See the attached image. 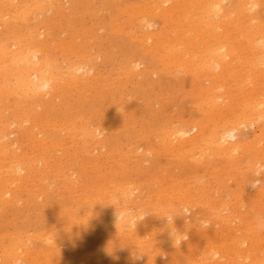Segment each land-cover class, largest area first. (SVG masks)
<instances>
[{
    "label": "rangeland",
    "instance_id": "rangeland-1",
    "mask_svg": "<svg viewBox=\"0 0 264 264\" xmlns=\"http://www.w3.org/2000/svg\"><path fill=\"white\" fill-rule=\"evenodd\" d=\"M65 1V3H66V9H65V14L64 15H62V14H57V16H53L52 14L53 13H51L52 11H48V13H51V15L55 18H53L50 14H46L44 17H46L47 19H48V21H49V23H51V21H52V23H51V25H50V27L52 28V31H55V32H53L54 34L53 35H55V39L57 40H55V42H56V44H57V42H64V40H65V42H66V40H67V42L66 43H69L68 42V40L69 39H71V40H74V41H77V39H78V42H83V40H81V39H86V49H82L83 50V53H85V54H88V58H90L87 62H86V64H88V66L89 67H91V69H92V77L94 78H92L91 80H90V86H89V88H86L87 90H85V92L84 93H79V91L78 92H75V90H71V91H69L68 93L69 94H67V98L66 99H63L61 102H59L58 100L59 99H55L54 101H55V105H54V108L51 110V112H49V114L51 115V117L53 118L54 117V119H57V120H59V118L61 119L62 117L63 118H70V120H80V119H84V116L87 118V119H89V120H87L86 118H85V120H87L88 122H91V121H93L92 123L94 124V125H98L99 123H100V127L99 128H101V131H100V135L98 134V139L99 140H101L99 143H96V145L93 143L92 144V142L91 141H89V140H87V150L89 151V152H91V154L89 153V152H87V150H85L83 147H80L79 145H78V142L76 141V140H78L77 138H79L80 136L79 135H76V136H74L75 138H68L67 136H69L68 135V132L66 131V133H65V130L64 131H62L63 129L61 128L62 126H60V128H61V130H60V128H59V130H57L55 133L53 132V131H51V133L53 134V136H54V139H55V141L58 143V141H59V143L58 144H62V146L61 145H59L58 147H56L55 149H50V151H49V154H48V157H47V162H48V164H47V168L49 169H46V168H43L42 166H40L41 165V163L39 164V162H38V164H37V161H38V157L35 155V154H38V156L40 155V152H41V149H39V147L37 148L36 146V143H35V138L33 139V138H23L22 136H20V144H21V149L20 150H18V151H16L18 154H26V155H28V156H32V155H34V156H36V158L37 159H35V164H37V167H39L38 169H42V172H44V174L42 173L41 175H39V177L38 178H36L38 175L36 174V173H33V174H35V175H31V177H30V180L27 182V184L28 183H31V184H28V186L29 187H32L33 185H36L38 188H39V190H38V188L37 187H35V189L33 188L32 190L33 191H31L33 194H31V196H30V194L29 195H27V193L25 192V191H21V192H18L17 193V196H19L20 195V193H21V195H20V197H18V200H19V198H20V200H19V202L17 201V203L16 204H20L19 206H17V205H15V203L14 204H12L13 202H11V204L9 203H7V204H0V208H2V209H0V250L2 249V251H3V249L4 250H6V248H7V246H9L7 249L9 250V249H11V248H13V246L15 245V243L17 244V242L19 241H21L20 243L18 242V244H19V246H21L20 248H19V250L20 251H23L24 249H27L29 252H30V250H34V252H30L31 254L32 253H37L38 252V254L39 255H42L41 254V252H44V251H46V253H48V251L49 252H54L53 254L56 256V254H58V246L59 247H61L60 248V251L61 252H63V256H65V255H67V256H65V258H66V262L65 261H62L64 264H70V263H72V264H111V262H113L112 264H115L116 262V264H122V263H124V264H140L141 262H143L142 264H152L153 262H155L154 264H156V263H158V264H164V263H166V264H188V263H190V264H193L194 263V261H195V263L194 264H211L212 263V261H213V264H219V263H221V264H229L230 263V259H231V262L233 261V263L234 264H243V262H244V264H248L249 263V260L251 261V259L249 258V254L250 253H252V254H250V256H252L253 255V253L255 252H257V251H254V250H260V252L261 251H263L264 250V247H262V246H264V219H260V218H264V216H263V214H264V212H261L262 210H263V208H264V174H263V171H264V149L263 148H261V147H264L263 145H264V142H262L264 139H262V137H264V134H263V136L262 137H260L261 135H262V133L264 132L263 130V128L264 127H262V126H264V120H263V118L264 117H262L261 119L263 120L262 122L260 121H258V120H261V119H259L260 117H259V115H257L256 117L258 118H256L255 117V114H254V112H253V109L252 108H250V107H245L244 106V102L246 101H248V100H246L247 98H249V106H252L253 105V102L255 103V104H257L258 102H261V105H259L260 103H258L257 104V109L260 111L261 110V108L264 110V108L262 107V105H264V98H262L264 95H262V94H264V75L262 74V75H260L259 77H254L253 75H252V73L250 72V68H249V62H250V60H251V58H252V54H253V52H255V50H256V48H253L252 46V48L254 49V51L253 50H250V45H248L246 42H242V41H234L235 43H237V44H233L232 42H231V40L233 39V38H231L232 36L234 37V34L233 33H235V29L233 28V27H231V31H232V35H231V31H230V35L227 37L228 39H229V41L228 42H230V44H226L227 45V47H228V49L227 50H231L230 49V45H234V47L232 48L233 50H231L232 51V53L235 55V57H234V55L232 54L231 55V57H229V58H226V59H228V60H225L226 62H227V65H228V67H229V69H228V67H227V69L225 68V70H224V73L227 75V76H230L231 78H229V77H227L226 75V77L224 76V78H219V79H217V78H214V82L212 81L213 79L208 75L209 73V71H207L206 69H204L203 70V68H200V66H201V62H199V61H201V60H204V59H207V57L209 56L208 54H210L211 52H207L206 51V49H210V45H211V49L212 50H214V51H223V52H226L227 50H225V48H222V50H221V48H219V49H217V42H215L214 40H212V41H214V42H211V38L209 37L210 35H209V33H204L205 34V36L206 35H208V36H206V38H205V36H204V34H201V35H197L196 36V34L193 32V29L192 30H190L191 29V25H192V27L193 28H199L202 24H204L203 22L201 23L199 20H201V21H203L204 19H202L203 17H200L201 15H203V12L201 13V7H202V5H204V3H200L201 5H193V4H195V2L193 3L192 1L193 0H188V1H186V0H178V1H174V0H172V1H170V2H168V3H165V5H162L163 3H162V0H158V1H156V0H124V3H123V0H103V1H105L104 2V4H106V5H104V4H102L103 2H102V0H98V2H96L97 0H95L94 2H95V4H92V2H90L91 4H89V1L88 0H86L85 1V3L83 2L84 0H81V2H80V0L78 1V0H76V2L75 1H67V0H64ZM63 1V2H64ZM91 1V0H90ZM199 2H201V0H198ZM248 0H246V2H245V0L243 1H240V0H229L228 2H227V0L225 1V0H221L220 2H219V4H221L220 6H221V9H222V11H223V13H225V12H227L228 10H231V7H232V9L235 11V16L236 15H238V16H241L242 17V15H244V18L246 19H251L252 18V20H248L247 22L248 23H246V25L247 26H249V24H250V26H252V25H256V24H260L261 22V24H264V13H262L261 14V11L262 10H264V0H260L259 1V7L260 8H257L258 6H256L255 8H248L247 6H249V3L247 2ZM250 1V0H249ZM254 1V0H253ZM256 1V0H255ZM120 4H119V3ZM125 2H126V4H125ZM131 2V3H130ZM149 2V3H148ZM157 2H159L160 3V5H159V3H157ZM178 2V3H177ZM181 2V3H180ZM183 2H184V5H183ZM214 2H215V0H214ZM221 2H223L224 4L222 5V3ZM240 2H242V3H240ZM245 2V3H244ZM257 2H258V0H257ZM64 3V4H65ZM71 3V4H70ZM79 3L80 4H82L84 7H82L81 8V6H78L79 5ZM86 3H88V5L86 4ZM114 3V4H113ZM122 3V4H121ZM140 3V4H139ZM147 3V4H146ZM154 3V4H153ZM172 3V4H171ZM189 3H190V6H189ZM192 3V4H191ZM218 3V2H217ZM227 3V5H225ZM239 3V4H238ZM261 3V4H260ZM85 4V5H84ZM97 4V5H96ZM119 4V5H118ZM151 4H153V6L151 5ZM170 4V5H169ZM70 7H69V6ZM72 5V6H71ZM75 5V6H74ZM90 5H91V7H90ZM92 5H94L93 7H92ZM103 5L104 6H106V8L105 7H103ZM146 5H149V8H151L150 10H146V9H144V8H146ZM150 5H151V7H150ZM156 7H155V6ZM157 5H158V8H160V7H164V8H161V9H158L157 8ZM172 5V6H171ZM175 5V7H176V9H174L175 7H173ZM177 5V6H176ZM179 5L180 6H182L183 5V7H180V8H177V7H179ZM74 6V7H73ZM86 6H88V7H86ZM129 7V8H127V7ZM132 6H134V8H132ZM140 6V7H139ZM141 6H142V8H143V11H142V8H141ZM144 6V7H143ZM160 6V7H159ZM172 7L173 9H169L168 7ZM185 6H186V8H185ZM192 6V7H191ZM193 6H196V7H193ZM89 7H90V9H89ZM103 7V8H102ZM131 7V8H130ZM136 7V8H135ZM241 7H243L244 8V10H243V8H241ZM245 7H247V9H245ZM71 8V9H70ZM79 8L81 9V10H83V11H79L78 12V10H79ZM83 8H87V9H83ZM92 8H94L93 10L95 11H93V10H91ZM101 8V9H100ZM125 8H127L128 9V11H127V9L125 10ZM137 8H141L140 10H141V12H140V10L138 11L137 10ZM148 8V9H149ZM154 8V9H153ZM156 8L158 9L157 11H156ZM168 8V9H167ZM193 8H195L196 10H194ZM199 8V9H198ZM239 8V9H238ZM241 8V9H240ZM259 10H257V9ZM89 9V10H88ZM112 9V10H111ZM114 9H116V11H114ZM132 9H135V11L133 12L132 11ZM165 9H167V10H165ZM184 9V10H183ZM193 9V10H192ZM237 9V10H236ZM255 9V12L253 13V10ZM75 10V11H74ZM130 10V11H129ZM137 10V11H136ZM146 10V11H145ZM167 11V12H169V14H170V12H172V13H175L176 15H177V13L179 12L180 14H178V16L180 15V18L178 17H176V15L175 14H172L171 13V15H165L164 13H166L165 11ZM172 10V11H171ZM176 10H178V11H176ZM183 11V13H184V11H185V13L183 14L181 11ZM198 10L200 11L199 13H197L198 12ZM242 10V11H241ZM248 10V11H247ZM251 12H250V11ZM67 11H68V13H67ZM73 11V12H72ZM85 11V12H84ZM98 11H100V12H98ZM120 11V12H119ZM133 13H132V12ZM152 13H151V12ZM154 11V12H153ZM155 11H156V15H155ZM160 11V12H159ZM162 11V12H161ZM175 11V12H174ZM190 11H192L191 13H190ZM194 11V12H193ZM259 13H258V12ZM72 12V13H71ZM82 12H84V13H82ZM103 12H106V13H103ZM119 12V13H118ZM122 12V13H121ZM126 14H125V13ZM127 12H129V14L127 13ZM143 12V13H142ZM147 14H153V15H147L146 16V13ZM240 12H242V13H246L247 14V12H249L248 14H250V17L249 16H247L246 17V15L245 14H239ZM264 12V11H263ZM69 13H70V15H69ZM74 13V14H73ZM88 15H87V14ZM97 15H96V14ZM100 14V16H99V14ZM126 15H124V14ZM130 13H132V14H130ZM135 13H137V14H139V17L141 16V18H137V14H135ZM157 13H159L158 15H157ZM189 13V14H188ZM195 13H197V15H195ZM238 13V14H237ZM259 14L258 16H257V14ZM78 16H77V15ZM80 14V15H79ZM82 14H84V16H82ZM91 14H95V16L93 17V15H92V17H91ZM103 14V15H102ZM105 14V15H104ZM121 14H122V17H121ZM141 14V15H140ZM142 14H144V15H142ZM181 14H183L184 16H185V19L183 20V19H181ZM199 19V20H196V19H194V18H196L194 15ZM251 14H252V16H251ZM50 15V16H49ZM54 15H56V13H54ZM67 15V16H66ZM76 15V16H75ZM85 15H87V16H85ZM102 15V16H101ZM113 15V16H112ZM120 15V17H118ZM132 15H133V17H132ZM134 15H136L135 17H134ZM190 15H192V16H194V18L192 17V16H190ZM200 15V16H199ZM253 15H255V16H257L258 18V22L256 21L257 19L256 18H254V20L257 22L256 24H255V22L253 23ZM49 16V17H48ZM60 16H63V17H61L62 18V20H60L59 19V17ZM70 16H72V17H76V18H74V19H72V17H70ZM91 17V19L89 18V17ZM97 16L98 17H100V18H97ZM156 16V17H155ZM169 16H170V18H169ZM175 16V17H174ZM188 18H187V17ZM254 16V17H255ZM68 17H69V19H68ZM79 17V18H78ZM83 17H85L84 19H83ZM88 19H87V18ZM102 17H104L103 19H102ZM128 17V18H127ZM143 17V18H142ZM147 17V18H146ZM164 17V18H163ZM200 17V18H199ZM234 17V16H233ZM65 18H67V22L64 20ZM70 18L72 19V20H70ZM78 18V19H77ZM97 20H96V19ZM108 18V19H107ZM119 19V20H121V22H122V24H121V22H120V24H118L119 23V20H116V19ZM134 18V19H133ZM165 18H167L168 20L169 19H171L172 20V18H173V20H176L175 22H173V24L171 23V20H167V19H165ZM175 18H177V19H175ZM186 18H187V22H186ZM189 18H191V19H189ZM216 19H217V16L215 17ZM260 18H263V19H260ZM80 19H81V21H80ZM93 19V20H92ZM128 19V20H127ZM135 19H138V21L137 22H135ZM139 19H141L140 21H139ZM142 19H144L143 21H142ZM180 19H181V21H180ZM69 20V21H68ZM73 20H75V21H73ZM79 22H82V25L84 24V21L85 20H87V23H86V21H85V23L89 26H87L86 24H84L83 26L80 24L79 25V23H78V21ZM96 20V21H95ZM105 20V22H103ZM108 20V21H107ZM131 22H130V21ZM153 20V21H152ZM196 21V22H198V23H196V22H194L193 23V21ZM261 22H260V21ZM53 21H54V23H53ZM61 21H62V23H61ZM92 21V22H91ZM93 21H95V22H93ZM117 21H118V23H117ZM148 21V22H147ZM150 21V22H149ZM152 21V22H151ZM167 21V22H166ZM180 23H179V22ZM191 21V22H190ZM55 22H57L56 23V25H55ZM64 22V23H63ZM73 22H75L74 24V26H73ZM99 22V24H97L96 25V23H98ZM100 22H101V24H100ZM103 22V23H102ZM108 24H107V23ZM134 22V23H133ZM141 22V23H140ZM151 23L152 25H154V26H152V25H148L147 23ZM168 22L169 23H171L172 25H173V27H172V25H169L168 24ZM186 22V23H185ZM66 23H68V24H70V25H72V26H70V25H68V24H66ZM90 23H92V24H90ZM127 23V24H126ZM131 23V24H130ZM140 23V24H139ZM175 23H177V26L175 25ZM200 23V24H199ZM58 24V25H57ZM60 24V25H59ZM61 24L63 25L62 26V28L63 29H61ZM93 24H94V26H93ZM103 24V25H102ZM110 24L112 25V24H115V26H110ZM118 24V25H117ZM125 24V26H122V25H124ZM147 24V26L145 27V25ZM164 25V27H163V25ZM167 24V25H166ZM181 25V26H179V25ZM184 24V25H183ZM196 24V25H195ZM91 25V26H90ZM128 25V26H127ZM132 25V26H131ZM139 25V26H138ZM161 25V26H160ZM190 25V26H189ZM194 25V26H193ZM198 25H200V26H198ZM70 26V27H69ZM84 26H85V28L87 29V30H84L85 28H84ZM93 26V27H92ZM97 26V29L95 28ZM102 26V27H101ZM105 26H107V28L105 27ZM141 26V27H140ZM150 26L151 27H153V28H150ZM176 28H175V27ZM179 26V27H178ZM183 26V27H182ZM185 26H187V27H185ZM204 26V25H203ZM202 26V27H203ZM57 27V28H56ZM128 27V28H127ZM145 27V28H144ZM149 27V28H148ZM159 27H161V28H159ZM167 27V28H166ZM185 27V28H184ZM56 28V30H53V29H55ZM66 28V29H65ZM67 28H68V31H67ZM71 28V29H70ZM79 28L80 30H77V29ZM133 29L132 31H131V29ZM175 28V29H174ZM177 28H178V30H177ZM190 28V29H189ZM197 28V29H198ZM64 29L66 30V31H64ZM83 29V30H82ZM103 29V30H102ZM110 30V32H109V30ZM114 29H118V30H114ZM126 29H129L130 30V32H132V33H128V31L129 30H126ZM144 29H146L145 31H146V33L149 35V36H153V33H154V35H155V33H156V35L155 36H153L152 38H154V40L152 39V40H147V39H149V38H147V36L145 37V31H144ZM166 29V30H165ZM182 29H187L188 31H186V32H188L192 37L191 38H193V39H191V38H189V39H191V40H189L191 43H193V47L191 48V47H189V49L187 50L188 52H192V53H185V55H184V59H187L186 60V62L184 61V60H182V61H184L183 63H182V61H181V59L180 58H182V57H180V58H175V57H173V54H171V55H167V56H169L168 57V59L169 60H171V61H168V60H165V59H161L162 57H164V52L165 51H168V50H166V48H169V49H171L172 47L171 46H169V47H166V46H168L169 45V43L167 44V45H164V43L166 44V42H170V41H172L171 43H170V45H172V46H176L175 44L177 43L176 41L173 43V41L174 40H176V37H177V39L179 40V37L180 36H182L183 35V33L181 32V30ZM196 29V30H197ZM234 29V30H233ZM83 32H82V31ZM90 30H91V32H90ZM104 31V32H102V31ZM163 32H162V31ZM171 30H173L172 31V33H169V32H171ZM176 30H177V32H176ZM218 30V33L220 32V30L221 29H217ZM57 31H59V32H57ZM73 31H75V32H73ZM81 33H80V32ZM86 31H87V33H86ZM100 31V32H99ZM137 33H136V32ZM140 31V32H139ZM154 31H156V32H154ZM165 31H167V32H165ZM169 31V32H168ZM179 31V32H178ZM192 31V32H191ZM195 31V30H194ZM206 31V30H205ZM234 31V32H233ZM63 32H65V33H63ZM67 32V33H66ZM90 32V33H89ZM96 32H97V34H98V36H97V34H96ZM99 32V33H98ZM126 32L128 33V34H126ZM161 32V33H160ZM176 32V33H175ZM59 35H58V34ZM72 33V35L71 36H69L70 34ZM77 33V34H76ZM78 33H80V34H78ZM103 33V34H102ZM135 35H134V34ZM143 33V34H142ZM167 33V34H166ZM174 33V36H176V37H174L172 34ZM179 33H180V35H179ZM57 34V35H56ZM65 36H63V35ZM66 34H68V35H66ZM76 34V35H75ZM93 34H95L96 35V39L93 37L94 35ZM133 34V35H132ZM140 34L141 35H143V36H140ZM159 34H161V35H159ZM171 34V35H170ZM178 34V35H177ZM193 34V35H192ZM80 35V36H79ZM82 35H85V36H82ZM86 35H88V36H86ZM89 35H90V37H89ZM102 35V36H101ZM115 35V36H114ZM139 35V36H138ZM158 35H159V37H158ZM164 35H166V37L165 38H162ZM219 35H220V33H219ZM60 36V37H59ZM69 36V37H68ZM75 36V37H74ZM82 36V37H81ZM114 36V37H113ZM139 38H138V37ZM161 36V37H160ZM167 36H169V37H167ZM170 36H171V40H170ZM198 36H200V38L201 39H199V37ZM202 36H203V38H205V39H203L202 38ZM71 37V38H70ZM98 37V38H97ZM102 37V38H101ZM132 37V38H131ZM155 37H156V39H155ZM173 37V38H172ZM195 37V38H194ZM197 37V38H196ZM58 38H61V40L60 39H58ZM75 38H77L76 40H75ZM88 38H90V39H92V40H88ZM117 38V39H116ZM141 39L140 41H138V39ZM231 38V39H230ZM143 39H144V41H143ZM166 39V40H165ZM169 39V40H168ZM207 39H208V41H207ZM60 40V41H59ZM71 40H69V41H71ZM81 40V41H80ZM100 40V41H99ZM156 40V41H155ZM162 40H164V41H162ZM197 40H199V41H197ZM202 41V44H201V41ZM236 40V39H235ZM92 41H97L95 44H96V46H94L93 47V45H95V44H93V45H91L92 44ZM146 41V42H145ZM147 41H149V44H147L148 42ZM150 41H152V44H151V42ZM198 42V44H197V42ZM207 43H206V42ZM90 42V43H89ZM99 42H101V43H99ZM135 42V43H134ZM141 42V43H140ZM143 42V43H142ZM154 42V43H153ZM200 42V43H199ZM204 42L206 43V44H204ZM210 42H211V44H210ZM94 43V42H93ZM103 43V44H102ZM111 43V44H110ZM232 43V44H231ZM89 44V45H88ZM163 44V45H162ZM209 44V45H208ZM216 44V45H215ZM241 45V47L243 48V50L245 49H247L248 48V50H247V52H249V50H250V52H249V62H247V59H248V53L246 52V51H243L242 50V48H239V46ZM246 44V47L244 46ZM98 45V46H97ZM151 47H150V46ZM154 45H158V47L159 48H157V47H155ZM205 45V46H204ZM206 45H208V46H206ZM216 46V48H214L215 46ZM164 46V48H162ZM196 46V47H195ZM237 48H236V47ZM85 47H83V48H85ZM148 47V48H147ZM150 47V48H149ZM154 47V48H153ZM176 47H178V48H180V47H182V46H180V45H178V46H176ZM199 48V49H196V48ZM203 47H205V48H203ZM213 47V48H212ZM151 48H153V50L154 51H152V49ZM163 49V56H162V54L160 53L161 51H157V50H160V49ZM251 48V49H252ZM181 49H183V47L182 48H180V50ZM196 49V50H195ZM205 49V50H204ZM217 49V50H216ZM236 49H237V51H239V52H237V54L238 53H246L245 54V56H246V59H245V56H244V54H243V57H242V54L240 55V54H238V55H236ZM239 49V50H238ZM88 50V51H87ZM96 50H98V51H96ZM109 50V52H107ZM116 50V51H115ZM192 50H194V51H192ZM240 50L242 51V52H240ZM87 51V52H86ZM146 51H150V52H146ZM157 51V52H156ZM200 51V52H199ZM94 52V53H93ZM102 52V53H101ZM146 52V53H145ZM152 52V53H151ZM194 52H196V53H198L197 54V56L195 57H190V55L191 54H193ZM66 55H69L70 53H68L67 51H65L64 52ZM63 53V54H64ZM68 53V54H67ZM100 53V54H99ZM123 54V56H122V54ZM151 53V54H150ZM207 53V54H206ZM140 54H142V56L140 55ZM149 56H148V55ZM154 54V55H153ZM160 54H161V56H160ZM205 54H206V56H205ZM94 55H96V56H94ZM117 55V56H116ZM159 56V58H158V56ZM198 55H199V59H198ZM92 56H94L93 58H92ZM100 56V57H99ZM110 56H112V57H110ZM141 56V57H140ZM187 56H189L188 58H187ZM204 58H203V57ZM99 57V58H98ZM101 57L103 58V59H101ZM149 57V58H148ZM202 57V58H201ZM233 57V58H232ZM241 57V58H240ZM119 58L121 59V60H119ZM137 59V60H135V59ZM148 59L149 61H147L146 59ZM172 58V59H171ZM201 58V59H200ZM208 58H210V57H208ZM239 59V60H236V59ZM101 59V60H100ZM105 59V60H104ZM157 59H160V60H157ZM175 59H176V61L178 62H176L175 61ZM180 59V60H179ZM183 59V58H182ZM189 59V60H188ZM190 59H191V62H188V61H190ZM194 59H196L198 62H196L197 63V66H196V64L194 63V62H192ZM104 60V61H103ZM139 60V61H138ZM141 60V61H140ZM234 60V61H233ZM241 60H243V61H241ZM95 61V62H94ZM110 61V62H109ZM165 61V62H164ZM168 61V62H167ZM181 61V62H180ZM228 61H231V62H228ZM246 61V62H245ZM92 64H91V63ZM113 62H114V64H113ZM175 62L177 63V64H175ZM237 62V63H236ZM132 63V64H131ZM136 63V64H135ZM167 63V64H166ZM171 63V64H170ZM185 63V64H184ZM188 63H190V66H189V64ZM194 63V64H193ZM242 63V64H241ZM246 63V64H245ZM248 63V64H247ZM107 64V66H106V68H105V65ZM111 64H113L114 65V67H113V70L111 69V67H112V65ZM143 64V65H142ZM157 64V65H156ZM170 64V65H169ZM173 64V65H172ZM183 65V68H180L182 65ZM97 65H98V67H97ZM111 65V66H110ZM136 65H138V67H136ZM156 65V66H155ZM159 65H160V67H159ZM164 66L163 68L161 67V66ZM166 65V66H165ZM176 65H177V67L178 68H180L181 70L182 69H188L187 71L185 70H183V72L181 73V70L179 69V71H178V75H177V72L175 71V68H176ZM184 65H188L189 67H186V66H184ZM232 65V66H231ZM239 65V66H238ZM133 66H135V67H133ZM149 66H150V68H149ZM158 66V67H157ZM167 66H168V68L170 67V68H172L171 70H168V68H167ZM180 66V67H179ZM191 66H193V67H191ZM233 66H235V67H233ZM94 67V68H93ZM97 67V68H96ZM120 67H121V70H120ZM124 67V68H123ZM126 67V68H125ZM133 67V68H132ZM152 67V68H151ZM156 67L158 68V69H156ZM174 67V68H173ZM191 67V68H190ZM200 69H199V68ZM238 67V68H237ZM100 68V69H99ZM130 68V69H129ZM131 68L133 69V70H131ZM165 68H167V69H165ZM169 68V69H170ZM178 68H176V70L178 69ZM195 68V69H194ZM231 68H232V70H231ZM233 68H235L236 70H233ZM247 68V69H246ZM125 71H124V70ZM145 69H147V70H145ZM152 70V75L151 74H149L148 73V71H151ZM160 69H161V71H160ZM164 71H163V70ZM191 69V70H190ZM112 70V71H111ZM119 70V71H118ZM127 70V71H126ZM135 70H136V72H135ZM145 70V71H144ZM244 70V71H243ZM114 71V72H113ZM118 71V72H117ZM130 73H129V72ZM131 71H133V72H131ZM158 71V72H157ZM171 71V72H170ZM226 71V72H225ZM235 71V72H234ZM237 71H239L237 74H236V72ZM240 71H242V72H240ZM96 72H98L100 75H101V77H102V74H103V77L102 78H100V75L97 73L96 74ZM115 73V74H113V73ZM129 74H127V73ZM144 72H146L147 74H145ZM164 72H167L166 74H164ZM169 72V73H168ZM176 72V73H175ZM187 72V73H186ZM192 72V73H191ZM198 72V73H197ZM207 72V73H206ZM233 72V73H232ZM102 73V74H101ZM120 73L122 74V76H123V79H124V77H125V79L123 80L122 79V76L120 75ZM127 74V77L129 78V80H130V82H127L128 81V78H126V74ZM133 73V74H132ZM135 73V74H134ZM139 75H138V74ZM156 73V74H155ZM157 73H159V74H157ZM184 74V75H180V74ZM186 73V74H185ZM188 73H190V74H193L194 76H192L191 77V75L189 76V75H187ZM205 73V74H204ZM241 73H242V75H241ZM249 73H250V75H249ZM105 74H106V77H104L105 76ZM108 74H109V76H108ZM118 74V75H117ZM137 74V75H136ZM154 74V75H153ZM161 74H163L164 75V77H163V75H161ZM169 74H170V76H169ZM171 74H174V75H171ZM202 74H204L203 76H202ZM244 74H246L247 76H245ZM141 75H144V79H142L143 78V76H142V78H139ZM157 75H158V77H157ZM180 75V76H179ZM196 75V76H195ZM200 77H199V76ZM207 75V76H206ZM241 75V76H240ZM244 75V76H243ZM96 76L98 77L99 76V78L102 80H100V79H98V78H96ZM117 76V77H116ZM136 76V77H135ZM137 76H139L138 78H137ZM150 76H153V78L152 77H150ZM155 76V77H154ZM198 76V77H197ZM208 76H209V78H208ZM250 76V77H249ZM110 79H109V78ZM116 77V78H115ZM132 77V78H131ZM147 77H148V79H147ZM161 77V78H160ZM173 77H175V78H173ZM204 77V78H203ZM234 77H236V78H234ZM246 78V80H245V78ZM253 77V78H252ZM120 78H121V80H120ZM155 78V79H154ZM158 80H157V79ZM165 80H164V79ZM168 78V79H167ZM172 78V79H171ZM181 78L182 79V81L180 80V81H178L179 79ZM193 80V79H197V80H193V82L191 81V79ZM243 78V79H242ZM142 79V80H141ZM162 79V80H161ZM167 79V80H166ZM174 79V80H173ZM176 79V80H175ZM189 79V80H188ZM201 81H200V80ZM204 79H209V80H204ZM215 79H217V80H215ZM235 79V80H234ZM238 79V80H237ZM249 79V80H248ZM250 79H252V81L254 82V84H253V82L252 81H250ZM253 79H257V80H253ZM261 79H262V81H261ZM96 80H100V81H96ZM105 80H107V81H105ZM110 80V81H109ZM113 80H116V81H113ZM123 80V81H122ZM141 80V81H140ZM148 80H150L151 82H149ZM153 80L155 81V84H157L158 85V87H157V85H155L154 83H153ZM170 80H171V82H170ZM187 82H186V81ZM199 80V81H198ZM203 80V81H202ZM211 80V81H210ZM224 80H226V81H224ZM232 80H233V82H232ZM237 80V81H236ZM92 81H94V82H92ZM132 81V82H131ZM145 81V82H144ZM176 81V82H175ZM178 81V82H177ZM183 81H185V83L183 82ZM189 81H191V82H189ZM198 81V83H196ZM248 81H250V82H248ZM98 82H100V84L98 83ZM114 82H115V84H114ZM135 84H134V83ZM138 82H140V83H142L143 84V82H144V84L143 85H141V84H139ZM148 82V83H147ZM159 82H162V83H159ZM163 82H166L165 84L163 83ZM169 82V83H168ZM174 82V83H173ZM180 82V83H179ZM194 82H195V84H194ZM200 82V83H199ZM202 82V83H201ZM205 84H204V83ZM206 82H209L208 84L209 85H207V83ZM221 84V86H220V84ZM227 82V83H226ZM263 82V83H262ZM94 83V84H93ZM96 83H98L99 84V86H98V84H96ZM102 83H104V84H102ZM108 83H110V84H108ZM120 83H121V85H120ZM146 83V84H145ZM216 83H218V84H216ZM224 83V84H223ZM228 83H229V85L230 86H228ZM237 83H238V85H237ZM243 83V84H242ZM250 85H249V84ZM260 83V84H259ZM103 85V87H101L102 85ZM107 84V85H106ZM112 84H114V85H112ZM123 84V85H122ZM137 84V85H136ZM138 84H139V86H138ZM177 84H179V85H177ZM184 84V85H183ZM186 84H187V86H186ZM200 84H202V85H200ZM213 84V85H212ZM246 84V85H245ZM253 84V85H252ZM256 84V85H255ZM259 84V85H258ZM262 84V85H261ZM93 85H94V87L97 89L98 87H100V88H103V89H101L100 90V88H98L99 90H96V89H94V87H93ZM101 85V86H100ZM126 85V86H125ZM132 85H133V87H132ZM192 85H194V86H192ZM206 86L207 88L208 87H211L210 85H212V86H216V87H218V88H216L217 90H219L218 92H217V90L216 89H214V90H212V91H210L209 89L208 90H205L206 88L205 87H203V86ZM234 86L233 88H232V86ZM92 86V87H91ZM97 86V87H96ZM110 86V89H112L111 91H110V89H106L105 87H109ZM115 86V87H114ZM120 86V87H119ZM121 86H123V88L121 87ZM146 88H145V87ZM151 86H152V88H151ZM169 89V90H167V88ZM200 86V87H199ZM240 86H241V88H240ZM247 86V88H243V87H246ZM252 86V87H251ZM255 86V87H254ZM257 86H259V87H257ZM136 87V88H135ZM142 87V88H141ZM164 87V88H163ZM199 87V88H198ZM201 87H203V90H201L202 88ZM222 87V88H221ZM225 87V88H224ZM239 87V88H238ZM250 87V88H249ZM104 88H105V90L108 92H105V90H104ZM161 88V89H160ZM162 88H163V90H162ZM172 90H171V89ZM180 88V89H179ZM184 88H186V89H184ZM188 88H190V89H188ZM205 88V89H204ZM228 88V89H227ZM235 88V89H234ZM91 89H92V91H91ZM113 89H114V91H113ZM158 89V90H157ZM159 89L162 91H159ZM166 89V90H165ZM182 89H184V91L182 90ZM188 89V90H187ZM198 89V90H197ZM201 91H200V90ZM221 89V90H220ZM224 89H227V90H224ZM234 89V90H233ZM248 89H250V90H248ZM256 89H259L258 91L256 90ZM95 90V91H94ZM173 90H175V91H173ZM193 90H195V91H193ZM223 90V91H222ZM228 90H230V92L232 93H235V94H231V93H229L228 92ZM239 90V91H238ZM241 90V91H240ZM261 90V91H260ZM87 91V92H86ZM89 91V92H88ZM96 91H99V92H97L98 93V95L99 94H101V101H102V104H101V101H100V95L98 96L96 93H94V92H96ZM104 91V92H103ZM119 91V92H118ZM125 91V92H124ZM127 91V92H126ZM163 91H165L166 92V94L164 93L163 94ZM189 92V95H188V93L186 94V92ZM198 93H197V92ZM205 93H203V92ZM210 91V92H209ZM243 91V93H241ZM249 91H251V92H249ZM71 92V93H70ZM102 92V93H101ZM111 92V93H110ZM120 92H124V95H122V93L120 94ZM132 92V93H131ZM158 92V93H157ZM200 92H201V94H200ZM220 92V93H219ZM227 92V93H226ZM239 92L243 95L242 97H241V95H239ZM255 92H257V93H255ZM87 93V94H86ZM91 93V94H90ZM125 93H126V95H125ZM128 93V94H127ZM145 94V95H143V99H142V94ZM149 95H148V94ZM162 93V94H161ZM176 93H178V95L176 94ZM192 95H191V94ZM223 95H222V94ZM249 93H250V95H249ZM252 93H254V95H252ZM261 93V94H260ZM71 94H72V96H71ZM73 94H74V97H73ZM86 94V96L84 97V95ZM94 94H96L97 96H95V98H94ZM103 94H104V96H103ZM105 94H108V96L107 95H105ZM115 94H117V96L115 95ZM118 94H120V95H118ZM138 94V95H137ZM150 94H152V95H150ZM170 94H172V95H170ZM176 94V95H175ZM184 94H186V96H187V99L185 98L186 96L184 95ZM200 95V97L198 96V95ZM225 94V95H224ZM240 96H238V95ZM255 94H258V95H260V96H257V95H255ZM72 97H70V96ZM81 95V96H80ZM93 97L92 98V100H90V97L91 96ZM113 95V96H112ZM123 96V98H122V96ZM141 95V96H140ZM148 95V96H147ZM154 95H156L155 97H154ZM157 95H160V96H157ZM167 95V96H166ZM169 95V96H168ZM174 95V96H173ZM209 95V96H208ZM248 95V96H247ZM78 98H77V97ZM81 98H80V97ZM107 96V97H106ZM130 96H132V99H131V97ZM136 96V97H135ZM163 96V97H162ZM164 96H165V98H164ZM178 96V97H177ZM183 96V104H180L179 103V105H178V103L177 102H180L182 99H180L181 97ZM202 96V97H201ZM203 96H204V98H203ZM205 96H207V97H205ZM218 97L217 98V103H219V106L216 108L217 110L218 109H220V112L218 111V112H216V110L214 109V112H215V114H214V112H212V115H210L211 117L213 116V115H215V116H213V118H210L208 115V112L210 111L209 109L211 108V106L209 105V104H211V99H212V97ZM223 96L226 98V97H228V98H230V100H228V98L227 99H222L223 98ZM230 96H232V97H230ZM247 96V97H246ZM253 96H255V97H253ZM99 98L98 100H99V103H95L96 101H98L96 98ZM117 97V100L115 101V98ZM119 97V98H118ZM127 97H129V99H130V104L131 103H133L134 104V106H133V104H129L125 99L127 98ZM138 97H139V100H138ZM148 97H150V98H148ZM154 97V98H153ZM159 97H161V99L162 98H164V101L162 102V101H159L160 99H159ZM189 97V98H188ZM214 97V99L216 100V98ZM238 99H237V98ZM245 97V98H244ZM86 98V99H85ZM89 98V99H88ZM104 98V99H103ZM107 98V99H106ZM133 98H135V99H133ZM154 100H152V99ZM156 98V99H155ZM159 100H158V99ZM176 98V99H175ZM191 98V99H190ZM196 98V99H195ZM202 98V99H201ZM211 98V99H210ZM221 98V99H220ZM253 98H254V100H253ZM68 99H70V100H68ZM74 99H76V101L74 100ZM93 99H95V100H93ZM105 100V102L103 101V100ZM128 98H127V100H129ZM144 99H146V100H144ZM149 99H150V101H149ZM180 99V100H179ZM184 99L186 100L185 102H184ZM233 99V100H232ZM237 99V100H236ZM242 101H241V100ZM244 99H245V101H244ZM262 99V100H261ZM83 100H85L86 102H83ZM88 100V101H87ZM134 100V101H133ZM137 100H138V102H137ZM141 100V101H140ZM167 100H170V101H167ZM171 100L172 101H174V103L173 102H171ZM187 100H189V101H187ZM190 100H195V102H190ZM200 100V101H199ZM205 100V101H204ZM227 100V101H226ZM238 101V103H237V105H236V101ZM240 100V101H239ZM74 101H75V103H74ZM93 101H95V102H93ZM121 101V102H120ZM124 101H126L127 103L126 104H128V105H126V104H124ZM137 103H136V102ZM146 101V102H145ZM148 101V102H147ZM152 101V102H151ZM199 101V102H198ZM209 101H210V103H209ZM224 101H225V103H224ZM229 101V102H228ZM233 102V104L231 103V102ZM63 102L65 103V104H63ZM73 102V103H72ZM109 103L110 104V106H109V104H107V103ZM116 102H119L120 104H116ZM123 102V103H122ZM135 102V103H134ZM160 102H162V103H160ZM166 102V103H165ZM206 102V103H205ZM221 102V103H220ZM224 103V105H223V103ZM251 102V103H250ZM85 103H86V106H85ZM89 103V104H88ZM95 106V107H93V105ZM113 103H115L116 105H114ZM159 103H160V105H161V107H159ZM163 103H165V104H163ZM171 103H173V104H177V106H174L173 104H171ZM197 103V105H195ZM204 103H205V105H204ZM208 103V104H207ZM227 103V104H226ZM235 103V104H234ZM240 103H243V105L242 104H240ZM61 104V105H60ZM75 104V105H74ZM113 104V105H112ZM146 104V105H145ZM154 104V105H153ZM158 104V105H157ZM162 104L163 105H165V106H162ZM168 106H170V107H168ZM231 106H229V105ZM232 104V105H231ZM240 106H239V105ZM92 105V106H91ZM97 105L99 106V107H97ZM104 105H106L107 106V108H105V107H103ZM140 105H142L141 107H140ZM146 107H145V106ZM153 105V106H152ZM186 105H188V107L186 106ZM191 105V106H190ZM223 105V106H222ZM59 106V107H58ZM62 106V107H61ZM70 106V107H69ZM75 106V107H74ZM101 106V107H100ZM111 106L113 107V112H111L110 111V108H111ZM122 106V107H121ZM128 106V107H127ZM195 106V107H194ZM207 106H209L208 108H207ZM220 106H222L223 108H221ZM55 107H57V108H55ZM69 109V110H66L67 108ZM82 107H84L83 109H82ZM109 107V108H108ZM117 107H118V109H120V110H122V111H120L119 112V110L117 109ZM127 107V108H126ZM131 107H133L132 109H131ZM134 107H135V109H134ZM140 107V108H139ZM143 107H144V109H143ZM147 107H150V108H148L147 109ZM152 107V108H151ZM157 107H159L158 109H157ZM192 107V108H191ZM199 108V110H196L197 108ZM200 107H202V108H200ZM205 107H206V110H205ZM227 107V108H226ZM237 107L239 108L238 110L240 111V109H241V111L239 112L238 110H237ZM62 110H60V109ZM72 108H74V109H72ZM94 108V111L92 110ZM101 108V109H100ZM145 108H146V110H145ZM162 108V109H161ZM173 108H177V109H173ZM193 108H196L195 110H193ZM243 108H244V110H243ZM78 109H79V111H78ZM95 109H97V110H95ZM104 109H108V110H104V113H102V111ZM116 109H117V111H116ZM125 109V110H124ZM126 109H128V110H126ZM132 110V111H130V110ZM137 109V110H136ZM139 109H141V110H139ZM156 109V110H155ZM172 109V110H171ZM200 109L203 111V113H202V111H200ZM224 109H225V111H224ZM227 109V110H226ZM231 109V110H230ZM256 109V110H257ZM64 110H66V112L65 113H69L68 115H65V113H64ZM72 110V111H71ZM90 110V111H89ZM98 110H101L100 111V113H99V111ZM142 110H144V111H147V112H144V111H142ZM153 110V112H154V114H153V116H151V117H149L148 115L149 114H147V113H153V112H151ZM178 110V111H177ZM208 110V111H207ZM234 110V113H237V111L239 112V113H237L236 115L232 112ZM246 110H248V112L246 111ZM251 110V111H250ZM257 110V111H258ZM61 111V112H60ZM91 113H94V114H90L89 112ZM107 111V112H106ZM128 111V112H127ZM137 111H139V112H137ZM141 111L143 112V113H145V114H143V113H141ZM163 111V113H162V115H160L161 114V112ZM166 111H168V115H166L167 114V112ZM187 111V112H186ZM189 111V112H188ZM192 111H195V112H197L196 114H195V112H194V114L193 115H191L193 112ZM198 111H200V112H198ZM224 111V112H223ZM231 111V113H229ZM236 111V112H235ZM246 112V113H244V112ZM258 111V112H259ZM75 112H77V113H75ZM82 113V115H80L79 113ZM88 113V117H90V118H88L87 117V115L85 114V113ZM97 112V113H96ZM106 112V113H105ZM115 112H116V115L118 114V113H120L119 115H118V117L115 115ZM122 112V113H121ZM124 112V113H123ZM129 112H131V113H133V114H130ZM136 112V113H135ZM155 112H157V113H155ZM175 112H176V115H175ZM185 112H186V114H185ZM206 112V113H205ZM221 112H223L224 114L223 115H225V116H223V115H221L222 113ZM228 112V113H227ZM250 112V113H249ZM64 113V114H63ZM72 115H71V114ZM112 113V114H111ZM113 113H114V116H116L117 118H114L113 117ZM126 113H128V114H126ZM166 113V114H165ZM217 113H219L218 115L220 116L219 118H216V114ZM233 113V114H232ZM243 113V115L245 116V114H246V116L243 118V116L241 115ZM59 114V115H58ZM63 114V115H62ZM78 114V115H77ZM98 114V115H97ZM126 114V115H125ZM129 114H130V116H129ZM137 114H139V115H137ZM141 114H143V115H146V117L145 116H142ZM158 115L159 114V116L161 117L159 120H158V118H159V116H156V115ZM199 114H202V116L201 115H199ZM208 114V115H207ZM249 114H250V116H249ZM80 115V116H79ZM123 115V116H122ZM125 115V116H124ZM134 115V116H133ZM183 115V116H182ZM189 115V116H188ZM194 115H196L197 117H195ZM208 116V118L210 119V121H209V119H206L207 118V116ZM58 116H60L59 118H57ZM62 116V117H61ZM94 116V117H93ZM121 116V117H120ZM133 116V117H132ZM137 117V120H136V117ZM164 116V117H163ZM172 116H176L175 118L174 117H172ZM185 116V117H184ZM199 116H200V118H199ZM204 116V117H203ZM237 116V117H236ZM249 116V117H248ZM253 116V117H252ZM77 117H80V119H78ZM91 117H93V119L91 118ZM101 117V118H100ZM108 117V118H107ZM112 117H113V119H112ZM149 117V118H148ZM170 117H172V118H170ZM195 117V118H194ZM201 117H202V119H201ZM234 117V118H233ZM66 118V119H67ZM74 118V119H73ZM95 118V119H94ZM107 118V119H106ZM120 118H121V120H120ZM148 118V119H147ZM223 118H225V119H223ZM227 118V119H226ZM239 118V119H238ZM242 118V119H241ZM250 118V120H248L249 121V124H247L246 122H248L247 121V119H249ZM254 118V120H251V119H253ZM100 119V120H99ZM101 119H103V120H101ZM109 119V120H108ZM115 119H116V121H115ZM119 119V120H118ZM139 119V120H138ZM150 119H151V123L153 124V120L155 121L154 122V124L153 125H150L151 123H150ZM162 119H163V121H162ZM177 119V120H176ZM181 121H180V120ZM198 119H200V120H198ZM204 119V120H203ZM213 119V120H212ZM232 119V120H231ZM237 119V120H236ZM241 119V120H240ZM171 120V121H170ZM179 120V121H178ZM193 120V121H192ZM203 120V121H202ZM222 120H225V123H228V125H227V127H230L231 125H237V126H235V127H241V128H239V129H237L236 128V134L238 133V135H237V138L238 139H236V141H237V144H240L241 146H242V144H243V148H246V149H241V150H239L238 152H241L242 154H244V155H242V154H240V153H238L237 151H235V152H226V153H223L224 154V156L223 155H221L222 153H218L217 154V149H215L214 148V146H213V144H212V142H211V139H208V137L210 138V136L209 135H211V133L213 132V129H215L216 128V125L214 126V124L213 125H211L212 123H221L222 122ZM141 121V123H139V122ZM146 123H145V122ZM173 121V122H172ZM198 122V121H200V123H202L203 124V126H204V132L205 133H207V134H205L204 135V138H202L201 136V138L199 137V139L201 140V139H205L206 138V140H201V141H199V142H197L195 145H192V148H191V145L190 144H188V145H190V146H186L187 148H184V151L182 150V146H175L176 148H178V149H180V151L179 150H177V149H175L174 147H171L170 146V144H167L168 143V139H167V137H168V135L170 134V133H172L175 129H178V128H180V129H183L184 127V130H189V128L191 129V130H189V134H188V137L191 135H194L193 133H195V130H194V128H192L191 127V125H193L192 123H195V122ZM233 121L234 123L232 124L231 122ZM237 121V122H236ZM242 121H243V123H242ZM252 121V122H251ZM257 121V122H256ZM94 122H96V123H98V124H96V123H94ZM103 122V123H102ZM114 122V123H113ZM130 122V123H129ZM136 122H137V124H136ZM168 122V123H167ZM175 122V123H174ZM180 122V123H179ZM182 122H186L185 124L183 123L182 124ZM188 122V123H187ZM191 122V123H190ZM210 122V123H209ZM224 122V121H223ZM231 124H230V123ZM246 123V126H245V123ZM254 122H256V123H254ZM260 124H259V123ZM118 123H119V125H118ZM123 123V124H122ZM125 123V124H124ZM143 123H145L144 124V126H143ZM156 123V124H155ZM169 123H171V125L173 126L174 125V127H172V126H170L169 125ZM173 123V124H172ZM180 125H179V124ZM208 125V126H205L206 124ZM238 123V124H237ZM239 123L240 124H244L243 126H241V125H239ZM262 123V124H261ZM103 124V125H102ZM117 124V125H116ZM121 124H122V126H121ZM134 124H136V125H134ZM140 124V125H139ZM159 124H161V125H159ZM177 124V125H176ZM250 124H251V126H250ZM255 124V125H254ZM109 125V126H108ZM132 125V126H131ZM164 125V126H163ZM166 125V126H165ZM190 125V126H189ZM260 125V126H259ZM103 126V127H102ZM128 126H129V128H128ZM133 126H135L134 128H133ZM158 126V127H157ZM171 127L172 128V130H170L171 128H169V127ZM180 126V127H179ZM183 126V127H182ZM187 126H188V128H187ZM209 126H213L212 128H210ZM105 127H108V128H105ZM127 127V128H126ZM146 129H145V128ZM166 127H168V128H166ZM207 127H208V130H207ZM215 127V128H214ZM232 127V126H231ZM247 129H246V128ZM255 127V128H254ZM260 127V128H259ZM262 127V128H261ZM114 128H116V129H114ZM119 128V129H118ZM123 128V129H122ZM147 128H149V132H147ZM155 129L154 131H153V129ZM158 128H160V129H158ZM168 129V130H166V129ZM210 128V129H209ZM114 129V130H113ZM141 129V130H140ZM163 129H165V130H163ZM262 130V132H261V130ZM116 130V131H115ZM139 130V131H138ZM144 130V131H143ZM146 130V131H145ZM158 130H163L164 132H162L161 131V134H159L160 132H158ZM212 130V131H211ZM244 130H246L245 131V134H244V132H242V131H244ZM249 132H248V131ZM257 130V131H256ZM260 130V131H259ZM103 131V132H102ZM112 133V135L110 134V132ZM121 131H122V133H121ZM124 131V132H123ZM126 131V132H125ZM166 131V132H165ZM167 131H169V132H167ZM194 131V132H193ZM208 131V132H207ZM210 131H211V133H210ZM254 131V132H253ZM63 132V133H62ZM102 132V133H101ZM156 132V133H155ZM158 132V133H157ZM57 133V134H56ZM151 133H153L152 134V136H155L154 137V139L155 138H159V140L157 139H152L153 137L150 135ZM164 133H165V135H166V137H165V135H164ZM192 133V134H191ZM240 133V134H239ZM248 133V134H247ZM254 133V134H253ZM256 133H258V136H255V137H253ZM13 136H12V135ZM10 135H9V138L11 139V138H13L14 136H18L17 135V132L15 133H11ZM114 134V135H113ZM163 134V135H162ZM247 134V135H246ZM261 134V135H260ZM56 135V136H55ZM124 135V136H123ZM249 135V136H248ZM60 136H61V138L62 139H60ZM107 136H109V137H107ZM112 136V137H111ZM122 136V137H121ZM126 136V137H125ZM150 138H149V137ZM172 136V135H171ZM190 136V137H191ZM239 136V137H238ZM241 136H243L242 138H241ZM39 137V136H38ZM102 137L105 139H103L102 140ZM140 137V138H139ZM162 137V138H161ZM163 137H165V138H163ZM251 137H252V139H251ZM258 137H260V138H258ZM65 140H64V139ZM142 138H144L143 140H147V142H148V144L149 145H151V142H152V145H151V147L150 146H148L147 145V143H144L143 142V140H142ZM246 138V139H245ZM256 138V139H255ZM57 139H59L58 141H57ZM66 139H70L71 141H69V140H66ZM110 139V140H109ZM121 139H123V140H121ZM136 139V140H135ZM152 139V140H151ZM162 139H164V140H162ZM241 139V140H240ZM247 139H248V141H247ZM261 139V140H260ZM33 140V141H32ZM76 141V142H73V141ZM141 140V141H140ZM155 142H157V143H155ZM238 140H240L239 141V143H238ZM250 145L251 144V147L249 148V146H245V145H248V144H246V142ZM250 140L253 142H251L250 143ZM256 141V142H254V141ZM258 140H260V141H258ZM27 141H29V142H27ZM31 141V142H30ZM102 141H103V143H102ZM113 141V142H112ZM124 141V142H123ZM162 141H164V142H161ZM258 141V142H257ZM22 142V143H21ZM25 142H27V143H25ZM33 142L35 143V144H33ZM66 142H67V144H66ZM110 142V143H109ZM118 142V143H117ZM120 142H121V144H120ZM133 142V143H132ZM139 142V143H138ZM146 142V141H145ZM167 142V143H166ZM209 142H211V143H209ZM241 142H243L242 144H241ZM24 143V144H23ZM29 143V144H28ZM91 143V145H89ZM113 143H114V146H113ZM115 143H117V144H115ZM128 143H130V144H128ZM135 143H136V145H135ZM138 143V144H137ZM142 143V144H141ZM161 143V144H160ZM165 143V144H164ZM257 143V145H255ZM74 144V145H73ZM75 144H77V147H79V150L75 147L76 145ZM98 144H100V145H98ZM105 145V146H103V145ZM107 144L109 145V149H108V147H107ZM120 144V145H119ZM128 144V145H127ZM154 144V145H153ZM156 144H159V145H156ZM209 144V145H208ZM212 144V145H211ZM262 144V145H261ZM32 145V146H31ZM34 145V146H33ZM67 145V146H66ZM72 145V146H71ZM98 145V146H97ZM146 145V146H145ZM156 145V146H155ZM162 145V146H161ZM163 145H165L167 148L165 149V146H163ZM202 145V146H201ZM253 145V146H252ZM118 146V147H117ZM124 146V147H123ZM127 146V147H126ZM129 146H130V149H129ZM133 148H132V147ZM141 148H140V147ZM148 146V147H147ZM161 146V148H158V147H160ZM168 146H170V147H168ZM211 146V147H210ZM255 146H256V148H260L259 150L258 149H256L255 148ZM25 149H24V148ZM27 147H28V150H27ZM34 147V148H33ZM60 147V148H59ZM64 147H66V148H64ZM75 147V148H74ZM93 148V150H91L90 148ZM135 147V148H134ZM143 147H145V148H143ZM152 147H156V148H152ZM164 147V148H163ZM207 147H209L210 148V153H208L209 152V148H207L208 149V151H206V148ZM35 148H37V149H35ZM61 148H63L64 149V151L61 149ZM83 148V149H82ZM101 148L103 149V150H101ZM104 148H106V149H104ZM121 148L123 149V150H121ZM127 148V149H126ZM139 148V149H138ZM147 148H149V149H147ZM152 148V149H151ZM171 148H174V149H172V150H174V151H172L171 150ZM195 148V149H194ZM197 148V149H196ZM204 148H205V150H204ZM59 149H61V150H59ZM75 149H77V150H75ZM108 149V150H107ZM123 152L122 153V155L124 154V156H122V155H120L121 153H119L120 152V150ZM134 149V150H133ZM137 149V150H136ZM145 149V150H144ZM150 150L151 149V151H148L147 152V150ZM157 149V150H156ZM160 150V152H157V151H159ZM163 149H165V150H167L166 151V154L164 153V150ZM187 151H186V150ZM193 149V150H192ZM199 149V150H198ZM255 149V150H254ZM37 150V151H36ZM73 150V151H72ZM75 150V151H74ZM83 150V151H82ZM86 151V153H88V155L86 156V155H83V154H85L84 152ZM111 150V151H110ZM126 150H129L127 153H129V154H127L125 151ZM142 150H144V151H142ZM152 150H155V151H152ZM162 150V151H161ZM177 150V151H176ZM182 150V151H181ZM215 150H216V152H215ZM245 150V151H244ZM250 152V155H252V157L251 158H253L252 160L250 159L249 160V154H248V152ZM21 151H23V152H21ZM35 151V152H34ZM55 151H57V152H55ZM59 151H61V153L59 152ZM66 151V152H65ZM70 151V152H69ZM72 151V152H71ZM103 151V152H102ZM105 151V152H104ZM135 151H137V153H139L138 155H135L136 153H135ZM139 151V152H138ZM169 151H171V152H169ZM191 151V152H190ZM193 151V152H192ZM199 151V152H198ZM261 151H263V152H261ZM29 152V153H28ZM36 152H38V153H36ZM75 152V153H74ZM107 152H109V153H107ZM114 152V153H113ZM134 152V153H133ZM143 152V153H142ZM155 154H154V153ZM162 152V153H161ZM178 152H179V154H178ZM181 152V153H180ZM188 152H190V153H188ZM204 153V154H200V153ZM214 152H215V154L217 155V156H214ZM258 152V153H257ZM260 152H261V154H260ZM31 153V154H30ZM35 153V154H34ZM58 155H57V154ZM60 153V154H59ZM69 153V154H68ZM77 153V155H75L74 156V154H76ZM93 153V154H92ZM107 153V154H106ZM111 153V154H110ZM132 155H131V154ZM147 153H149V154H147ZM151 153H152V155H151ZM156 153H157V155H156ZM171 153H176V154H178V156L175 154V155H173V154H170ZM185 153V154H184ZM194 153V154H193ZM196 153V154H195ZM199 153V154H198ZM238 153V154H237ZM253 153H255V154H253ZM51 154V155H50ZM64 154V155H63ZM67 154V155H66ZM71 154V155H70ZM80 154V155H79ZM100 154H102V155H100ZM104 154V155H103ZM110 154V155H109ZM114 154V155H113ZM142 154H143V156H142ZM147 154V155H146ZM183 154V155H182ZM192 156H191V155ZM207 154H208V157H207ZM263 154V158L261 157V155ZM55 157H54V156ZM60 155V156H59ZM107 156V158H105L106 156ZM116 155H117V157H116ZM135 157H134V156ZM139 155H141L142 156V158H141V156H140V158H139ZM151 155V156H150ZM187 155H189L188 157H190V158H188L187 157ZM199 155V156H198ZM246 155V156H245ZM256 156V158H255V156ZM63 158H62V157ZM71 158H70V157ZM81 156H84V157H81ZM99 156H100V158H99ZM104 156V157H103ZM114 156V157H113ZM128 158H127V157ZM146 156V157H145ZM155 156H157V157H155ZM174 156H175V158H174ZM183 157V159H182V157ZM193 156L195 157V160L193 161L192 159H194L193 158ZM204 156H206V157H203ZM209 156H211V158L209 157ZM220 156H221V158H220ZM223 156V157H222ZM228 156V157H227ZM230 156V157H229ZM236 156H240L239 158L238 157H236ZM244 158H243V157ZM51 157V158H50ZM54 157V158H53ZM66 157H67V160H66ZM73 157H75V158H73ZM109 157V158H108ZM150 157H151V159H150ZM160 157L162 158V159H160ZM172 159H171V158ZM187 157V158H186ZM196 157H197V159L199 160V159H201V162H200V160H199V162H198V160L196 159ZM219 157V158H218ZM229 158L228 159V161L226 160L227 158ZM247 157H248V159H247ZM40 158V157H39ZM53 158V159H52ZM60 158H62V159H60ZM80 158H81V160H80ZM83 158H84V160L85 161H83ZM85 158H87V159H85ZM88 158H91V159H88ZM93 158V159H92ZM134 158H136V160L134 159ZM144 158V159H143ZM170 158V159H169ZM184 158H186V160L184 159ZM207 158H210V159H207ZM218 158V159H217ZM226 158V159H225ZM231 158V159H230ZM238 158V159H237ZM242 158L245 160H243V162H242ZM51 159V160H50ZM57 159V160H56ZM68 159H69V161H70V163H69V161H68ZM104 159H106V160H104ZM128 159V160H127ZM143 159V160H142ZM154 159V160H153ZM188 159H190V160H188ZM223 159L224 160H226L227 161V163L225 162V161H223ZM236 160V161H233V160ZM255 159H256V162H255ZM257 159H259V160H257ZM261 159V160H260ZM54 160V161H53ZM66 160V161H65ZM77 160V161H76ZM87 160H88V162H87ZM90 160V161H89ZM95 160V161H94ZM98 160V161H97ZM102 160H104V161H107V162H105L104 163V161H102ZM123 160V161H122ZM148 160V161H147ZM150 160V161H149ZM178 162H177V161ZM205 160H207V162L205 161ZM209 160H211V161H209ZM212 160H214V162L212 161ZM218 160V161H217ZM219 160H221L222 162H220V163H218L219 162ZM230 160H232V164H235V165H231V161ZM239 160V161H238ZM241 160V161H240ZM247 160V161H246ZM263 160V162H261ZM53 161V162H52ZM59 161H60V166L58 165V163H59ZM85 162V163H83V162ZM96 161H97V163H96ZM132 161V162H131ZM143 161V162H142ZM174 161H176L177 162V165H176V163H173ZM188 162V163H186V162ZM190 161V162H189ZM192 161H193V163H192ZM197 161V163H195ZM215 161H216V164H214L215 163ZM252 161H253V163H252ZM57 162V163H56ZM66 162V163H65ZM74 162V163H73ZM76 162V163H75ZM77 162L79 163V165L77 164ZM82 162V163H81ZM102 162H103V164H102ZM111 162V163H110ZM117 162V163H116ZM128 164H127V163ZM148 162V163H147ZM171 162V163H170ZM210 162H213V164L214 165H218L219 164V166H217V169L218 170H216V166H213V164L212 163H210ZM235 162V163H234ZM246 162V163H245ZM259 162H260V164H259ZM72 163L78 168L77 169V171H76V168H75V166L74 165H72ZM90 163H91V165H90ZM95 163V164H94ZM98 163H99V165L101 164V166H98ZM113 163V164H112ZM118 163H120V166L118 165ZM135 163V164H134ZM143 163H145V164H143ZM147 163V164H146ZM183 163V164H182ZM190 163V164H189ZM200 163V164H199ZM204 163H210V164H208V166L206 167V164H204ZM227 165V166H225V164ZM229 163V164H228ZM239 163V164H238ZM250 163V164H249ZM256 163V164H255ZM258 163V164H257ZM50 164L52 165V167L50 166ZM57 164V165H56ZM61 164H63V165H61ZM66 164V165H65ZM85 166V169H87V167H90V170L89 169H87V170H84L83 168H84V166ZM94 164V165H93ZM107 164V165H106ZM130 164H132L131 166H129ZM175 164V165H174ZM194 164V165H193ZM198 166H197V165ZM224 166H223V165ZM246 164V165H245ZM252 164V165H251ZM254 164V165H253ZM72 165V166H71ZM78 165V166H77ZM88 165H90V166H88ZM93 165V166H92ZM104 165H106L107 166V168L108 169H106L105 167L106 166H104ZM110 165H112V166H110ZM116 165V166H115ZM124 165V166H123ZM141 165V169H139L140 167H138V166H140ZM143 165H144V170H142L143 169ZM160 165H162L163 166V169L164 168H167V169H169V170H162V167L160 166ZM181 165V166H180ZM193 165V166H192ZM201 165H204V166H201ZM222 165V166H221ZM256 165V166H255ZM257 165H258V167H257ZM56 168H55V167ZM71 166V167H70ZM81 166V167H80ZM92 166V167H91ZM116 168H115V167ZM126 167L125 168V170H123V168L122 167ZM136 166V167H135ZM155 166V167H154ZM161 168H160V167ZM169 166H170V168H169ZM174 168H173V167ZM214 167V169H213V173L212 174H210L211 173V171L210 170H212V169H210V167ZM221 166V167H220ZM230 166H232V167H230ZM238 166V167H237ZM240 166H241V169H240ZM249 167V169L247 168V167ZM261 166V167H260ZM50 167H51V169H50ZM60 167V168H59ZM95 167V168H94ZM103 167V168H102ZM128 167V168H127ZM134 167V168H133ZM186 167V168H185ZM209 167V168H208ZM212 167V168H213ZM225 167V168H224ZM236 167V168H235ZM243 167V168H242ZM57 168H58V170H57ZM62 168L64 169H66V170H68V171H71L69 174H71V176L70 177H68V171H66L65 169H64V171L62 170ZM101 168V169H100ZM109 168L111 169V171H115V173L114 172H112V175L110 176V170H109ZM119 168V169H118ZM121 168V169H120ZM133 168V169H132ZM150 168V169H149ZM157 168H159L160 170H162L163 171V173H162V171H159V169H157ZM173 168V169H172ZM196 168V169H195ZM205 168H206V170H205ZM221 168V169H220ZM226 168H228V169H226ZM237 168H238V170H237ZM256 168V169H255ZM263 168V169H262ZM55 169V170H54ZM60 169V170H59ZM71 169V170H70ZM83 169V170H82ZM93 169V170H92ZM96 169V170H95ZM113 169V170H112ZM115 169V170H114ZM135 169V170H134ZM155 169H157L156 171H154ZM175 169V170H174ZM200 171H198V170ZM240 169V170H239ZM243 169L245 170L244 171V177L242 178V176H243ZM251 169V170H250ZM45 170H46V173H45ZM51 170V171H50ZM53 170V171H52ZM58 171V173H57V171ZM89 170V171H88ZM93 172H92V171ZM103 170V171H102ZM109 170V171H108ZM129 170H130V172H129ZM140 170V171H139ZM142 170V171H141ZM187 170V171H186ZM189 170H194L193 172H191V171H189ZM222 172V173H225V174H222L220 171ZM246 170H248V171H246ZM256 170H260V171H262V172H258L257 173V171ZM55 171V172H54ZM59 171H60V173H59ZM64 173H63V172ZM75 171V172H74ZM88 171V172H87ZM98 171V172H97ZM118 171V172H117ZM164 171H166L165 173H168L167 174V176H166V174L164 173ZM168 171V172H167ZM201 171L202 172H204L205 171V173H203L204 174V178L202 177L203 175H201ZM208 171L210 172L209 174H210V176H209V174H207V176H206V173H208ZM217 171V172H216ZM235 171H237L238 173H236ZM253 171V172H252ZM254 171H255V173H254ZM62 172V173H61ZM90 172V173H89ZM108 172V173H107ZM129 172V173H128ZM133 172V173H132ZM134 172H136V174L134 173ZM139 173V175H138V173ZM143 172V173H142ZM148 172V173H147ZM155 172L157 173V172H159V173H157V174H155ZM172 172H173V174L174 175H176V176H174L173 174H172ZM220 172V174L222 175H220V174H218ZM228 172V173H227ZM230 172L231 173H233L234 172V174L232 175V174H230ZM242 172V173H241ZM249 172H250V174H249ZM251 172L253 173V174H251ZM57 173V174H56ZM77 174V176L75 175V174ZM99 173V174H98ZM105 173V175H103ZM106 173L108 174V175H106ZM117 173V174H116ZM131 173V174H130ZM142 173V174H141ZM172 174V176H171V174ZM190 175H193V176H188V174ZM217 173V174H216ZM247 173V174H246ZM51 174V175H50ZM63 174V175H62ZM123 174H125L126 175V177H125V175H123ZM142 176H141V175ZM144 174V175H143ZM186 174V175H185ZM198 174V175H197ZM214 174H216L217 175V177H215L216 175H214ZM226 174H227V176H229L228 178H230V180L232 179V181H230L227 177H226ZM235 174H236V176H235ZM44 175H46V177H45V179L43 178V176ZM60 175V176H59ZM72 175H73V177H72ZM79 175H81V177L79 176ZM98 177H97V176ZM113 175H115L114 177H113ZM157 175V176H156ZM160 175V176H159ZM181 175H182V177H181ZM196 175V176H195ZM211 175H213V176H211ZM231 175H232V178H231ZM239 175V176H238ZM242 175V176H241ZM250 175V177H248ZM261 175V176H260ZM35 176V177H34ZM48 176H51V178H49ZM61 176L63 177V178H61ZM65 176H66V178H65ZM103 176V179L101 178ZM107 176H109V178L107 177ZM117 176V177H116ZM119 176H121L120 178H119ZM124 176V178L126 179H128L129 178V182H128V180H124L122 177ZM137 176V177H136ZM148 176H150V177H148ZM164 176H166V177H164ZM185 176H188V177H185ZM197 176H200V177H202V178H200V177H197ZM208 176H209V178H210V180L208 179ZM219 176V177H218ZM224 176H225V180L223 179L224 178ZM252 176V177H251ZM257 176H259V177H257ZM55 178L54 179V181H53V178ZM74 179V180H72L71 181V179L72 178ZM75 177H77L76 179H75ZM79 177V178H78ZM132 177V178H131ZM142 177V178H141ZM144 177V178H143ZM156 177V178H155ZM160 177V181H162V180H164V181H162L161 182V185H163V186H159L160 184V182H159V180L157 181H155V180H153V179H157V178H159ZM161 177H163V179L161 178ZM169 177H171V178H169ZM191 177H193V178H191ZM196 177V178H195ZM243 179V180H241V178ZM254 177V178H253ZM32 178V179H31ZM57 178H58V180H57ZM68 178V179H67ZM69 178H71V179H69ZM99 178V179H98ZM101 178V179H100ZM105 178H108V180H110L109 181V183L111 182V186L110 185H108V181L105 179ZM111 178H113V182H115L116 183V181L118 180V181H120V179H121V181L120 182H118L117 181V186H121V188L120 187H117L116 186V184H114V183H112V179ZM114 178H116V179H114ZM134 178V179H133ZM136 178V179H135ZM138 178V179H137ZM140 178V179H139ZM145 178H147V180H145ZM170 179V181H167L166 179ZM178 178H185L184 179V181L181 179V181H180V179H178ZM187 178L188 179H190L189 181H187ZM195 178V179H194ZM206 178V179H205ZM217 179V181H219V183L221 182L222 183V181L224 180V182H226V183H222L223 185H225L226 187V189L223 187V185L222 184H219L218 182H215V179ZM223 180H222V179ZM233 178L236 180V181H239L240 180V182H241V184H240V182H236L235 180H233ZM237 178H239V180L237 179ZM132 179V180H131ZM174 179V180H173ZM178 181H176V180ZM196 181H194V180ZM197 179V180H196ZM200 179H202L201 181H200ZM222 181H221V180ZM248 179H250L251 180V182H253V183H251V184H249V182L250 181H248ZM42 180V181H41ZM47 180V182H45ZM64 180H67V181H65L64 182ZM82 180V181H81ZM96 180V181H95ZM101 180V181H100ZM104 180H106V181H104ZM116 180V181H115ZM135 182H134V181ZM172 180V181H171ZM191 180H192V182H191ZM203 184V183H205L204 184V186L201 184V186H198L199 184H197L199 181ZM245 180V181H244ZM254 180V181H253ZM257 180H259V182L257 181ZM263 180V181H262ZM40 181H41V183H43L42 185H41V183H40ZM71 182L72 183V185H70L71 183H67V182ZM93 181V182H92ZM100 181V182H99ZM123 181V182H122ZM128 183H127V182ZM138 181V183H136ZM149 181V182H148ZM155 181V182H154ZM174 181H176V183L174 182ZM185 181H187V182H185ZM203 181V182H202ZM208 181H210V183H208ZM248 181V182H247ZM262 181V182H261ZM52 182V183H51ZM77 182V183H76ZM100 184H99V183ZM105 182V183H104ZM126 182V183H125ZM130 182H132V183H130ZM143 182V183H142ZM145 182V183H144ZM158 182V184L156 185V184H154V183H157ZM166 182H167V185H169V183L168 182H170V185L169 186H164L165 184H166ZM175 183V184H172V183ZM181 182H183L182 184H181ZM190 182V183H189ZM195 182V183H194ZM212 182V183H211ZM234 182V183H233ZM236 182V183H235ZM243 182H245L244 184H243ZM248 184H247V183ZM255 182V183H254ZM34 183H36V184H34ZM37 183H40V184H37ZM49 183H50V185H49ZM79 183V184H78ZM120 183H123V185H124V183H125V185H126V187H125V185L123 186L122 184H120ZM135 183V184H134ZM142 183V184H141ZM150 185L151 183V186H149L148 184ZM191 183H192V186H191ZM215 185H214V184ZM256 183H258V184H256ZM261 183H263V184H261ZM52 184L56 187L57 186V188H55L54 186H53V188H54V190H53V188H51L50 186H52ZM60 184V185H59ZM66 184H69L70 185V187H68V185H66ZM82 184V185H81ZM91 184H92V186H91ZM131 184H134V188H133V185H131ZM136 184H138V185H136ZM146 184V186H144ZM181 184V185H180ZM197 185L198 186V188H197V186L195 187V185ZM208 184H212L210 187H211V189L209 190V185ZM218 186H217V185ZM231 184V185H230ZM232 184H234V185H232ZM236 184H237V186H236ZM252 184H256L255 186L254 185H252ZM40 187H39V186ZM101 185L104 187L103 188V190H102V187H101ZM110 186V188L108 189V186ZM129 185V186H128ZM136 185V186H135ZM143 185V186H142ZM153 185V186H152ZM175 185H178L179 187L180 186H182V185H187V186H185V187H183L182 189H181V187H180V192H179V187L177 186H175ZM189 185V186H188ZM205 185H207V186H205ZM222 185V186H221ZM244 185H246V186H244ZM251 185L253 186V187H251ZM42 186V187H41ZM58 186H61V187H58ZM63 186V187H62ZM73 186V187H72ZM78 186V187H77ZM81 186V187H80ZM89 188H88V187ZM97 188H96V187ZM114 186V187H113ZM116 186V187H115ZM122 186H123V188H122ZM148 186H149V188H148ZM154 186H155V188H154ZM163 187L164 188V190L165 189H167V190H165V191H167L168 193L167 194H169L170 193V195L172 194V196H170V195H168V196H166L167 194H166V192L165 191H163L162 189H158L159 187ZM192 188H191V187ZM194 186V187H193ZM213 186V187H212ZM214 186H215V188H214ZM217 186V187H216ZM233 186V187H232ZM236 186V188L235 189H233L234 187ZM244 186V187H243ZM248 186H250V187H248ZM44 187L46 188V190L44 189ZM50 187V188H49ZM65 187V188H64ZM99 187L101 188V190L99 189ZM129 187H131L130 188V190H132V193H133V191H135L134 193H133V195H132V193H130L128 190V188ZM137 187H138V189H137ZM141 187V188H140ZM171 187V188H170ZM200 187V188H199ZM219 187H220V189H219ZM223 187V188H222ZM230 187H231V189H230ZM245 187H246V189H245ZM37 188V189H36ZM43 188V189H42ZM60 188H62V189H60ZM73 188V189H72ZM85 188H87V190H85ZM94 188H96V189H94ZM113 188H117V189H115V190H113ZM145 188H147V189H145ZM150 188H151V190H150ZM174 188H176V189H174ZM184 188L187 190V192H188V195H187V192L185 193L186 194V196L187 197H189L188 199L186 198L185 200H186V202H184L183 201V197H185V195H183V191H185L184 190ZM196 189V191H194V190H189V189ZM202 188V190H198V189H201ZM205 188H207V189H205ZM238 188V189H237ZM240 188H241V190L244 192V191H246V192H244L245 193V195H244V193L243 192H241V191H239L240 190ZM64 189V190H63ZM75 190V191H73V193L71 192L72 190ZM78 189H80V190H78V192H77V190ZM90 189H92L93 190V192H92V190L90 191ZM104 189H108V190H110L111 191V193L108 191V190H104ZM119 189V190H118ZM128 189V190H127ZM137 191H136V190ZM214 189V190H213ZM222 189H224L225 190V192H224V190H222ZM254 189H256L257 190V192H255V191H253ZM35 190H37V192L35 191ZM42 190V191H41ZM47 190H49L48 192H47ZM69 190H71V191H69ZM99 190V191H98ZM138 190L141 192V195L139 194L138 196L136 195V193L138 194ZM163 191L164 193H162V192H156V191ZM169 190L171 191V190H173V191H171V192H169ZM176 190V191H175ZM204 190V191H203ZM207 191V193H206V191ZM213 191V193H215L216 194V192H217V197H213V195H215V194H211L212 193V191ZM217 190H219V191H217ZM234 190H235V193H234ZM261 190V191H260ZM34 191H35V193H34ZM39 191V192H38ZM67 191H69V192H67ZM95 191H96V193L98 194H96L95 193ZM104 192V193H102L103 195H101V194H99L98 192ZM107 191V192H106ZM119 191V192H118ZM125 191H127V193L125 192ZM142 191L143 192H145V193H143V196H142ZM201 191H202V193L203 194H205V195H203V194H200L201 193ZM230 191V192H229ZM233 191V193H231ZM255 194H253L252 192ZM25 194H24V193ZM64 192H66V193H64ZM123 194V192H125V194H121V193ZM151 192H152V194H151ZM156 192V193H155ZM175 192H178L179 194H177V193H175ZM205 192V193H204ZM219 192H221V194H219ZM224 192V194H222ZM229 192V193H228ZM248 192V193H247ZM39 193V194H38ZM75 193H76V195H75ZM80 193H81V196H80ZM82 193H86V194H82ZM92 193L94 194L93 196L95 197L96 195V199L94 198L93 199V196H92ZM110 193V194H109ZM114 193V194H113ZM120 194L119 196H118V194ZM129 193H130V195H129ZM157 194V197H156V195L155 194ZM174 193L175 194H177V195H174ZM182 193V194H181ZM193 193H195V195L193 194ZM227 193H228V195H227ZM261 193H263V196H261L262 194ZM42 194V195H41ZM65 194V195H64ZM107 194V195H106ZM126 194H128L127 196H126ZM148 194H150L151 195V198H152V200H154V201H152L151 202V200H150V198H148V197H150V195H148ZM193 194V195H192ZM197 194H199V195H197ZM207 194V195H206ZM231 194H233V195H231ZM244 196H243V195ZM249 194V195H248ZM257 194V195H256ZM39 195H41V197L39 196ZM59 195H61V196H59ZM83 195V196H82ZM101 195V196H100ZM112 195H113V197H112ZM117 195V198H121L122 199V201H120V203H119V199L117 200V198L115 197ZM159 195H160V197H159ZM162 195V196H161ZM173 195H174V197H173ZM181 195H183V197H181ZM190 195V196H189ZM202 195H203V197H202ZM215 195V196H216ZM223 195H224V197H223ZM235 195V196H234ZM247 195H248V197H249V199L251 200L252 199V203H250V201H249V199H248V197H247ZM252 195H254V196H258V197H252ZM33 196V197H32ZM38 196L40 197L39 199H38ZM49 196V197H48ZM59 196V197H58ZM85 196V197H84ZM87 196V197H86ZM111 196V197H110ZM124 196H126V197H124ZM140 196H142L141 197V200H143L142 202V204L140 203L141 202V200H139L140 199ZM145 196V197H144ZM153 196V197H152ZM195 196H197V198H206L207 199V201H206V199H204V200H202V203H199V201H200V199H197V198H195L194 200H192V199H190V198H194ZM199 196V197H198ZM205 196V197H204ZM207 196V197H206ZM238 196H240V198H238ZM250 196H251V198H250ZM262 197V199H256V198H259V197ZM27 197V198H26ZM37 199H36V198ZM48 197V198H47ZM71 198V201H70V199H68V198ZM105 197V198H104ZM107 197V198H106ZM122 197H124V199H128L129 197H130V200H134V201H132L133 202V205L136 207H133L132 206V204H131V201L128 199V201H129V203H128V205H131V206H129V209L130 210H128V213H130V214H132L131 212L134 210V214H135V212H137V211H139L140 213H141V210H143L142 211V213H144V217L142 216V218L143 219H147V222H146V225H145V228L143 229V230H141L140 232H139V235H141V237H143L147 242H145V240L142 238V239H140V236L138 235V232H137V230L135 231V230H133V228L135 229V226L134 225H130L131 224V222H130V224L127 226V227H125V228H123V229H121V231H117V229H113V228H111L112 230H111V232L109 233L108 231V228L107 227H105V222H103L104 220H101V222L99 221H97V222H95L94 221V219H104L105 217L103 216V217H101L99 214H101L102 212L101 211H107V208H109V210H111V208L113 209L114 207H117V208H119V206H117V203H119V205L123 202V198ZM131 197H132V199H131ZM134 197V198H133ZM156 197V199L158 200V203H157V200L156 199H154ZM159 197V198H158ZM162 197V198H161ZM165 197V198H164ZM177 199H176V198ZM180 199H179V198ZM230 197H233V198H230ZM237 197V198H236ZM243 199H242V198ZM244 197L246 198V200H244ZM29 198H31V199H29ZM44 198V199H43ZM62 198V199H61ZM79 198H81V199H79ZM101 198H104V199H102V201L100 200ZM111 198V199H110ZM138 198V199H137ZM170 198H171V200H172V202L170 201ZM208 198H209V200H208ZM213 198H215V200L217 199L219 202H220V204H218V206L216 205L218 202H217V200H216V204H213L214 202L213 201H215V200H212ZM220 200H219V199ZM223 198H224V200H223ZM226 198V199H225ZM229 198V199H228ZM22 199V200H21ZM34 199V200H33ZM36 199V200H35ZM42 199H43V201H42ZM46 199V200H45ZM88 199V200H87ZM92 199L95 201V203H93L94 201H92ZM106 199V200H105ZM108 199V200H107ZM114 199V200H113ZM120 199V200H121ZM237 200V203H238V201L240 202V203H238V204H236V203H234L233 204V201H235V200ZM239 199V200H238ZM242 199V200H241ZM248 199V200H247ZM28 200V201H27ZM63 200H66V201H63ZM73 200V201H72ZM78 200V201H77ZM83 200V201H82ZM84 200H85V203H84ZM110 200L112 201V202H110ZM136 200V201H135ZM147 200H150V205H151V207H150V205H148V206H146L147 204H149L148 203V201ZM166 200H168L169 202H171V203H169L170 205V207H168V208H171L172 210H176L177 212H178V214H180L181 215V218L183 219V223H189L188 224V226H184V225H187V224H178V226H176V228L175 227H173V224L174 223H172L173 221H172V219L174 218V213H176V212H173L171 209H168L167 208V211H164L162 208H164V209H166V207L165 206H168V201H166ZM179 200L180 201H183V202H181V203H183V204H180L179 203ZM191 200V201H190ZM199 200V201H198ZM210 200H212V201H210ZM223 200V201H222ZM228 200V201H227ZM247 201V202H245L244 203V201ZM254 200H256L257 202H255ZM41 201V202H40ZM58 203H57V202ZM86 201H87V203H86ZM97 201V202H96ZM99 201H100V203H102L103 205H99V207H98V205L97 204H99ZM108 201L111 203L110 205H108L109 203H108ZM116 203H115V202ZM161 201V202H160ZM164 201V202H163ZM180 204V205H178L177 206V202ZM189 201V202H188ZM204 201V202H203ZM206 201V202H205ZM210 201V202H209ZM225 202V201H227V202H225V204L224 203H222V202ZM260 201H263V202H261L260 203ZM15 202V201H14ZM27 202V203H26ZM61 202V203H60ZM71 202H74V203H71ZM93 204H92V203ZM103 202H105V203H103ZM134 202H135V204H134ZM161 203V205H160V203ZM166 202V203H165ZM175 202V203H174ZM189 203V204H185V203ZM191 202V203H190ZM192 202H194L195 204H198V205H195V204H193ZM201 202V201H200ZM212 202V203H211ZM236 202V201H235ZM260 204H259V203ZM31 203H33V205H30ZM97 203V204H96ZM140 203V204H139ZM145 203H146V205H145ZM205 203H207V205H208V208L207 207H205V206H207V205H205ZM209 203V204H208ZM210 203H211V205L213 206V207H211V208H209V206H211L210 205ZM226 203L230 206V208H229V206L228 205H226ZM232 203V204H231ZM242 203H244L246 206H247V204H248V206H250V204H251V206L250 207H252V209H249L248 211H247V207H244V208H242L240 205H242ZM254 203H257V204H254ZM58 204H60V205H58ZM70 204H71V206H70ZM84 204H85V207H84ZM97 206H96V205ZM156 204V205H155ZM163 204H164V207H161V206H163ZM185 204V205H184ZM193 204V206L191 207V205ZM253 204V205H252ZM6 205V206H5ZM82 205V206H81ZM88 205H91V206H89L88 207ZM106 205V206H105ZM113 205H116V206H113ZM140 205H141V207H140ZM155 205V206H154ZM158 205V206H157ZM172 205H174V206H172ZM177 207H176V206ZM182 205V206H181ZM205 205V206H204ZM215 205H216V207H215ZM221 207H220V206ZM223 205H225V206H223ZM244 205V206H245ZM11 206H12V208H11ZM14 206H17V207H14ZM68 206V207H67ZM96 208H95V207ZM144 206H146L145 208H144ZM160 206V207H159ZM187 206V208H185ZM199 207V209H197L196 208V210L198 211V212H201V214L199 213H197L196 212V210L193 208V207ZM202 206V207H201ZM204 206V207H203ZM232 206V207H231ZM235 206V207H234ZM237 206H238V208H237ZM259 206H262V207H260V208H258ZM58 207H60V209L58 208ZM73 209H72V208ZM87 207V208H86ZM103 207V210L101 209ZM134 209H133V208ZM151 209H150V208ZM153 207V208H152ZM220 207V208H219ZM229 209H228V208ZM28 208V209H27ZM31 208V209H30ZM67 208H68V210H67ZM72 210V213H71V210ZM74 208H76L77 210H78V213H76L77 212V210L76 209H74ZM86 208V209H85ZM90 208H92V209H90ZM94 208V209H93ZM100 208V209H99ZM104 208H105V210H104ZM139 208H143V209H139ZM161 210H160V209ZM174 208H177V209H174ZM182 209L181 211H179L178 209ZM183 208H184V211H185V209H186V212H184L183 211ZM200 208H202L201 210H200ZM204 208V209H203ZM206 208L208 209V211H206ZM214 208V209H213ZM215 208H217V209H215ZM225 208L227 209V210H225ZM243 209V211H240V209ZM249 208V207H248ZM257 208H258V210H257ZM79 209H81V210H83V213L79 210ZM88 209V210H87ZM96 209V210H95ZM97 209H98V211H100L101 213H99L98 211H97ZM146 209H147V211L150 213L149 214V216H148V212L146 211ZM156 209V210H155ZM158 209H159V211H158ZM188 209V210H187ZM211 209H213L214 211H216L215 213H214V211L213 210H211ZM232 209H234V210H232ZM237 209V210H236ZM244 209H246V211H247V213H246V211H244ZM23 210H25V212L23 211ZM74 210V211H73ZM88 211V214H86V211ZM90 210H92L91 212H89ZM114 210H117V209H114ZM132 210V211H131ZM163 210V211H162ZM191 210L192 211H194V212H191ZM225 210V211H224ZM251 210V211H250ZM11 211V212H10ZM55 211V212H54ZM68 211V212H67ZM93 211L95 212V214L93 213ZM97 211V212H96ZM130 211V212H129ZM151 211L152 212H154V213H156V215L159 217H161L160 219H161V221H159L160 219H158V217L154 214V213H151ZM162 211V212H161ZM170 211V212H169ZM205 211V212H204ZM217 211H218V214L220 215V216H218V214H217V216L216 215H214V214H216L217 213ZM221 211V212H220ZM226 211H229V212H227L228 214H226ZM237 211V212H236ZM241 213H240V212ZM257 211H259L260 213H258ZM264 211V210H263ZM7 212V213H6ZM70 212V213H69ZM80 212H81V214H83L82 216H85V217H83L84 219H86L87 221L86 222H88V224H90L91 222H94L95 224H96V228L94 227V230H92V231H87L85 228H82V226L80 225V223H79V220L80 219H83L82 218V216L80 215ZM160 212H161V214H160ZM168 212V213H167ZM184 212V213H183ZM205 214H203V213ZM223 212H225V213H223ZM234 214H233V213ZM244 212H245V214L246 215H249V217L248 216H246L245 214H244ZM253 212V214L251 215V213ZM3 213H5V214H3ZM10 215H9V214ZM26 215H25V214ZM54 213V214H53ZM58 213V214H57ZM59 213H61V214H59ZM77 215H76V214ZM96 213H99L98 215L96 214ZM164 213H166L165 215H164ZM169 213H171V214H169ZM173 213V214H172ZM182 213V214H181ZM188 213H190L192 216H190V214H188ZM222 213H223V215H222ZM235 213H236V215H235ZM242 215V214H244V215H242V217L240 216V214ZM249 213V214H248ZM255 213V214H254ZM256 213H257V215H259V216H257L256 215ZM261 213H263V214H261ZM20 214V215H19ZM52 214V215H51ZM72 214V215H71ZM75 214V215H74ZM78 214H79V216H78ZM93 216H92V215ZM103 214V213H102ZM198 214V215H197ZM225 214V215H224ZM239 214V216L241 217H237V215ZM18 215V216H17ZM46 215H47V217H46ZM70 215V216H69ZM87 215L89 216V215H91L90 217H87ZM145 215H147V216H145ZM152 215H153V217H152ZM169 215H173L172 217V219H170L171 217L169 216ZM186 215V216H185ZM189 215V216H188ZM194 215V216H193ZM200 215V218H198V216ZM211 215H214L213 217H210ZM230 216V219H229V217L228 216ZM232 215H234L233 216V218L235 219V221H234V219H232L231 218V216ZM262 215V216H261ZM5 216V217H4ZM17 216V217H16ZM55 216V217H54ZM73 216V217H72ZM95 216V217H94ZM96 216H100V217H96ZM151 216V217H150ZM157 217V218H155V217ZM166 216H168V217H170L169 219V221H166V220H168V217H166ZM201 216H203V217H201ZM204 216H206V217H204ZM216 216V217H215ZM223 216V217H222ZM226 217V219H224L225 217ZM245 216L247 217V218H245ZM250 216H252V217H250ZM253 216H254V219H257L258 221L257 222H255L254 221V223H252L253 222V220H252V218H253ZM20 217V218H19ZM72 217V218H71ZM74 217H76L75 219H73ZM147 217H150V219L152 220V222H151V220L149 219V218H147ZM164 217V218H163ZM217 217H220L219 219H216ZM25 218V219H24ZM93 218V219H92ZM155 218V219H154ZM166 218V219H165ZM191 219V221L192 222H190V220H188V219ZM194 218V219H193ZM204 218V219H203ZM211 218H215V219H211ZM238 218L240 219V220H238ZM245 220H243V219ZM251 218V219H250ZM29 219V220H28ZM60 219V220H59ZM88 219H89V221H88ZM90 219H92V221L90 222ZM106 219V218H105ZM154 219V220H153ZM196 219H198L199 221H201L200 222V224L198 223L199 221H197ZM207 219V220H206ZM231 219H232V221H231ZM259 219H260V221L262 220V222H259ZM18 222H17V221ZM78 220V221H77ZM150 220V221H149ZM165 220V221H164ZM185 220H188V221H185ZM203 220H205V222L203 221ZM212 220V221H211ZM218 220V221H217ZM222 220V221H221ZM224 220H226V221H224ZM227 220H228V222H227ZM243 220V222L241 223V224H239L241 221ZM249 220V221H248ZM54 221V222H53ZM65 221V222H64ZM67 221V222H66ZM74 221H76V222H74ZM137 221V220H136ZM135 221V222H136ZM166 223V224H168L167 226H166V224H164V222ZM185 221V222H184ZM194 221H196V222H194ZM216 221V222H215ZM250 221H251V223H250ZM18 224H17V223ZM46 222L48 223L47 225H46ZM90 222V223H89ZM159 224H161V225H157L158 223ZM161 222V223H160ZM202 222H204V223H202ZM218 222H220V224L218 223ZM232 224H231V223ZM238 223V225L239 226H237L236 224ZM245 222H247V223H249V224H246ZM258 222H259V224H258ZM58 223V224H57ZM61 223V224H60ZM103 223V224H102ZM149 225H148V224ZM191 223H193V224H195V225H193V224H191ZM209 223V224H208ZM218 223V229H217V224ZM222 223H224L225 225H227V226H225L224 224L221 226V224ZM231 225V227H230V225ZM236 223V224H235ZM245 223V224H244ZM257 225H256V224ZM24 224V225H23ZM38 224V226H35V225H37ZM41 224V225H40ZM99 224H102V226H100ZM152 224H154V226H156L157 225V227L158 228H156L155 227V229L157 230L158 229V231H156L155 229H154V226L152 225ZM156 224V225H155ZM165 225V227H166V229L167 230H165V227H164V225ZM171 224V225H170ZM202 224H204V225H202ZM234 224V225H233ZM252 224V225H251ZM261 224V225H260ZM9 227V230H8V227ZM46 225V226H45ZM65 225V226H64ZM72 225L73 226V228H72V226L70 227V226ZM76 225H78V226H76ZM79 225L81 226V227H79ZM98 225V226H97ZM163 225V226H162ZM179 225H181L180 227H182V229L179 227ZM198 225V227L200 228L199 230H200V232H201V234H200V232L198 231V227H196ZM200 225H201V227L202 228H204L205 229V231H204V229H201V227H200ZM241 225V226H240ZM245 225H247L249 228H247V226H245ZM251 227H250V226ZM100 226V227H99ZM107 226V225H106ZM131 226H134V227H131ZM161 226V227H160ZM169 226H171V228L169 227ZM192 226H194V227H192ZM208 226V227H207ZM243 226V227H242ZM253 226V227H252ZM255 226H258V227H255ZM103 227H105V228H103ZM150 227V228H149ZM159 227L162 229H160L159 230ZM180 228L181 230V232L179 231V229L178 228ZM189 227V228H188ZM192 229H194L195 230V232H194V230H192ZM196 227V228H195ZM209 228H211V231L209 230V232H211V233H209V232H207L208 231V229ZM225 228L224 230L223 229H221V228ZM236 227V228H235ZM263 227V228H262ZM53 228V229H52ZM85 229V230H80V229ZM100 228V229H99ZM104 230H103V229ZM130 228V229H129ZM152 228V229H151ZM173 228H174V230H173ZM229 228H230V230H229ZM232 228V229H231ZM234 228V229H233ZM255 228H257V229H255ZM28 231H27V230ZM59 229V230H58ZM68 229V230H67ZM125 229V230H124ZM128 229V230H127ZM170 229H172V230H170ZM175 229H178V233L176 234V232H177V230H175ZM219 229H220V231L221 230H223V232L224 233H222L221 234V232H219ZM246 229H247V231H246ZM252 229V230H251ZM253 229L257 232L259 229H261V230H259L257 233L255 232V231H253ZM32 230V231H31ZM80 230V231H79ZM105 230H107V232L105 231ZM124 230V231H123ZM153 230V231H152ZM155 230V231H154ZM163 230H165V231H163ZM207 230V231H206ZM231 232V233H229V231ZM234 232H233V231ZM243 230V234L241 233V231ZM19 231H21V233L19 232ZM26 231V232H25ZM42 231H44V232H42ZM53 231V232H52ZM57 231V232H56ZM115 231V232H114ZM117 231V232H116ZM129 231H131V232H133V233H131V232H129ZM135 231V232H134ZM151 231V232H150ZM192 231V232H191ZM218 231V232H217ZM236 231V232H235ZM238 231V232H237ZM246 232V234L248 235V233H249V237H247V235H246V238L244 237L245 236V232ZM263 231V232H262ZM8 232V233H7ZM33 234V236H32V234ZM48 232V235L46 234V233ZM51 232V233H50ZM92 232V233H91ZM107 234H106V233ZM114 232V233H113ZM152 232H153V234H152ZM156 232V233H155ZM160 232H167V233H160ZM179 232H180V234H179ZM185 232V233H184ZM190 234H189V233ZM195 233V235L197 236H195V235H192V234H194ZM197 232V233H196ZM207 232V233H206ZM215 232V233H214ZM232 232L233 233H238V234H240V235H237V236H234V234L232 235ZM3 233V234H2ZM8 235H7V234ZM20 233V234H19ZM25 233H27V234H25ZM29 233V234H28ZM35 233V234H34ZM40 233H42L41 234V236L43 237L44 236V238H42L41 236H40ZM44 233H45V235H44ZM109 233V234H108ZM115 233H117V235L115 234ZM119 233V234H118ZM126 233H128V235L126 234ZM137 233V234H136ZM151 233V234H150ZM158 233V234H157ZM160 233V234H159ZM171 233H173L174 235H172ZM199 233V234H198ZM204 233H206L205 235H207V234H209L208 236L209 237H206L205 235H204ZM228 233H229V235H228ZM258 233H260V234H258ZM19 234V235H18ZM21 234H23V235H21ZM25 234V235H24ZM39 235V237L40 238H42V239H40L39 237H37V235ZM60 234H61V236H60ZM127 235V237H126V235ZM149 234V235H148ZM165 234V235H164ZM169 234H171V235H169ZM182 234H183V236H182ZM187 234V235H186ZM211 234V235H210ZM215 234L217 235V236H215ZM227 234V235H226ZM231 234V235H230ZM262 234V235H261ZM5 235V236H4ZM15 235V236H14ZM17 235V236H16ZM28 236V238H26L25 236ZM35 235H36V237H35ZM70 235H72V237L73 238H71V236ZM79 235V236H78ZM121 235V236H120ZM130 235V236H129ZM133 235V236H132ZM138 235V236H137ZM147 235V236H146ZM158 235L160 236V237H158ZM164 237H163V236ZM184 235H186V236H184ZM189 235H191V236H189ZM199 235V236H198ZM203 235V236H202ZM218 235L220 236V238L218 237ZM236 235V234H235ZM244 235V236H243ZM258 235H259V238H260V240L258 241V247L257 246H253V248L251 247L252 245H250V243H249V238L251 239V240H254V239H259L258 238ZM9 236V237H8ZM20 236V237H19ZM21 236H23L22 238H21ZM30 236H32V237H30ZM45 236H46V238H45ZM48 236H50V237H52L53 239L51 240V239H49L48 238ZM116 236V237H115ZM118 236V237H117ZM120 236V237H119ZM125 238H124V237ZM136 236L137 237H139V239L137 238L136 239ZM150 236V237H149ZM152 236H154V237H156L155 238V240H156V242H155V240H153V238H152ZM165 236H167V237H165ZM192 236L194 237V239L192 238ZM200 236H202V237H204V238H200ZM223 236V237H222ZM228 238H227V237ZM234 236V237H233ZM240 236V237H239ZM242 236L244 237V239L242 238ZM251 236V237H250ZM261 236V237H260ZM11 237V238H10ZM14 237V238H13ZM17 237H18V239L19 240H17ZM26 239H25V238ZM77 237V238H76ZM91 237H93V238H91ZM123 237V238H122ZM147 237V238H146ZM149 237V238H148ZM162 237V238H161ZM170 239H169V238ZM171 237H172V239H171ZM174 237V238H173ZM179 237H180V239H179ZM183 237V238H182ZM196 237V238H195ZM203 241V239H205V237H206V239L202 242L201 241V247H208V249L207 248H205V249H199L198 250V248H199V244L197 245V243H199L200 242V240H198L199 238ZM214 239H212V238ZM226 237V238H225ZM236 237H238V239L239 238H241L242 240H246L247 242L243 245L242 244V247L241 248H239L240 246H241V244H240V242L239 241H237V238ZM15 238H16V242L14 243V241H15ZM30 238H32V239H30ZM36 240H35V239ZM39 238V239H38ZM120 238V239H119ZM134 238V239H133ZM165 238V239H164ZM181 238L183 239V241H185V239H189V238H192L191 240L189 239V242L191 243H188V240H186V243H187V245H185L183 242H180L179 240H181ZM217 238H219V239H217ZM247 238H248V240H247ZM261 238H262V240H261ZM2 239H4V240H2ZM28 239V240H27ZM44 239V240H43ZM48 239V240H47ZM63 239V240H62ZM72 239L74 240L73 242H72ZM116 239H118V240H116ZM126 241H125V240ZM149 239V240H148ZM159 239V240H158ZM164 239V241L165 242H167L166 243V245H165V243H164V241H162ZM167 239H169V240H167ZM179 239V240H178ZM210 239V240H209ZM216 239H217V241H216ZM223 239H225V240H223ZM232 239H234V240H232ZM240 239V240H241ZM12 240H14L13 242H12ZM24 240V241H23ZM27 240V241H26ZM52 242H51V241ZM91 240V241H90ZM101 240V241H100ZM113 240V241H112ZM136 240H138V241H136ZM141 240V241H140ZM162 242H161V241ZM171 240V241H170ZM195 240H197V241H195ZM211 241V242H209V241ZM221 240V241H220ZM231 240V241H230ZM251 240H250V242H251ZM8 241V242H7ZM44 241V242H43ZM48 241V242H47ZM99 241V242H98ZM132 241H133V244H132ZM151 241V242H150ZM160 241V242H159ZM192 241H194V242H192ZM199 241V242H198ZM205 241L207 242H209V243H211L212 245L214 244V245H216V247H214V245L212 246V245H209L208 244V242H207V245H206V243H205ZM212 241H213V243H212ZM228 241V242H227ZM234 241H236L235 243L236 244H230L231 242L233 243ZM260 241H262V242H260ZM7 242V243H6ZM11 242V243H10ZM27 242V243H26ZM28 242H30V243H28ZM48 244H47V243ZM60 242L62 243V245H59L60 244ZM65 242V243H64ZM136 242H137V244H140V245H145L146 244V247H143L142 248V246H140V245H136ZM143 242H145V243H143ZM162 243V244H160V246H158L159 245V243L156 245V246H158V247H156L155 246V244L154 243ZM197 242V243H196ZM237 242H239V244H237ZM6 243V244H5ZM12 243H13V245H12ZM89 243L91 244V245H89ZM96 243H98V245H96ZM123 243V244H122ZM147 243H148V245H147ZM150 243H152V244H150ZM164 243V244H163ZM172 243H176V244H172ZM179 243H181V244H179ZM183 243V244H182ZM194 243H196V244H194ZM204 243V245H202ZM216 243V244H215ZM221 243V244H220ZM227 243V244H226ZM230 245H232V246H230ZM248 243V244H247ZM263 245H262V244ZM26 246H25V245ZM31 244V245H30ZM73 244V245H72ZM170 244H172L173 245V248L171 247L172 245H170ZM178 244H179V246H178ZM193 244V245H192ZM226 244V245H225ZM252 244V243H251ZM48 245V246H47ZM56 245V246H55ZM68 245V246H67ZM76 247H75V246ZM85 245H87V246H89V248H87V246H85ZM121 245V246H120ZM133 245H135L136 246V248H137V246L139 247L140 246V249L138 250L137 249V251H138V253H136L137 251H135L136 250V248L133 246ZM150 245L151 246H153V247H150ZM176 245V246H175ZM192 246L191 248L192 249H190V247H188V246ZM198 246V247H196V246ZM219 245H223V248H225L224 246H226V248L227 249H229L227 252H228V254L225 252L226 250L225 249H221L220 247L221 246H219ZM230 246L229 248H228V246ZM240 245V246H239ZM246 245V246H245ZM12 246V247H11ZM26 248H25V247ZM27 246H28V248H27ZM97 248H96V247ZM167 246H170V247H167ZM195 246V249L193 248ZM234 246H238V248L240 249H238L237 247H234ZM6 247V248H5ZM24 247V248H23ZM63 247H66V248H63ZM67 247H68V249H67ZM107 247V248H106ZM119 247H120V249H122V250H120L119 249ZM121 247H124V249L123 248H121ZM189 248V250H192V251H189L188 250V248ZM210 247H211V249L213 250H211V253L210 252H205L206 250H208V251H210L209 249H210ZM243 247H245V248H243ZM42 248H44V250L42 249ZM51 248H53L52 249V251H50L51 250ZM57 248V249H56ZM73 248H75V250H77V251H75ZM96 248V250L97 251H99L98 253H96L97 251H95L94 249ZM103 248V253H102V251H101V249ZM117 248V249H116ZM135 248V249H134ZM148 248H149V250H148ZM157 249V251H155L156 249ZM161 248H162V250H161ZM175 248V249H174ZM186 248H187V250H186ZM214 248V249H213ZM215 248H216V253H215ZM219 248V249H218ZM230 248H233L232 249V251H231V249ZM248 248V249H247ZM255 248H257V249H255ZM259 248V249H258ZM262 248V249H261ZM47 249V250H46ZM56 249V250H55ZM65 249V250H64ZM81 249H82V251H81ZM151 249H152V251H151ZM164 249H167V250H164ZM194 249V250H193ZM219 251H221V252H219ZM221 249V250H220ZM238 249V250H237ZM245 249H246V251H245ZM8 250H6V251H8ZM19 250H16L17 252L19 251ZM39 250V251H38ZM67 250V251H66ZM68 250H70L69 252H68ZM113 250V251H112ZM116 250V251H115ZM125 252H124V251ZM127 250H129V251H127ZM142 250H143V252H142ZM145 250V251H144ZM165 252H169V254H171V252L173 253V254H177V255H174V257H173V255L171 254V256L168 254V253H166L167 255H162V252H163V254L165 253ZM173 250V251H172ZM182 250V251H181ZM186 251V252H184V254L183 253H181V252H183V251ZM201 250V251H200ZM225 250V251H224ZM244 250V251H243ZM2 251L0 252V253H2ZM5 251V252H6ZM41 251V252H40ZM66 251V252H65ZM100 251H101V253H100ZM107 251H108V257H109V259L108 258H106V254H107ZM109 251H111V253L109 252ZM122 251H123V253H122ZM131 251L133 252V253H131ZM139 251H141V252H139ZM150 253H149V252ZM159 251V252H158ZM161 251V252H160ZM179 251H180V253H179ZM197 251V252H196ZM199 251V252H198ZM224 251V252H223ZM240 253H239V252ZM243 251V252H242ZM251 251V252H250ZM254 251V252H253ZM5 252H3V254L5 253ZM71 252V253H70ZM128 252V253H127ZM129 252H130V254H129ZM135 252V253H134ZM153 252V253H152ZM202 252V253H201ZM212 252H213V255H212ZM221 253L222 254V252L225 254L223 257H225V258H222V255H220L219 253ZM264 252V251H263ZM45 253V252H44ZM75 253V254H74ZM106 253V254H105ZM114 253V254H113ZM121 253V254H120ZM124 253H127L129 256L130 255H132L131 257H129L131 260H129L128 259V256L126 255V254H124ZM152 253V254H151ZM194 253H196V254H194ZM199 253V254H198ZM203 253H206V254H204L203 255ZM232 253V254H231ZM237 253H238V255H239V258H238V255H237ZM243 253H244V255H246V256H248V258H246V259H244L243 257H245L244 255H243ZM3 254H0V262H2V260L4 259V258H2V257H5V255L7 254H5V255H3ZM74 254V255H73ZM83 254V255H82ZM90 254V255H89ZM96 254V255H95ZM98 254V255H97ZM104 255V256H99V255ZM115 254H117V255H119L118 257L115 255ZM124 254V255H123ZM135 254V255H134ZM162 256H164V259H165V261H163L164 259H163V257H161V255ZM180 254V255H179ZM202 254V255H201ZM209 254H211L210 255V257L211 256H213L212 258L214 259H217L219 256L222 258V260H220L221 258L219 257V259H217L216 261H217V263H216V261L215 260H213L212 258H210L209 256H207V255H209ZM215 254L217 255V254H219L218 255V257L216 258L215 257ZM235 254V255H234ZM68 255H71V258L68 256ZM111 255H112V257H113V259H115L116 257L118 258H116L115 260H113L112 261V258H111ZM122 255L125 257L126 256V258H123L122 257ZM142 255H144V256H142ZM152 255V256H151ZM158 255V256H157ZM185 255H187V256H185ZM195 257H194V256ZM234 257H232V256ZM241 255H243L242 257H241ZM2 256V257H1ZM93 256V257H92ZM99 256V257H98ZM124 259V260H122V258ZM136 256H139V257H136ZM142 256V257H141ZM200 256V257H199ZM201 256H203V257H207L205 260V263H204V261H202V262H200L201 261ZM228 258H227V257ZM231 256V257H230ZM236 256V257H235ZM73 257H74V259H73ZM96 257H98V258H100V259H98V258H96ZM119 257L121 258V259H119ZM133 257H135V259L133 258ZM155 257H157V259H154ZM175 257H176V259H175ZM193 257V258H192ZM196 257H198V258H196ZM230 257V258H229ZM31 258V257H30ZM30 258H28L27 259V261H29L30 260ZM67 258H69V259H73L72 261L71 260H68L67 261ZM79 258V259H78ZM93 258V261L91 260ZM94 258H96L97 259V261H96V259L94 260ZM103 258H106L107 260H102ZM151 258V260L152 259H154V260H149L148 261V259H150ZM181 258V259H180ZM188 258H190V259H188ZM233 258V259H232ZM241 258V259H240ZM136 260V261H134V260ZM171 259V260H170ZM184 259V260H183ZM228 259V260H227ZM238 259V260H237ZM253 259V258H252ZM102 260V261H101ZM118 260H121V261H118ZM130 262H129V261ZM133 260V261H132ZM141 260V261H140ZM183 260V261H182ZM203 260V259H202ZM224 260V261H223ZM226 260V261H225ZM240 260V261H239ZM242 260V261H241ZM43 261H44V259H43ZM95 261V262H94ZM168 261H170L169 263H168ZM174 261V262H173ZM236 263H235V262ZM30 262V261H29ZM62 262H59L60 264L62 263ZM131 262H133V263H131ZM146 262V263H145ZM150 262V263H149ZM162 262V263H161ZM172 262V263H171ZM219 262V263H218ZM223 262H225V263H223ZM45 262H43V264H44ZM58 263V262H57ZM58 263V264H59ZM233 263H231V264H233ZM1 264V263H0ZM23 264H27V263H24L23 262ZM39 264H41V262H39ZM53 264V263H52ZM54 264H55V262H54Z\"/></svg>",
    "mask_w": 264,
    "mask_h": 264
},
{
    "label": "bare ground",
    "instance_id": "bare-ground-1",
    "mask_svg": "<svg viewBox=\"0 0 264 264\" xmlns=\"http://www.w3.org/2000/svg\"><path fill=\"white\" fill-rule=\"evenodd\" d=\"M64 0H0V204H11V202H13L12 204H14L15 203V205H17V206H19L20 204H16L17 203V201L19 202V200H20V198H19V200H18V197H20V195H21V193H20V195L19 196H17V193L18 192H21V191H25L26 193H27V195H29L30 194V196H31V194H33L31 191H33L32 189L34 188L35 189V187H37L36 185H33L32 187H29L28 186V184H31V183H28L27 184V182L30 180V177H31V175H35V174H33V173H36L38 176L36 177V178H38L39 177V175H41L42 173L44 174V172H42V169L40 168V169H38L39 167H37V164H38V162H39V164L41 163V165L40 166H42L43 168H46V169H48L46 166H47V164H48V162H47V157H48V154H49V151H50V149L52 150V149H55L56 147H58L59 145H61L62 146V144H58L59 143V139H57V141H58V143L55 141V139H54V136H53V132L55 133L57 130H59V128H60V126H62L61 128L63 129L62 131H64L65 130V133H66V131L68 132V135L69 136H67L68 138L70 137V138H75L74 136H76V135H79L80 137L79 138H77L78 140H76L77 142H78V145L80 146V147H83L85 150H87V140H89V141H91L92 142V144L94 143L95 145H96V143H99L101 140H99L98 139V134L100 135V131H101V128H99L100 127V123L98 124V123H96V122H94V123H96V124H98V125H94L92 122L93 121H91V122H88L87 120H89V119H87L85 116H84V119L82 118V119H80V117H77L78 119H80V120H70V118H63L62 116V118L60 119L59 117L60 116H58L57 118H59V120H57V119H54V117L52 118L51 117V115L49 114V112H51V110L54 108V105H55V99L57 100V99H59L58 101L59 102H61L63 99H66L67 98V94H69L68 92L69 91H71V90H75V92H78L79 91V93H84L85 92V90H87L86 88H89V84H90V80L93 78L92 77V69H91V67H89L88 66V64H86V62L90 59V58H88L89 56H88V54H85V53H83V50L84 49H86V39H81V40H83V42L81 41V42H78V39L77 38H75V40L77 39V41H74V40H71V39H69V40H71V41H69L68 40V42L69 43H66L67 42V40H66V42H65V40H64V42H57V44H56V42H55V35H53L54 33L53 32H55V31H52V28L50 27V25H51V23H52V21H51V23H49V21H48V19L46 18V17H44L47 13H48V11H52L51 13H53L52 15L53 16H57V14H62V15H64L66 12H65V9H66V3H65V1L63 2ZM67 1H75L76 2V0H67ZM79 1V0H78ZM85 1L86 0H84L83 2L85 3ZM89 1V4H91L90 2H92V4H95V0H88ZM153 1V0H152ZM156 1H158V0H156ZM170 1H172V0H162V5H165V3H168V2H170ZM175 1V0H174ZM176 1H178V0H176ZM182 1V0H181ZM184 1V0H183ZM186 1H188V0H186ZM221 0H215V2H214V0H201V2H199L198 0H193L192 2L194 3L195 2V4H193V5H201L202 3H204V5H202V7L200 8L201 9V13L203 12V15H199L200 17H203L202 19H204L203 21H201V20H199L195 15H197V13H199L200 11L198 10V12L197 13H195V17L196 18H194V16H192V15H190V16H192L194 19H196V20H199L201 23L203 22L204 24H202L201 26L200 25H198V26H200L197 30L195 29V28H193L192 27V25H191V29L190 30H192L193 29V32L196 34V36L197 35H201V34H204V33H209V37L211 38V42H217L218 44H217V49H219V48H221V50H222V48H227L228 49V47H227V43L228 44H230V42H228L229 41V39L227 38L230 34V31L232 30L231 29V27H233L234 29H235V33H233L234 34V37L232 36L231 38H233L232 40H231V42L233 43L234 41H242V42H246L248 45H250V50H253L254 51V49L253 48H256V50H255V52H253V54H252V58H251V60H250V62L248 61L249 60V52H250V50H249V52H247V50H248V48L246 47V44L244 45L247 49L245 50H243V48L241 47V45L239 46V48H242V50L243 51H246L247 53H248V59H247V62H249V68L251 69L250 70V72L252 73V75L256 78V77H259L260 75H264V24H256L257 22H258V15L259 14H257V16H255V15H253V23L255 22V24L256 25H252V26H250V24H249V26H247L246 25V23H248L247 21L250 19H245L244 18V15H242V17L241 16H238V15H236L235 16V11L232 9V7H231V10H228L227 12H225V13H223V11H222V9H221V4H219V2H220ZM226 1V0H225ZM229 0H227V2H228ZM240 1H242V0H240ZM244 1V0H243ZM259 1L260 0H258V2H257V0L255 1H253V0H248L247 2L249 3V6H247L248 8H255L256 6H258L259 4ZM80 2H81V0H80ZM87 2V1H86ZM96 2H98V0L96 1ZM102 4H104V2L105 1H103L102 0ZM218 2V3H217ZM245 2H246V0H245ZM244 2V3H245ZM261 2V1H260ZM65 3V4H64ZM77 3V2H76ZM119 3V2H118ZM123 3H124V0H123ZM131 3V2H130ZM149 3V2H148ZM157 3H159V2H157ZM178 3V2H177ZM181 3V2H180ZM201 3V4H200ZM222 3V5L224 4L223 2H221ZM229 3V2H228ZM240 3H242V2H240ZM71 4V3H70ZM87 5H88V3H86ZM114 4V3H113ZM120 4V3H119ZM118 4V5H119ZM122 4V3H121ZM125 4H126V2H125ZM140 4V3H139ZM147 4V3H146ZM154 4V3H153ZM153 4H151L152 6H153ZM172 4V3H171ZM192 4V3H191ZM239 4V3H238ZM243 4V3H242ZM261 4V3H260ZM85 5V4H84ZM97 5V4H96ZM104 5H106V4H104ZM103 5V7H105L106 8V6H104ZM127 5V4H126ZM151 5H150V7H151ZM159 5H160V3H159ZM170 5V4H169ZM183 5H184V2H183ZM183 5L182 6H180L179 5V7H177V8H180V7H183ZM225 5H227V3L225 4ZM69 6V5H68ZM72 6V5H71ZM75 6V5H74ZM73 6V7H74ZM78 6H81V8L82 7H84L82 4H80L79 3V5ZM94 5H92V7H93ZM155 6V5H154ZM172 6V5H171ZM177 6V5H176ZM189 6H190V3H189ZM70 7V6H69ZM86 7H88V6H86ZM90 7H91V5H90ZM90 7H89V9H90ZM102 7V8H103ZM127 7V6H126ZM140 7V6H139ZM144 7V6H143ZM156 7V6H155ZM160 7V6H159ZM168 7V6H167ZM173 7H175V5L173 6ZM192 7V6H191ZM193 7H196V6H193ZM247 7H245V9H247ZM127 8H129V7H127ZM127 8H125V10L127 9ZM131 8V7H130ZM132 8H134V6H132ZM136 8V7H135ZM141 8H142V6H141ZM141 8H137V10L139 9H141ZM149 5H146V8H144V9H146V10H150L151 8H149ZM157 8H158V5H157ZM156 8V11L158 10V9H161V8H164V7H160V8H158L157 9ZM169 9L171 8V9H173L172 7H168ZM167 8V9H168ZM185 8H186V6H185ZM241 8H243V7H241ZM240 8V9H241ZM257 8H260L259 6L257 7ZM256 8V9H257ZM264 8V7H263ZM71 9V8H70ZM84 10L85 9H87V8H83ZM88 9V10H89ZM94 8H92L91 10H93ZM101 9V8H100ZM154 9V8H153ZM167 9H165V10H167ZM174 9H176V7L174 8ZM194 10H196L195 8H193ZM192 9V10H193ZM199 9V8H198ZM239 9V8H238ZM67 10V9H66ZM81 9L79 8V10H78V12L80 11ZM112 10V9H111ZM135 11V9H132V11ZM136 10V11H137ZM138 10V11H139ZM145 10V11H146ZM164 10V11H165ZM184 10V9H183ZM237 10V9H236ZM243 10H244V8H243ZM258 10V9H257ZM260 10V9H259ZM258 10V11H259ZM75 11V10H74ZM81 11H83V10H81ZM94 11V10H93ZM114 11H116V9H114ZM127 11H128V9H127ZM130 11V10H129ZM131 11V12H132ZM133 11V12H134ZM142 11H143V8H142ZM156 11H155V15H156ZM172 11V10H171ZM176 11H178V10H176ZM181 11V10H180ZM242 11V10H241ZM248 11V10H247ZM250 11V10H249ZM257 11V12H258ZM264 10H262L261 11V14L262 13H264L263 12ZM73 12V11H72ZM71 12V13H72ZM85 12V11H84ZM84 12H82V13H84ZM95 12V11H94ZM98 12H100V11H98ZM120 12V11H119ZM118 12V13H119ZM132 12V13H133ZM140 12H141V10H140ZM151 12V11H150ZM154 12V11H153ZM160 12V11H159ZM162 12V11H161ZM166 13H164L166 16L167 15H171V13L173 12H170V14H169V12H167V11H165ZM175 12V11H174ZM182 13H183V11H181ZM192 11H190V13H191ZM194 12V11H193ZM251 12V11H250ZM255 12V9L253 10V13ZM46 13V14H45ZM51 13H48V14H50L51 15ZM54 13H56V15H54ZM67 13H68V11H67ZM103 13H106V12H103ZM122 13V12H121ZM125 13V12H124ZM123 13V14H124ZM128 14H129V12H127ZM132 13H130V14H132ZM143 13V12H142ZM146 13V12H145ZM152 13V12H151ZM176 13V12H175ZM175 13H172V14H175ZM184 13H185V11H184ZM183 13V14H184ZM249 12H247V14L246 13H242V12H240L239 14H245L246 15V17L247 16H249L250 17V14H248ZM259 13V12H258ZM74 14V13H73ZM85 14V13H84ZM84 14H82V16H84ZM87 14V13H86ZM96 14V13H95ZM95 14H91V17H92V15H93V17L95 16ZM99 14V13H98ZM126 14V13H125ZM124 14V15H125ZM135 14H137V13H135ZM159 13H157V15H158ZM178 14H180L179 12L177 13V15H176V17L178 18H180V15L178 16ZM183 14H181V19H185V16L183 15ZM189 14V13H188ZM238 14V13H237ZM49 15V16H50ZM51 15V16H52ZM69 15H70V13H69ZM77 15V14H76ZM75 15V16H76ZM80 15V14H79ZM88 15V14H87ZM87 15H85V16H87ZM97 15V14H96ZM103 15V14H102ZM101 15V16H102ZM105 15V14H104ZM141 15V14H140ZM142 15H144V14H142ZM147 15H153V14H147L146 13V16ZM263 15V14H262ZM48 16V17H49ZM52 16V17H53ZM67 16V15H66ZM78 16V15H77ZM99 16H100V14H99ZM113 16V15H112ZM126 16V15H125ZM136 15H134V17H135ZM159 16V15H158ZM217 16V19L215 18ZM234 16V17H233ZM251 16H252V14H251ZM255 16V17H254ZM61 17H63V16H60L59 17V19L60 20H62V18ZM70 17H72V16H70ZM89 17V16H88ZM91 17H89L90 19H91ZM92 17V18H93ZM118 17H120V15L118 16ZM121 17H122V14H121ZM132 17H133V15H132ZM139 17V14H137V18ZM156 17V16H155ZM175 17V16H174ZM187 17V16H186ZM199 17V18H200ZM54 18V17H53ZM74 18H76V17H72V19H74ZM79 18V17H78ZM77 18V19H78ZM85 17H83V19H84ZM87 18V17H86ZM97 18H100V17H98L97 16ZM104 17H102V19H103ZM128 18V17H127ZM139 18H141V16L139 17ZM143 18V17H142ZM147 18V17H146ZM164 18V17H163ZM169 18H170V16H169ZM177 18H175V19H177ZM188 18V17H187ZM187 18H186V22H187ZM254 18H256L257 20V22L254 20ZM55 19V18H54ZM64 19V18H63ZM66 19V20H65ZM64 20L67 22V18H65ZM68 19H69V17H68ZM71 18H70V20H72ZM88 19V18H87ZM96 19V18H95ZM101 19V18H100ZM108 19V18H107ZM116 19V18H115ZM134 19V18H133ZM165 19H167V18H165ZM181 19H180V21H181ZM189 19H191V18H189ZM260 19H263V18H260ZM93 20V19H92ZM97 20V19H96ZM95 20V21H96ZM116 20H119V19H116ZM128 20V19H127ZM138 21V19H135V22H137ZM141 19H139V21H140ZM144 19H142V21H143ZM168 20V19H167ZM169 20H171V19H169ZM168 20V21H169ZM178 20V19H177ZM250 20H252V18L250 19ZM69 21V20H68ZM73 21H75V20H73ZM78 21V20H77ZM80 21H81V19H80ZM86 21V23H87V20H85ZM85 21H84V24H86L85 23ZM95 21H93V22H95ZM108 21V20H107ZM130 21V20H129ZM153 21V20H152ZM151 21V22H152ZM175 22L176 20H173V18H172V20H171V23L173 24V22ZM92 22V21H91ZM103 22H105V20L103 21ZM102 22V23H103ZM120 22H121V20H119V23H118V21H117V23L118 24H120ZM131 22V21H130ZM148 22V21H147ZM146 22V23H147ZM150 22V21H149ZM167 22V21H166ZM179 22V21H178ZM185 22V23H186ZM191 22V21H190ZM194 22H196L195 20L193 21V23ZM53 23H54V21H53ZM56 23L57 22H55V25H56ZM61 23H62V21H61ZM64 23V22H63ZM75 22H73V26L75 25L74 24ZM78 23H79V25L81 24L82 25V22H79L78 21ZM107 23V22H106ZM134 23V22H133ZM141 23V22H140ZM139 23V24H140ZM171 23H169L168 22V24L169 25H172ZM180 23V22H179ZM196 23H198V22H196ZM66 24H68V23H66ZM71 24V23H70ZM70 24H68V25H70ZM83 24V25H84ZM90 24H92V23H90ZM97 24H99V22L98 23H96V25ZM100 24H101V22H100ZM108 24V23H107ZM117 24V25H118ZM121 24H122V22H121ZM127 24V23H126ZM131 24V23H130ZM148 25L150 24V25H152L151 23H147ZM147 24L145 25V27L147 26ZM200 24V23H199ZM58 25V24H57ZM60 25V24H59ZM82 25V26H83ZM87 25V24H86ZM103 25V24H102ZM155 25V24H154ZM154 25H152V26H154ZM163 25V24H162ZM165 25V24H164ZM164 25H163V27H164ZM167 25V24H166ZM175 25L177 26V23H175ZM179 25V24H178ZM184 25V24H183ZM196 25V24H195ZM204 25V26H203ZM62 24H61V29H63L62 28ZM70 26H72V25H70ZM69 26V27H70ZM72 26V27H73ZM88 26V25H87ZM91 26V25H90ZM93 26H94V24H93ZM92 26V27H93ZM98 26V25H97ZM97 26L95 27L96 29H97ZM110 26H115V24H110ZM122 26H125V24L124 25H122ZM128 26V25H127ZM132 26V25H131ZM139 26V25H138ZM161 26V25H160ZM179 26H181V25H179ZM178 26V27H179ZM190 26V25H189ZM194 26V25H193ZM203 26V27H202ZM75 27V26H74ZM89 27V26H88ZM102 27V26H101ZM106 28H107V26H105ZM126 27V26H125ZM141 27V26H140ZM144 27V28H145ZM155 27V26H154ZM172 27H173V25H172ZM175 27V26H174ZM183 27V26H182ZM185 27H187V26H185ZM184 27V28H185ZM57 28V27H56ZM56 28L55 29H53V30H56ZM84 28H85V26H84ZM87 28V27H86ZM84 29V30H87V29ZM128 28V27H127ZM149 28V27H148ZM150 28H153V27H151L150 26ZM156 28V27H155ZM159 28H161V27H159ZM167 28V27H166ZM176 28V27H175ZM174 28V29H175ZM221 29L220 30V35H219V33H218V30L217 29ZM66 29V28H65ZM64 29V31H66ZM71 29V28H70ZM77 29V28H76ZM131 29V28H130ZM134 29V28H133ZM133 29H131V31L133 30ZM154 29V28H153ZM231 29V30H230ZM233 29V30H234ZM77 30H80L79 28L77 29ZM83 30V29H82ZM81 30V31H82ZM103 30V29H102ZM101 30V31H102ZM109 30V29H108ZM115 31L116 30H118V29H114ZM126 30H129V29H126ZM146 29H144V31H145ZM166 30V29H165ZM177 30H178V28H177ZM177 30H176V32H177ZM189 30V31H190ZM195 30V31H194ZM206 30V31H205ZM67 31H68V28H67ZM134 31V30H133ZM162 31V30H161ZM164 31V30H163ZM162 31V32H163ZM172 31L173 30H171V32H169V33H172ZM186 31H188L187 29H182L181 30V32L183 33V35L182 36H180L179 37V40L177 39V37L176 36H174V33L172 34L174 37H176V40H174L173 41V43L176 41L177 43L175 44L176 46H178V45H180V46H182L183 47V49H181L180 50V48H182V47H180V48H178V47H176V46H172V45H170V43L172 42V41H170V42H166V44L164 43V45H167L168 43H169V45L168 46H166V47H169V46H171L172 48L171 49H169V48H166V50H168V51H163V49L162 48H164V46L160 49V50H157L158 52L159 51H161L160 53L162 54V56H163V52H164V57H162L161 59H165V60H168V61H171V60H169L168 59V57L169 56H167V55H171V54H173V57H175V58H180V57H182V58H180L181 59V61L182 60H184L185 62H186V60L187 59H184V55H185V53H192V52H188L187 50L189 49V47H193L194 45H193V43H191L189 40H191V39H193V38H191L192 36L188 33V32H186ZM57 32H59V31H57ZM73 32H75V31H73ZM80 32V31H79ZM83 32V31H82ZM90 32H91V30H90ZM89 32V33H90ZM100 32V31H99ZM98 32V33H99ZM102 32H104V31H102ZM109 32H110V30H109ZM130 32V30L128 31V33ZM136 32V31H135ZM140 32V31H139ZM154 32H156V31H154ZM165 32H167V31H165ZM175 32V33H176ZM179 32V31H178ZM192 32V31H191ZM234 32V31H233ZM63 33H65V32H63ZM67 33V32H66ZM81 33V32H80ZM80 33H78V34H80ZM86 33H87V31H86ZM127 32H126V34H128ZM130 33H132V32H130ZM137 33V32H136ZM161 33V32H160ZM58 34V33H57ZM56 34V35H57ZM77 34V33H76ZM75 34V35H76ZM96 34H97V32H96ZM103 34V33H102ZM134 34V33H133ZM132 34V35H133ZM143 34V33H142ZM145 37L148 35L147 33H146V31H145ZM167 34V33H166ZM59 35V34H58ZM63 35V34H62ZM66 35H68V34H66ZM72 35V33L69 35V36H71ZM94 36V38L96 37V35L95 34H93ZM135 35V34H134ZM155 35H156V33H155ZM154 35V33H153V36H155ZM159 35H161V34H159ZM159 35H158V37H159ZM171 35V34H170ZM178 35V34H177ZM179 35H180V33H179ZM193 35V34H192ZM231 35H232V31H231ZM230 35V36H231ZM64 36V35H63ZM68 36V37H69ZM80 36V35H79ZM82 36H85V35H82ZM81 36V37H82ZM86 36H88V35H86ZM97 36H98V34H97ZM102 36V35H101ZM115 36V35H114ZM113 36V37H114ZM139 36V35H138ZM137 36V37H138ZM140 36H143V35H141L140 34ZM152 36V37H153ZM163 36V35H162ZM204 36H205V34H204ZM206 36H208V35H206ZM206 36H205V38H206ZM55 37V38H54ZM60 37V36H59ZM65 37V36H64ZM75 37V36H74ZM89 37H90V35H89ZM151 36H147V38H149V39H147V40H154V38H152ZM161 37V36H160ZM166 37V35H164L162 38H165ZM167 37H169V36H167ZM199 37V39H201L200 38V36H198ZM71 38V37H70ZM98 38V37H97ZM102 38V37H101ZM132 38V37H131ZM139 38V37H138ZM137 38V39H138ZM152 38V39H151ZM173 38V37H172ZM189 38H191V39H189ZM195 38V37H194ZM197 38V37H196ZM202 38H203V36H202ZM205 38H203V39H205ZM230 38V39H231ZM58 39H60L61 40V38H58ZM90 38H88V40H89ZM96 39V38H95ZM117 39V38H116ZM142 39V38H141ZM141 39H138V41H140ZM155 39H156V37H155ZM236 39V40H235ZM59 40V41H60ZM90 40H92V39H90ZM89 40V41H90ZM166 40V39H165ZM169 40V39H168ZM170 40H171V36H170ZM212 40H214V41H212ZM57 41V40H56ZM100 41V40H99ZM143 41H144V39H143ZM156 41V40H155ZM162 41H164V40H162ZM197 41H199V40H197ZM196 41V42H197ZM201 41V40H200ZM207 41H208V39H207ZM94 42V43H93ZM97 42V41H96ZM95 41H92V44L91 45H93V44H95L96 43ZM146 42V41H145ZM148 43L147 44H149V41H147ZM151 42V44H152V41H150ZM165 42V41H164ZM206 42V41H205ZM204 42V44H206ZM209 42V41H208ZM211 42H210V44H211ZM90 43V42H89ZM99 43H101V42H99ZM135 43V42H134ZM141 43V42H140ZM143 43V42H142ZM154 43V42H153ZM200 43V42H199ZM231 43V44H232ZM103 44V43H102ZM111 44V43H110ZM172 44V43H171ZM197 44H198V42H197ZM201 44H202V41H201ZM234 45L235 44H237V43H233ZM89 45V44H88ZM153 45V44H152ZM151 45V46H152ZM163 45V44H162ZM209 45V44H208ZM208 45H206V46H208ZM216 45V44H215ZM214 45V46H215ZM234 45H230V49L231 50H233L232 48L234 47ZM86 46V47H85ZM94 46H96V44L95 45H93V47ZM98 46V45H97ZM150 46V45H149ZM150 46V47H151ZM155 47H157V48H159L158 47V45H154ZM205 46V45H204ZM233 46V47H232ZM253 48H252V47ZM83 47H85V48H83ZM149 47V48H150ZM196 47V46H195ZM232 47V48H231ZM236 47V46H235ZM148 48V47H147ZM154 48V47H153ZM153 48H151L152 49V51H154L153 50ZM164 48V49H165ZM203 48H205V47H203ZM213 48V47H212ZM214 48H216V46L214 47ZM225 48V50H227ZM237 48V47H236ZM252 48V49H251ZM83 49V50H82ZM196 49H199L198 47L196 48ZM195 49V50H196ZM216 49V50H217ZM200 50V49H199ZM202 50V49H201ZM200 50V51H201ZM205 50V49H204ZM231 50H227L226 52H221V51H214V50H212L211 49V45H210V49H206V51L207 52H211L210 54H208L209 56L208 57H210V58H208L207 56H206V54H205V56L207 57V59H204V60H201V61H199V62H201L200 64H201V66H200V68H203V70L204 69H206L207 71H209L208 73V75L213 79L212 81L214 82V78H217V79H219V78H224V76L226 75L225 73H224V70H225V68L227 69V67H228V65H227V62L225 61V60H228V59H226V58H229V57H231V55L233 54L232 53V51ZM239 50V49H238ZM65 51H67L68 53H70L69 55H66L64 52ZM88 51V50H87ZM86 51V52H87ZM96 51H98V50H96ZM116 51V50H115ZM156 51V52H157ZM163 51V52H162ZM192 51H194V50H192ZM199 51V52H200ZM234 51V50H233ZM107 52H109V50L107 51ZM146 52H150V51H146ZM145 52V53H146ZM198 52V53H199ZM237 52H239V51H237V49H236V55H238V54H240V53H238L237 54ZM240 52H242L241 50H240ZM64 53V54H63ZM67 53V54H68ZM94 53V52H93ZM102 53V52H101ZM152 53V52H151ZM150 53V54H151ZM198 53H196V52H194L193 54H191L190 55V57L192 56V57H196L197 56V54ZM243 53V52H242ZM241 53V54H242ZM100 54V53H99ZM122 54V53H121ZM161 54H160V56H161ZM240 54V55H241ZM244 54V53H243ZM243 54H242V57H243ZM246 54V53H245ZM245 54H244V56H245ZM141 56H142V54H140ZM148 55V54H147ZM154 55V54H153ZM234 55V54H233ZM247 55V54H246ZM94 56H96V55H94ZM94 56H92V58L94 57ZM117 56V55H116ZM122 56H123V54H122ZM140 56V57H141ZM149 56V55H148ZM158 56V55H157ZM239 56V55H238ZM91 57V56H90ZM97 57V56H96ZM100 57V56H99ZM98 57V58H99ZM110 57H112V56H110ZM189 56H187V58H188ZM203 57V56H202ZM201 57V58H202ZM234 57H235V55H234ZM149 58V57H148ZM158 58H159V56H158ZM200 58V59H201ZM204 58V57H203ZM233 58V57H232ZM241 58V57H240ZM101 59H103L102 57H101ZM100 59V60H101ZM135 59V58H134ZM138 59V58H137ZM137 59H135V60H137ZM146 59V58H145ZM172 59V58H171ZM179 59V60H180ZM198 59H199V55H198ZM236 59V58H235ZM245 59H246V56H245ZM105 60V59H104ZM103 60V61H104ZM119 60H121L120 58H119ZM147 61H149L148 59H146ZM157 60H160V59H157ZM189 60V59H188ZM193 60V59H192ZM196 59H194L192 62H194ZM236 60H239V59H236ZM139 61V60H138ZM141 61V60H140ZM167 61V62H168ZM175 61H176V59H175ZM178 61V60H177ZM176 61V62H177ZM180 61V62H181ZM184 61H182V63L184 62ZM234 61V60H233ZM241 61H243V60H241ZM95 62V61H94ZM110 62V61H109ZM165 62V61H164ZM175 62V64H177ZM188 62H191V59H190V61H188ZM196 62H198L197 60L194 62L195 64H196V66H197V63ZM198 62V63H199ZM228 62H231V61H228ZM246 62V61H245ZM91 63V62H90ZM93 63V62H92ZM91 63V64H92ZM193 63V64H194ZM237 63V62H236ZM113 64H114V62H113ZM113 64H111L112 65V67H111V69L113 70V67H114V65ZM132 64V63H131ZM136 64V63H135ZM167 64V63H166ZM171 64V63H170ZM169 64V65H170ZM185 64V63H184ZM189 64V66H190V63H188ZM242 64V63H241ZM246 64V63H245ZM248 64V63H247ZM110 65V66H111ZM143 65V64H142ZM157 65V64H156ZM155 65V66H156ZM173 65V64H172ZM182 65V64H181ZM106 66H107V64L105 65V68H106ZM166 66V65H165ZM184 66H186V65H184ZM188 65L186 66V67H189ZM232 66V65H231ZM239 66V65H238ZM97 67H98V65H97ZM96 67V68H97ZM133 67H135V66H133ZM132 67V68H133ZM136 67H138V65H136ZM158 67V66H157ZM156 67V69H158ZM159 67H160V65H159ZM162 68L164 67L163 65L161 66ZM180 67V66H179ZM191 67H193V66H191ZM190 67V68H191ZM233 67H235V66H233ZM94 68V67H93ZM124 68V67H123ZM126 68V67H125ZM131 68V70H133ZM149 68H150V66H149ZM152 68V67H151ZM167 68H168V66H167ZM167 68H165V69H167ZM170 68V67H169ZM168 68V70H171L172 68H170L169 69ZM174 68V67H173ZM176 68H178L177 67V65H176ZM176 68H175V71L177 72V75H178V71H179V69L180 68H183V65L180 67V68H178L177 70H176ZM199 68V67H198ZM199 68V69H200ZM238 68V67H237ZM100 69V68H99ZM130 69V68H129ZM195 69V68H194ZM228 69H229V67H228ZM247 69V68H246ZM111 70V71H112ZM120 70H121V67H120ZM124 70V69H123ZM145 70H147V69H145ZM144 70V71H145ZM151 70V69H150ZM163 70V69H162ZM181 70V69H180ZM183 70L184 69H182L181 70V73L183 72ZM186 70V69H185ZM184 70V71H185ZM188 70V69H187ZM186 70V71H187ZM191 70V69H190ZM231 70H232V68H231ZM233 70H236L235 68H233ZM119 71V70H118ZM117 71V72H118ZM122 71V70H121ZM125 71V70H124ZM127 71V70H126ZM160 71H161V69H160ZM164 71V70H163ZM244 71V70H243ZM114 72V71H113ZM112 72V73H113ZM129 72V71H128ZM131 72H133V71H131ZM135 72H136V70H135ZM152 70L151 71H148V73L149 74H151L152 75ZM158 72V71H157ZM171 72V71H170ZM175 72V73H176ZM226 72V71H225ZM235 72V71H234ZM239 71H237L236 72V74L238 73ZM240 72H242V71H240ZM98 72H96V74H97ZM127 73V72H126ZM125 73V74H126ZM130 73V72H129ZM145 74H147L146 72H144ZM167 72H164V74H166ZM169 73V72H168ZM187 73V72H186ZM185 73V74H186ZM192 73V72H191ZM198 73V72H197ZM207 73V72H206ZM233 73V72H232ZM99 74V73H98ZM102 74V73H101ZM113 74H115V73H113ZM128 74V73H127ZM127 74L125 75L126 76V78H128L127 77ZM133 74V73H132ZM135 74V73H134ZM138 74V73H137ZM136 74V75H137ZM156 74V73H155ZM157 74H159V73H157ZM180 74V73H179ZM205 74V73H204ZM204 74H202V76L204 75ZM239 74V73H238ZM100 75V74H99ZM118 75V74H117ZM120 75L122 76V74L120 73ZM129 75V74H128ZM139 75V74H138ZM154 75V74H153ZM161 75H163V74H161ZM171 75H174V74H171ZM180 75H184V74H180ZM179 75V76H180ZM187 75H191V77L192 76H194L193 74H190V73H188ZM241 75H242V73H241ZM240 75V76H241ZM245 76H247L246 74H244ZM243 75V76H244ZM249 75H250V73H249ZM108 76H109V74H108ZM142 76H143V78H142ZM169 76H170V74H169ZM185 76V75H184ZM196 76V75H195ZM199 76V75H198ZM197 76V77H198ZM207 76V75H206ZM209 76H208V78H209ZM227 76V75H226ZM225 76V77H226ZM102 77H103V74H102ZM101 77V75H100V78H102ZM104 77H106V74H105V76ZM117 77V76H116ZM115 77V78H116ZM136 77V76H135ZM139 76H137V78H138ZM150 77H152L153 78V76H150ZM155 77V76H154ZM157 77H158V75H157ZM163 77H164V75H163ZM200 77V76H199ZM227 77H229V78H231L230 76H227ZM248 77V76H247ZM250 77V76H249ZM261 77V76H260ZM96 78H98V79H100L99 78V76L97 77L96 76ZM109 78V77H108ZM132 78V77H131ZM139 78H142V79H144V75H141ZM159 78V77H158ZM161 78V77H160ZM165 78V77H164ZM163 78V79H164ZM173 78H175V77H173ZM204 78V77H203ZM234 78H236V77H234ZM245 78V77H244ZM253 78V77H252ZM262 78V77H261ZM94 79V78H93ZM110 79V78H109ZM122 79H123V76H122ZM124 79H125V77H124ZM123 79V80H124ZM141 79V80H142ZM147 79H148V77H147ZM155 79V78H154ZM157 79V78H156ZM168 79V78H167ZM166 79V80H167ZM172 79V78H171ZM179 79V78H178ZM191 79V78H190ZM217 79H215V80H217ZM243 79V78H242ZM101 80V79H100ZM100 80H96V81H100ZM120 80H121V78H120ZM122 80V81H123ZM140 80V81H141ZM158 80V79H157ZM162 80V79H161ZM165 80V79H164ZM174 80V79H173ZM176 80V79H175ZM182 81V79L180 78L178 81ZM189 80V79H188ZM193 80H197V79H193ZM193 80L191 79V81L193 82ZM200 80V79H199ZM198 80V81H199ZM204 80H209V79H204ZM220 80V79H219ZM235 80V79H234ZM238 80V79H237ZM236 80V81H237ZM245 80H246V78H245ZM249 80V79H248ZM253 80H257V79H253ZM102 81V80H101ZM100 81V82H101ZM105 81H107V80H105ZM110 81V80H109ZM113 81H116V80H113ZM149 82H151L150 80H148ZM177 81V82H178ZM186 81V80H185ZM185 81H183L184 83H185ZM191 81H189V82H191ZM198 81L196 82V83H198ZM201 81V80H200ZM203 81V80H202ZM211 81V80H210ZM221 81V80H220ZM224 81H226V80H224ZM250 81H252V79H250ZM250 81H248V82H250ZM258 81V80H257ZM261 81H262V79H261ZM92 82H94V81H92ZM100 82H98L99 84H100ZM108 82V81H107ZM127 82H130V80H129V78H128V81ZM132 82V81H131ZM145 82V81H144ZM144 82H143V84H144ZM170 82H171V80H170ZM176 82V81H175ZM187 82V81H186ZM232 82H233V80H232ZM253 82V81H252ZM255 82V81H254ZM254 82H253V84H254ZM259 82V81H258ZM95 83V82H94ZM93 83V84H94ZM98 83H96V84H98ZM134 83V82H133ZM139 84H141V85H143L142 83H140V82H138ZM148 83V82H147ZM153 83L155 84V81L153 80ZM159 83H162V82H159ZM164 84L166 83V82H163ZM169 83V82H168ZM174 83V82H173ZM180 83V82H179ZM200 83V82H199ZM202 83V82H201ZM204 83V82H203ZM207 83V85H209L208 83L209 82H206ZM215 83V82H214ZM219 83V82H218ZM218 83H216V84H218ZM227 83V82H226ZM234 83V82H233ZM263 83V82H262ZM99 84H98V86H99ZM102 84H104V83H102ZM101 84V85H102ZM108 84H110V83H108ZM114 84H115V82H114ZM114 84H112V85H114ZM135 84V83H134ZM139 84H138V86H139ZM146 84V83H145ZM158 84V83H157ZM157 84H155V85H157ZM194 84H195V82H194ZM205 84V83H204ZM220 84V83H219ZM218 84V85H219ZM224 84V83H223ZM243 84V83H242ZM249 84V83H248ZM252 84V85H253ZM260 84V83H259ZM258 84V85H259ZM100 85V86H101ZM107 85V84H106ZM116 85V84H115ZM120 85H121V83H120ZM123 85V84H122ZM137 85V84H136ZM177 85H179V84H177ZM184 85V84H183ZM200 85H202V84H200ZM213 85V84H212ZM212 85H210L211 87H206L205 85L203 86V87H205L204 89L205 90H210V91H212V90H214V89H216V88H218V87H216L215 85L214 86H212ZM237 85H238V83H237ZM246 85V84H245ZM250 85V84H249ZM256 85V84H255ZM262 85V84H261ZM264 85V84H263ZM126 86V85H125ZM186 86H187V84H186ZM192 86H194V85H192ZM220 86H221V84H220ZM228 86H230L229 85V83H228ZM232 86V85H231ZM235 86V85H234ZM234 86H232V88L234 87ZM92 87V86H91ZM93 87H94V85H93ZM97 87V86H96ZM101 87H103V85L101 86ZM115 87V86H114ZM120 87V86H119ZM122 88H123V86H121ZM132 87H133V85H132ZM140 87V86H139ZM145 87V86H144ZM157 87H158V85H157ZM166 87V86H165ZM200 87V86H199ZM198 87V88H199ZM203 87H201L202 89L201 90H203ZM236 87V86H235ZM252 87V86H251ZM255 87V86H254ZM257 87H259V86H257ZM98 88H100V87H98ZM96 89L95 87H94V89H96V90H99V89ZM106 89L108 88V89H110V86L109 87H105ZM105 88H104V90H105ZM136 88V87H135ZM142 88V87H141ZM146 88V87H145ZM151 88H152V86H151ZM164 88V87H163ZM163 88H162V90H163ZM167 88V87H166ZM222 88V87H221ZM225 88V87H224ZM239 88V87H238ZM240 88H241V86H240ZM243 88H247V86L246 87H243ZM250 88V87H249ZM101 89H103V88H100V90ZM107 89V90H108ZM161 89V88H160ZM159 89V91H161ZM171 89V88H170ZM180 89V88H179ZM184 89H186V88H184ZM184 89H182L183 91H184ZM188 89H190V88H188ZM187 89V90H188ZM228 89V88H227ZM227 89H224V90H227ZM235 89V88H234ZM233 89V90H234ZM112 89H110V91H111ZM158 90V89H157ZM166 90V89H165ZM167 90H169L168 88H167ZM172 90V89H171ZM198 90V89H197ZM200 90V89H199ZM200 90V91H201ZM217 90V89H216ZM221 90V89H220ZM248 90H250V89H248ZM257 91L259 90V89H256ZM264 90V89H263ZM91 91H92V89H91ZM95 91V90H94ZM102 91V90H101ZM113 91H114V89H113ZM173 91H175V90H173ZM193 91H195V90H193ZM209 91V92H210ZM219 90H217V92H218ZM223 91V90H222ZM239 91V90H238ZM241 91V90H240ZM261 91V90H260ZM87 92V91H86ZM89 92V91H88ZM97 92H99V91H96V92H94V93H96L97 95H98V93ZM104 92V91H103ZM105 92H107L106 90H105ZM109 92V91H108ZM107 92V93H108ZM119 92V91H118ZM125 92V91H124ZM124 92L122 93V92H120V94L122 93V95H124ZM127 92V91H126ZM162 92V91H161ZM197 92V91H196ZM203 92V91H202ZM228 92L229 93H231L230 92V90H228ZM246 92V91H245ZM244 92V93H245ZM249 92H251V91H249ZM71 93V92H70ZM102 93V92H101ZM111 93V92H110ZM132 93V92H131ZM158 93V92H157ZM166 94V92L165 91H163V94ZM188 93V95H189V92L187 91L186 92V94ZM198 93V92H197ZM204 93V92H203ZM202 93V94H203ZM220 93V92H219ZM227 93V92H226ZM233 93V92H232ZM231 93V94H232ZM241 93H243V91L241 92ZM240 92H239V95H241V97L243 96L242 94H241ZM243 93V94H244ZM255 93H257V92H255ZM87 94V93H86ZM86 94L84 95V97L86 96ZM91 94V93H90ZM96 94H94V98H95V96H97ZM120 94H118V95H120ZM128 94V93H127ZM148 94V93H147ZM162 94V93H161ZM177 95H178V93H176ZM175 94V95H176ZM186 94H184L185 96H186ZM191 94V93H190ZM200 94H201V92H200ZM201 94V95H202ZM205 94V93H204ZM222 94V93H221ZM233 94H235V93H233ZM261 94V93H260ZM100 95V101H101V94H99ZM98 95V96H99ZM105 95H107L108 96V94H105ZM116 96H117V94H115ZM121 95V96H122ZM125 95H126V93H125ZM138 95V94H137ZM143 95H145L144 93L142 94V99H143ZM149 95V94H148ZM147 95V96H148ZM150 95H152V94H150ZM170 95H172V94H170ZM192 95V94H191ZM198 95V94H197ZM223 95V94H222ZM225 95V94H224ZM238 95V94H237ZM238 95V96H239ZM249 95H250V93H249ZM252 95H254V93H252ZM255 95H257V96H260V95H258V94H255ZM262 95H264V94H262ZM70 96V95H69ZM71 96H72V94H71ZM70 96V97H71ZM81 96V95H80ZM79 96V97H80ZM91 96V95H90ZM103 96H104V94H103ZM106 96V97H107ZM113 96V95H112ZM141 96V95H140ZM153 96V95H152ZM156 95H154V97H155ZM157 96H160V95H157ZM167 96V95H166ZM169 96V95H168ZM174 96V95H173ZM199 97H200V95H198ZM209 96V95H208ZM248 96V95H247ZM246 96V97H247ZM66 97V98H65ZM73 97H74V94H73ZM77 97V96H76ZM87 97V96H86ZM131 97V99H132V96H130ZM136 97V96H135ZM153 97V98H154ZM163 97V96H162ZM178 97V96H177ZM202 97V96H201ZM205 97H207V96H205ZM215 97V96H214ZM214 97H212V99L210 100L211 101V104H209L210 106H211V108L209 107V106H207V108L209 107L210 109V111L208 112V116L210 117V118H213V116H215V115H213L212 117L210 116V115H212V112H214V109L216 110V112H220V109H216L218 106H219V103H217V96L215 97L216 98V100L214 99ZM230 97H232V96H230ZM240 97V96H239ZM253 97H255V96H253ZM72 98V97H71ZM78 98V97H77ZM81 98V97H80ZM92 96L90 97V100H92ZM119 98V97H118ZM122 98H123V96H122ZM128 99H129V97H127ZM127 98L125 99L129 104H130V99L129 100H127ZM148 98H150V97H148ZM164 98H165V96H164ZM164 98H162L161 99V97H159V101H164ZM183 98V96L180 98V99H182ZM186 99H187V96L185 97ZM189 98V97H188ZM203 98H204V96H203ZM228 97H224L223 96V98L222 99H227ZM237 98V97H236ZM245 98V97H244ZM262 98H264V96L262 97ZM86 99V98H85ZM89 99V98H88ZM97 100L99 99L98 97L96 98ZM104 99V98H103ZM102 99V100H103ZM107 99V98H106ZM120 99V98H119ZM118 99V100H119ZM133 99H135V98H133ZM152 99V98H151ZM156 99V98H155ZM176 99V98H175ZM179 99V100H180ZM191 99V98H190ZM196 99V98H195ZM202 99V98H201ZM221 99V98H220ZM238 99V98H237ZM236 99V100H237ZM68 100H70V99H68ZM75 101H76V99H74ZM93 100H95V99H93ZM117 100V97L115 98V101ZM117 100V101H118ZM138 100H139V97H138ZM138 100H137V102H138ZM144 100H146V99H144ZM153 100V99H152ZM228 100H230V98H228ZM233 100V99H232ZM235 100V101H236ZM241 100V99H240ZM239 100V101H240ZM246 100H248L249 101V98H247ZM253 100H254V98H253ZM262 100V99H261ZM75 101H74V103H75ZM88 101V100H87ZM104 102H105V100H103ZM126 101H124V104H126L127 102ZM130 101V102H129ZM134 101V100H133ZM141 101V100H140ZM149 101H150V99H149ZM154 101V100H153ZM167 101H170V100H167ZM186 100L184 99V102H185ZM187 101H189V100H187ZM192 100H190V102H191ZM200 101V100H199ZM198 101V102H199ZM205 101V100H204ZM210 101H209V103H210ZM227 101V100H226ZM242 101V100H241ZM244 101H245V99H244ZM244 102V106L245 107H250V108H252L253 109V112H254V114H255V117L257 116V115H259V119H261L262 117H264V110L261 108V110L259 111L257 108V104L258 103H260L259 105H261V102H258L257 104H255L254 102H253V105L252 106H249L248 104H249V102ZM83 102H86L85 100H83ZM93 102H95V101H93ZM121 102V101H120ZM136 102V101H135ZM134 102V103H135ZM136 102V103H137ZM146 102V101H145ZM148 102V101H147ZM152 102V101H151ZM162 102H160V103H162ZM171 102H173L174 103V101H172L171 100ZM192 102H195V100H193ZM191 102V103H192ZM229 102V101H228ZM231 102V101H230ZM73 103V102H72ZM95 103H99V100L98 101H96ZM107 103V102H106ZM120 104L119 102H116V104ZM123 103V102H122ZM160 103H159V107H161V105H160ZM166 103V102H165ZM165 103H163V104H165ZM173 103H171V104H173ZM178 103V105H179V103L180 104H183V99L180 101V102H177ZM206 103V102H205ZM205 103H204V105H205ZM221 103V102H220ZM223 103V102H222ZM224 103H225V101H224ZM224 103H223V105H224ZM232 104H233V102H231ZM237 103H238V101H236V105H237ZM251 103V102H250ZM63 104H65L64 102H63ZM89 104V103H88ZM92 104V103H91ZM101 104H102V101H101ZM107 104H109V103H107ZM114 105H116L115 103H113ZM112 104V105H113ZM131 104H133V103H131ZM130 104V105H131ZM162 104V106H165V105H163ZM208 104V103H207ZM227 104V103H226ZM231 104V105H232ZM235 104V103H234ZM240 104H242L243 105V103H240ZM61 105V104H60ZM75 105V104H74ZM93 105V104H92ZM91 105V106H92ZM126 105H128V104H126ZM146 105V104H145ZM144 105V106H145ZM154 105V104H153ZM152 105V106H153ZM158 105V104H157ZM167 105V104H166ZM169 105V104H168ZM167 105V106H168ZM174 106H177V104L175 103V104H173ZM195 105H197V103L195 104ZM222 105V106H223ZM229 105V104H228ZM239 105V104H238ZM85 106H86V103H85ZM106 105H104L103 107H105ZM109 106H110V104H109ZM129 106V105H128ZM127 106V107H128ZM133 106H134V104H133ZM142 105H140V107H141ZM171 106V105H170ZM170 106H168V107H170ZM187 107H188V105H186ZM191 106V105H190ZM222 106H220L221 108H223ZM230 106V105H229ZM240 106V105H239ZM59 107V106H58ZM62 107V106H61ZM70 107V106H69ZM75 107V106H74ZM93 107H95L94 105H93ZM97 107H99L98 105H97ZM101 107V106H100ZM122 107V106H121ZM126 107V108H127ZM139 107V108H140ZM146 107V106H145ZM159 107H157V109L159 108ZM195 107V106H194ZM231 107V106H230ZM262 107L264 108V105H262ZM55 108H57V107H55ZM67 108V107H66ZM84 107H82V109H83ZM105 108H107V106L105 107ZM109 108V107H108ZM133 107H131V109H132ZM148 108H150V107H147V109ZM152 108V107H151ZM192 108V107H191ZM197 108V107H196ZM196 108H193V110H195ZM200 108H202V107H200ZM227 108V107H226ZM60 109V108H59ZM72 109H74V108H72ZM101 109V108H100ZM113 109V107L111 106V108H110V111ZM117 109H118V107H117ZM117 109H116V111H117ZM134 109H135V107H134ZM143 109H144V107H143ZM162 109V108H161ZM173 109H177V108H173ZM239 108L237 107V110H238ZM259 111H257V110ZM61 110V109H60ZM66 110H69L68 108L66 109ZM66 110H64V113L66 112ZM93 111H94V108L92 109ZM95 110H97V109H95ZM103 110V109H102ZM104 110H108V109H104ZM104 110L102 111V113H104ZM114 110V109H113ZM113 110L111 111V112H113ZM119 110V112L120 111H122V110H120V109H118ZM125 110V109H124ZM126 110H128V109H126ZM130 110V109H129ZM137 110V109H136ZM139 110H141V109H139ZM145 110H146V108H145ZM156 110V109H155ZM172 110V109H171ZM196 110H199V108H197ZM195 110V111H196ZM205 110H206V107H205ZM227 110V109H226ZM231 110V109H230ZM243 110H244V108H243ZM62 111V110H61ZM60 111V112H61ZM72 111V110H71ZM78 111H79V109H78ZM90 111V110H89ZM88 111V112H89ZM99 111V113H100V111L101 110H98ZM130 111H132V110H130ZM142 111H144V110H142ZM141 111V113H143ZM178 111V110H177ZM195 111H192L193 113L191 114V115H193L194 114V112ZM200 111H202L201 109H200ZM200 111H198V112H200ZM208 111V110H207ZM224 111H225V109H224ZM223 111V112H224ZM239 111V110H238ZM237 111V113H239L240 111H241V109H240V111L238 112ZM247 112H248V110H246ZM251 111V110H250ZM107 112V111H106ZM105 112V113H106ZM128 112V111H127ZM137 112H139V111H137ZM144 112H147V111H144ZM151 112H153V110L151 111ZM167 112V114L166 115H168V111H166ZM187 112V111H186ZM186 112H185V114H186ZM189 112V111H188ZM223 112H221L222 114L221 115H223L224 113ZM233 113H234V110L232 111ZM236 112V111H235ZM244 112V111H243ZM63 113V114H64ZM75 113H77V112H75ZM85 113V112H84ZM90 113V112H89ZM92 113V112H91ZM90 113V114H91ZM97 113V112H96ZM122 113V112H121ZM124 113V112H123ZM130 114H133V113H131V112H129ZM136 113V112H135ZM155 113H157V112H155ZM162 113H163V111L161 112V114L160 115H162ZM197 112H195V114H196ZM202 113H203V111H202ZM206 113V112H205ZM228 113V112H227ZM229 113H231V111L229 112ZM232 113V114H233ZM237 113H234L235 115L237 114ZM244 113H246V112H244ZM250 113V112H249ZM62 114V115H63ZM69 114V113H68ZM67 113H65V115H68ZM71 114V113H70ZM80 115H82V113L80 112L79 113ZM86 115H87V117L89 116L88 115V113H85ZM92 114H94V113H92ZM112 114V113H111ZM120 113H118L117 115H116V112H115V115L118 117V115H119ZM126 114H128V113H126ZM125 114V115H126ZM130 114H129V116H130ZM143 114H145V113H143ZM143 114H141L142 116H145L146 117V115H143ZM147 114H149L148 116L149 117H151V116H153V114H154V112L153 113H147ZM214 114H215V112H214ZM219 113H217L216 114V118H219L220 116L218 115ZM59 115V114H58ZM72 115V114H71ZM78 115V114H77ZM79 115V116H80ZM98 115V114H97ZM121 115V114H120ZM124 115V116H125ZM137 115H139V114H137ZM151 115V116H150ZM156 115V114H155ZM175 115H176V112H175ZM199 115H201L202 116V114H199ZM206 115V116H207ZM238 115V114H237ZM242 116H243V118L246 116V114H245V116L243 115V113L241 114ZM83 116V115H82ZM116 116H114V113H113V117L114 118H117ZM123 116V115H122ZM134 116V115H133ZM132 116V117H133ZM156 116H159V114L158 115H156ZM183 116V115H182ZM189 116V115H188ZM195 117H197L196 115H194ZM208 116H207V118L206 119H209L208 118ZM223 116H225V115H223ZM239 116V115H238ZM249 116H250V114H249ZM248 116V117H249ZM94 117V116H93ZM93 117H91L92 119H93ZM113 117H112V119H113ZM121 117V116H120ZM136 117V116H135ZM148 117V118H149ZM164 117V116H163ZM172 117H174V116H172ZM172 117H170V118H172ZM176 117V116H175ZM174 117V118H175ZM185 117V116H184ZM194 117V118H195ZM204 117V116H203ZM237 117V116H236ZM240 117V116H239ZM253 117V116H252ZM85 118L87 119V120H85ZM88 118H90V117H88ZM101 118V117H100ZM108 118V117H107ZM106 118V119H107ZM147 118V119H148ZM161 117L159 116V118H158V120L160 119ZM198 118V117H197ZM199 118H200V116H199ZM234 118V117H233ZM257 118V117H256ZM74 119V118H73ZM95 119V118H94ZM201 119H202V117H201ZM223 119H225V118H223ZM227 119V118H226ZM239 119V118H238ZM242 119V118H241ZM240 119V120H241ZM258 119V118H257ZM100 120V119H99ZM101 120H103V119H101ZM109 120V119H108ZM119 120V119H118ZM120 120H121V118H120ZM136 120H137V117H136ZM139 120V119H138ZM177 120V119H176ZM180 120V119H179ZM178 120V121H179ZM182 120V119H181ZM180 120V121H181ZM198 120H200V119H198ZM204 120V119H203ZM202 120V121H203ZM213 120V119H212ZM232 120V119H231ZM237 120V119H236ZM248 120H250V118L249 119H247V121ZM251 120H254V118L253 119H251ZM256 120V119H255ZM254 120V121H255ZM263 120H264V118H263ZM262 119L261 120H258L259 122L261 121H263ZM115 121H116V119H115ZM162 121H163V119H162ZM165 121V120H164ZM163 121V122H164ZM171 121V120H170ZM183 121V120H182ZM193 121V120H192ZM209 121H210V119H209ZM224 121V122H223ZM139 122V121H138ZM145 122V121H144ZM154 120H153V124H154ZM173 122V121H172ZM195 122V121H194ZM231 122V121H230ZM229 122V123H230ZM237 122V121H236ZM252 122V121H251ZM257 122V121H256ZM256 122H254V123H256ZM258 122V123H259ZM103 123V122H102ZM114 123V122H113ZM130 123V122H129ZM139 123H141V121L139 122ZM146 123V122H145ZM145 123H143V126H144V124ZM150 123H151V119H150ZM168 123V122H167ZM175 123V122H174ZM180 123V122H179ZM178 123V124H179ZM185 124L186 122H182V124ZM188 123V122H187ZM191 123V122H190ZM210 123V122H209ZM232 124L234 123L233 121L231 122ZM230 123V124H231ZM242 123H243V121H242ZM245 123V122H244ZM247 124H249V121L248 122H246ZM246 123H245V126H246ZM123 124V123H122ZM122 124H121V126H122ZM125 124V123H124ZM136 124H137V122H136ZM136 124H134V125H136ZM152 123L150 124V125H153ZM156 124V123H155ZM173 124V123H172ZM193 125H191V127L192 128H194V130H195V133H193L194 135H190L189 137H188V134L191 132H189V130H191L190 128H189V130H184V128L183 129H180V128H178V129H175L172 133H170L169 135H168V137H167V139H168V143L167 144H170V146L171 147H174L175 149H177V150H179L180 151V149L182 148V150L184 151V148H187L188 146H190L191 145V148H192V145H195L197 142H199V141H201V140H206V138L205 139H199V137L201 136L202 138H204V135L205 134H207V133H205L204 131V126H203V124L202 123H200V121H198V122H195V123H192ZM206 124V123H205ZM214 124V126L216 125V128L215 129H213V132L211 133V131H210V133H211V135H209L210 136V138L208 137V139H211V142H212V144H213V146H214V148L215 149H217V154L218 153H222L221 155H223L224 156V154L223 153H226V152H235V151H239V150H243V149H246V148H243L242 146H243V142H241V144H242V146L240 145V144H237V141H236V139H238L237 138V135H238V133L236 134V128L237 127H235V126H237V125H231L230 127H227V125H228V123H225V120H222V122L221 123H212L211 125H213ZM238 124V123H237ZM260 124V123H259ZM262 124V123H261ZM103 125V124H102ZM117 125V124H116ZM118 125H119V123H118ZM138 125V124H137ZM140 125V124H139ZM159 125H161V124H159ZM169 125L170 126H172L171 125V123H169ZM177 125V124H176ZM180 125V124H179ZM209 125V124H208ZM207 124L205 125V126H208ZM239 125H241V126H243L242 124H240L239 123ZM255 125V124H254ZM109 126V125H108ZM132 126V125H131ZM164 126V125H163ZM166 126V125H165ZM190 126V125H189ZM229 126V125H228ZM250 126H251V124H250ZM260 126V125H259ZM103 127V126H102ZM135 126H133V128H134ZM158 127V126H157ZM169 127V126H168ZM168 127H166V128H168ZM172 127H174V125L172 126ZM180 127V126H179ZM183 127V126H182ZM210 128H212L211 126H209ZM262 127H264V126H262ZM261 127V128H262ZM61 128H60V130H61ZM105 128H108V127H105ZM127 128V127H126ZM128 128H129V126H128ZM145 128V127H144ZM165 128V129H166ZM169 128H171V127H169ZM187 128H188V126H187ZM209 128V129H210ZM239 128H241V127H238L237 129H239ZM246 128V127H245ZM255 128V127H254ZM260 128V127H259ZM114 129H116V128H114ZM113 129V130H114ZM119 129V128H118ZM123 129V128H122ZM130 129V128H129ZM146 129V128H145ZM153 129V128H152ZM158 129H160V128H158ZM165 129H163V130H165ZM247 129V128H246ZM264 129V128H263ZM117 130V129H116ZM115 130V131H116ZM141 130V129H140ZM149 130V128H147V132H149L148 131ZM155 129H153V131H154ZM163 130H158V132H160L159 134H161V131L162 132H164ZM166 130H168V129H166ZM170 130H172V128L170 129ZM207 130H208V127H207ZM261 130V129H260ZM259 130V131H260ZM51 131H53L52 133H51ZM139 131V130H138ZM144 131V130H143ZM146 131V130H145ZM245 131L246 130H244V131H242V132H244V134H245ZM248 131V130H247ZM257 131V130H256ZM264 131V130H263ZM16 133L17 132V135L18 136H14L13 138H9V135L11 134V133ZM103 132V131H102ZM101 132V133H102ZM110 132V131H109ZM124 132V131H123ZM126 132V131H125ZM157 132V133H158ZM166 132V131H165ZM167 132H169V131H167ZM194 132V131H193ZM208 132V131H207ZM249 132V131H248ZM254 132V131H253ZM261 132H262V130H261ZM63 133V132H62ZM104 133V132H103ZM102 133V134H103ZM121 133H122V131H121ZM156 133V132H155ZM205 133V134H204ZM57 134V133H56ZM101 134V135H102ZM105 134V133H104ZM110 134L112 135V133L110 132ZM152 134L153 133H151L150 135L152 136ZM192 134V133H191ZM240 134V133H239ZM248 134V133H247ZM246 134V135H247ZM254 134V133H253ZM263 134H264V132L262 133V135L260 136V137H262L263 136ZM12 135V134H11ZM100 135V136H101ZM114 135V134H113ZM163 135V134H162ZM164 135H165V133H164ZM172 135V136H171ZM208 135V134H207ZM13 136V135H12ZM20 136H22L23 138H35L34 140H35V143H36V147L38 148L39 147V149H41V152H40V155L38 156V152H36V153H38V154H35L37 157H38V161H37V164H35V159H37L36 158V156H34V155H32V156H28V155H26V154H18L16 151H18V150H20L21 149V144H20ZM39 136V137H38ZM56 136V135H55ZM124 136V135H123ZM249 136V135H248ZM255 136H258V133H256L253 137H255ZM107 137H109V136H107ZM112 137V136H111ZM122 137V136H121ZM126 137V136H125ZM149 137V136H148ZM153 138L152 139H154V137L155 136H152ZM165 137H166V135H165ZM165 137H163V138H165ZM200 137V138H201ZM239 137V136H238ZM243 136H241V138H242ZM260 137H258V138H260ZM140 138V137H139ZM150 138V137H149ZM162 138V137H161ZM60 139H62L61 138V136H60ZM64 139V138H63ZM104 138L102 137V140H103ZM106 139V138H105ZM104 139V140H105ZM144 138H142V140H143ZM151 139V140H152ZM156 140L158 139L159 140V138H155ZM154 139V140H155ZM243 139V138H242ZM246 139V138H245ZM251 139H252V137H251ZM256 139V138H255ZM262 139H264V137H262ZM65 140V139H64ZM66 140H69V141H71L70 139H66ZM110 140V139H109ZM121 140H123V139H121ZM136 140V139H135ZM153 140V141H154ZM162 140H164V139H162ZM241 140V139H240ZM240 140H238V143H239V141ZM261 140V139H260ZM260 140H258V141H260ZM33 141V140H32ZM75 140L73 141V142H76ZM141 141V140H140ZM146 141V142H145ZM150 141V140H149ZM148 141V142H149ZM245 141V140H244ZM247 141H248V139H247ZM254 141V140H253ZM257 141V142H258ZM27 142H29V141H27ZM27 142H25V143H27ZM31 142V141H30ZM76 142V143H77ZM113 142V141H112ZM124 142V141H123ZM143 142L144 143H147V145L148 146H150L151 147V145H152V142H151V145H149L148 144V142H147V140L145 139V140H143ZM155 142V141H154ZM158 142V141H157ZM157 142H155V143H157ZM161 142V141H160ZM162 142H164V141H162ZM161 142V143H162ZM202 142V141H201ZM211 142H209V143H211ZM246 142V141H245ZM252 141L250 140V143H251ZM254 142H256V141H254ZM261 142V141H260ZM262 142H264V140L262 141ZM261 142V143H262ZM22 143V142H21ZM34 142H33V144H35ZM101 143V142H100ZM102 143H103V141H102ZM110 143V142H109ZM118 143V142H117ZM117 143H115V144H117ZM133 143V142H132ZM139 143V142H138ZM137 143V144H138ZM160 143V144H161ZM253 143V142H252ZM24 144V143H23ZM29 144V143H28ZM66 144H67V142H66ZM104 144V143H103ZM102 144V145H103ZM120 144H121V142H120ZM119 144V145H120ZM128 144H130V143H128ZM127 144V145H128ZM142 144V143H141ZM163 144V143H162ZM165 144V143H164ZM188 144H190V145H188ZM211 144V145H212ZM246 144H248L247 142H246ZM68 145V144H67ZM66 145V146H67ZM74 145V144H73ZM76 146V148L79 150V147H77V144H75ZM89 145H91V143L89 144ZM98 145H100V144H98ZM97 145V146H98ZM131 145V144H130ZM135 145H136V143H135ZM154 145V144H153ZM156 145H159V144H156ZM155 145V146H156ZM209 145V144H208ZM255 145H257V143L255 144ZM262 145V144H261ZM32 146V145H31ZM34 146V145H33ZM64 146V145H63ZM62 146V147H63ZM72 146V145H71ZM103 146H105V145H103ZM113 146H114V143H113ZM146 146V145H145ZM147 146V147H148ZM162 146V145H161ZM161 146L160 147H158V148H161ZM163 146H165V145H163ZM170 146H168V147H170ZM175 146H182L180 149H178V148H176ZM187 146V147H186ZM202 146V145H201ZM246 147L247 146H249V148L251 147V144L249 145H245ZM253 146V145H252ZM258 146V145H257ZM264 146V145H263ZM74 147V148H75ZM107 147H108V149H109V145L107 144ZM115 147V146H114ZM118 147V146H117ZM124 147V146H123ZM127 147V146H126ZM132 147V146H131ZM140 147V146H139ZM211 147V146H210ZM24 148V147H23ZM34 148V147H33ZM37 148H35V149H37ZM60 148V147H59ZM64 148H66V147H64ZM82 148V149H83ZM133 148V147H132ZM135 148V147H134ZM141 148V147H140ZM143 148H145V147H143ZM153 149L154 148H156V147H152ZM151 148V149H152ZM164 148V147H163ZM167 147L165 146V149H166ZM174 148H171V150L172 149H174ZM206 148V147H205ZM205 148H204V150H205ZM207 148H209V147H207ZM206 148V151H208V149ZM255 148H256V146H255ZM261 148H263L264 149V147H261ZM25 149V148H24ZM57 149V148H56ZM63 151H64V149L63 148H61ZM61 149H59V150H61ZM67 149V148H66ZM77 149H75V150H77ZM91 150H93V148L91 147L90 148ZM104 149H106V148H104ZM107 149V150H108ZM127 149V148H126ZM129 149H130V146H129ZM139 149V148H138ZM147 149H149V148H147ZM146 149V150H147ZM151 149L150 150H147V152L148 151H151ZM165 149H163L164 150V153L166 154V151L167 150H165ZM188 149V148H187ZM195 149V148H194ZM197 149V148H196ZM256 149H258V148H256ZM260 149V148H259ZM258 149V150H259ZM27 150H28V147H27ZM68 150V149H67ZM74 150V151H75ZM84 150V151H85ZM101 150H103L102 148H101ZM120 150V149H119ZM121 150H123L122 148H121ZM120 150V152L119 153H121L120 155H122V151ZM134 150V149H133ZM137 150V149H136ZM145 150V149H144ZM144 150H142V151H144ZM157 150V149H156ZM159 150V149H158ZM176 150V151H177ZM181 150V151H182ZM186 150V149H185ZM193 150V149H192ZM199 150V149H198ZM255 150V149H254ZM261 150V149H260ZM29 151V150H28ZM37 151V150H36ZM73 151V150H72ZM71 151V152H72ZM83 151V150H82ZM111 151V150H110ZM129 150H126L125 152L127 153ZM152 151H155V150H152ZM162 151V150H161ZM172 151H174V150H172ZM187 151V150H186ZM245 151V150H244ZM247 151V150H246ZM19 152V151H18ZM21 152H23V151H21ZM35 152V151H34ZM51 152V151H50ZM55 152H57V151H55ZM60 153H61V151H59ZM66 152V151H65ZM70 152V151H69ZM87 152H89L88 150H87ZM103 152V151H102ZM105 152V151H104ZM139 152V151H138ZM157 152H160V150L159 151H157ZM169 152H171V151H169ZM175 152V151H174ZM191 152V151H190ZM190 152H188V153H190ZM193 152V151H192ZM199 152V151H198ZM215 152H216V150H215ZM215 152H214V156H217L216 154H215ZM248 152V151H247ZM261 152H263V151H261ZM261 152H260V154H261ZM20 153V152H19ZM29 153V152H28ZM59 153V154H60ZM75 153V152H74ZM85 154H83V155H88V153H86V151L84 152ZM90 154H91V152H89ZM107 153H109V152H107ZM106 153V154H107ZM114 153V152H113ZM134 153V152H133ZM135 155H138L139 153H137V151H135ZM143 153V152H142ZM154 153V152H153ZM162 153V152H161ZM181 153V152H180ZM208 153H210V148H209V152ZM238 153H240V154H242L241 152H238ZM237 153V154H238ZM258 153V152H257ZM31 154V153H30ZM57 154V153H56ZM69 154V153H68ZM93 154V153H92ZM111 154V153H110ZM109 154V155H110ZM127 154H129V153H127ZM131 154V153H130ZM147 154H149V153H147ZM146 154V155H147ZM155 154V153H154ZM170 154V153H169ZM171 154H173V155H175L176 153H171ZM170 154V155H171ZM178 154H179V152H178ZM178 154H176L177 156H178ZM185 154V153H184ZM194 154V153H193ZM192 154V155H193ZM196 154V153H195ZM199 154V153H198ZM200 154H204L203 152L202 153H200ZM245 154V153H244ZM244 154H242V155H244ZM248 154H249V160L251 159H253V158H251L252 157V155H250V152H248ZM253 154H255V153H253ZM51 155V154H50ZM58 155V154H57ZM64 155V154H63ZM67 155V154H66ZM71 155V154H70ZM75 155H77V153L76 154H74V156ZM80 155V154H79ZM100 155H102V154H100ZM104 155V154H103ZM114 155V154H113ZM132 155V154H131ZM151 155H152V153H151ZM150 155V156H151ZM156 155H157V153H156ZM183 155V154H182ZM191 155V154H190ZM191 155V156H192ZM205 155V154H204ZM54 156V155H53ZM60 156V155H59ZM106 156V155H105ZM108 156V155H107ZM107 156L105 157V158H107ZM122 156H124V154L122 155ZM134 156V155H133ZM140 156L141 155H139V158H140ZM142 156H143V154H142ZM142 156H141V158H142ZM189 155H187V157H188ZM199 156V155H198ZM222 156V157H223ZM246 156V155H245ZM255 156V155H254ZM263 156V154L261 155V157ZM40 157V158H39ZM55 157V156H54ZM53 157V158H54ZM62 157V156H61ZM70 157V156H69ZM81 157H84V156H81ZM104 157V156H103ZM114 157V156H113ZM116 157H117V155H116ZM127 157V156H126ZM135 157V156H134ZM146 157V156H145ZM155 157H157V156H155ZM182 157V156H181ZM186 157V158H187ZM203 157V156H202ZM204 157H206V156H204ZM203 157V158H204ZM207 157H208V154H207ZM210 158H211V156H209ZM225 157V156H224ZM228 157V156H227ZM226 157V158H227ZM230 157V156H229ZM236 157H240V156H236ZM243 157V156H242ZM248 157H247V159H248ZM51 158V157H50ZM52 158V159H53ZM63 158V157H62ZM62 158H60V159H62ZM71 158V157H70ZM73 158H75V157H73ZM99 158H100V156H99ZM109 158V157H108ZM128 158V157H127ZM171 158V157H170ZM169 158V159H170ZM173 158V157H172ZM171 158V159H172ZM174 158H175V156H174ZM186 158H184L185 160H186ZM188 158H190V157H188ZM193 158L194 159H192L193 161L195 160V157L193 156ZM210 158H207V159H210ZM219 158V157H218ZM217 158V159H218ZM220 158H221V156H220ZM225 158V159H226ZM237 158V159H238ZM244 158V157H243ZM242 158V162H243V159ZM255 158H256V156H255ZM263 158V157H262ZM85 159H87V158H85ZM88 159H91V158H88ZM93 159V158H92ZM135 160H136V158H134ZM144 159V158H143ZM142 159V160H143ZM150 159H151V157H150ZM160 159H162L161 157H160ZM182 159H183V157H182ZM196 159H197V157H196ZM202 159V158H201ZM201 159H199L200 160V162H201ZM222 159V158H221ZM228 159L229 158H227L226 160L228 161ZM231 159V158H230ZM236 159V160H237ZM51 160V159H50ZM57 160V159H56ZM63 160V159H62ZM66 160H67V157H66ZM65 160V161H66ZM80 160H81V158H80ZM104 160H106V159H104ZM104 160H102V161H104ZM128 160V159H127ZM154 160V159H153ZM188 160H190V159H188ZM198 160V159H197ZM199 160H198V162H199ZM226 160H224L223 159V161H225L226 163H227V161ZM233 160V159H232ZM232 160H230L231 161V165H235V164H232ZM236 160H233V161H236ZM257 160H259V159H257ZM261 160V159H260ZM54 161V160H53ZM52 161V162H53ZM68 161H69V159H68ZM77 161V160H76ZM83 161H85L84 160V158H83ZM82 161V162H83ZM90 161V160H89ZM95 161V160H94ZM98 161V160H97ZM97 161H96V163H97ZM108 161V160H107ZM107 161H104V163L105 162H107ZM123 161V160H122ZM148 161V160H147ZM150 161V160H149ZM177 161V160H176ZM174 161L173 163H176V165H177V162L179 161ZM193 161H192V163H193ZM206 162H207V160H205ZM209 161H211V160H209ZM213 162H214V160H212ZM218 161V160H217ZM239 161V160H238ZM241 161V160H240ZM245 161V160H244ZM247 161V160H246ZM81 162V163H82ZM87 162H88V160H87ZM132 162V161H131ZM143 162V161H142ZM186 162V161H185ZM190 162V161H189ZM213 162H210V163H212L213 164ZM220 162H222L221 160H219V162L218 163H220ZM255 162H256V159H255ZM261 162H263V160L261 161ZM57 163V162H56ZM66 163V162H65ZM69 163H70V161H69ZM74 163V162H73ZM72 163V165H74ZM76 163V162H75ZM83 163H85V162H83ZM108 163V162H107ZM111 163V162H110ZM117 163V162H116ZM127 163V162H126ZM148 163V162H147ZM146 163V164H147ZM171 163V162H170ZM186 163H188V162H186ZM195 163H197V161L195 162ZM202 163V162H201ZM210 163H208V164H210ZM223 163V162H222ZM246 163V162H245ZM252 163H253V161H252ZM264 163V162H263ZM60 164V161H59V163H58V165ZM77 164L79 165V163L77 162ZM95 164V163H94ZM93 164V165H94ZM102 164H103V162H102ZM109 164V163H108ZM113 164V163H112ZM128 164V163H127ZM135 164V163H134ZM143 164H145V163H143ZM183 164V163H182ZM190 164V163H189ZM200 164V163H199ZM204 164H206V167L208 166V164L207 163H204ZM214 164H216V161H215V163ZM213 164V166H216V170H218L217 169V166H219V164L218 165H214ZM221 164V163H220ZM225 164V163H224ZM229 164V163H228ZM239 164V163H238ZM250 164V163H249ZM256 164V163H255ZM258 164V163H257ZM259 164H260V162H259ZM53 165V164H52ZM52 165L50 164V166L52 167ZM57 165V164H56ZM61 165H63V164H61ZM66 165V164H65ZM71 165V166H72ZM77 165V166H78ZM83 165V164H82ZM90 165H91V163H90ZM90 165H88V166H90ZM92 165V166H93ZM107 165V164H106ZM106 165H104V166H106ZM118 165L120 166V163H118ZM132 164H130L129 166H131ZM175 165V164H174ZM194 165V164H193ZM192 165V166H193ZM197 165V164H196ZM211 165V164H210ZM223 165V164H222ZM221 165V166H222ZM246 165V164H245ZM252 165V164H251ZM254 165V164H253ZM261 165V164H260ZM60 166V165H59ZM70 166V167H71ZM75 166V165H74ZM84 166V165H83ZM86 166V165H85ZM85 166H84V170H87V169H89L90 170V167H87V169H85ZM91 166V167H92ZM98 166H101V164L99 165V163H98ZM110 166H112V165H110ZM116 166V165H115ZM114 166V167H115ZM124 166V165H123ZM161 167H162V170H166L167 168H164L163 169V166L162 165H160ZM159 166V167H160ZM181 166V165H180ZM198 166V165H197ZM201 166H204V165H201ZM212 166V167H213ZM220 166V167H221ZM224 166V165H223ZM225 166H227L226 164H225ZM256 166V165H255ZM51 167H50V169H51ZM55 167V166H54ZM57 167V166H56ZM55 167V168H56ZM81 167V166H80ZM122 167V166H121ZM132 167V166H131ZM136 167V166H135ZM138 167H140L139 169H141V165L140 166H138ZM155 167V166H154ZM160 167V168H161ZM173 167V166H172ZM212 167H210V169H212V170H210L211 171V173L208 171V173H206V176H207V174H212L213 172V169H214V167L212 168ZM230 167H232V166H230ZM238 167V166H237ZM247 167V166H246ZM250 167V166H249ZM249 167H247L248 169H249ZM257 167H258V165H257ZM261 167V166H260ZM60 168V167H59ZM75 168H76V171H77V167L75 166ZM95 168V167H94ZM103 168V167H102ZM106 169H108L107 168V166L105 167ZM116 168V167H115ZM123 168V170H125V168L126 167H122ZM128 168V167H127ZM134 168V167H133ZM132 168V169H133ZM169 168H170V166H169ZM174 168V167H173ZM172 168V169H173ZM186 168V167H185ZM209 168V167H208ZM225 168V167H224ZM236 168V167H235ZM243 168V167H242ZM259 168V167H258ZM65 169V168H64ZM64 169L62 168V170L64 171ZM67 169V168H66ZM65 169V170H66ZM82 169V170H83ZM101 169V168H100ZM119 169V168H118ZM121 169V168H120ZM150 169V168H149ZM157 169H159V168H157ZM157 169H155L154 171H156ZM171 169V168H170ZM196 169V168H195ZM221 169V168H220ZM226 169H228V168H226ZM240 169H241V166H240ZM239 169V170H240ZM256 169V168H255ZM263 169V168H262ZM49 170V169H48ZM55 170V169H54ZM57 170H58V168H57ZM56 170V171H57ZM60 170V169H59ZM71 170V169H70ZM88 170V171H89ZM93 170V169H92ZM91 170V171H92ZM96 170V169H95ZM110 170V171H109ZM109 174H110V176L112 175V172H114L115 173V171H111V169L109 168ZM113 170V169H112ZM115 170V169H114ZM135 170V169H134ZM142 170H144V165H143V169ZM141 170V171H142ZM162 170H160L159 169V171H162ZM167 170H169V169H167ZM175 170V169H174ZM198 170V169H197ZM205 170H206V168H205ZM237 170H238V168H237ZM251 170V169H250ZM51 171V170H50ZM53 171V170H52ZM62 171V172H63ZM66 171H68V170H66ZM87 171V172H88ZM103 171V170H102ZM140 171V170H139ZM187 171V170H186ZM189 171H191V172H193L192 170H189ZM199 171V170H198ZM220 171V170H219ZM222 171V170H221ZM220 171V172H221ZM244 169H243V176H242V178L244 177ZM246 171H248V170H246ZM257 171V173L258 172H262V171H258V170H256ZM55 172V171H54ZM61 172V173H62ZM65 172V171H64ZM63 172V173H64ZM71 171H68L67 173V175H68V177H70L71 176V174H69ZM75 172V171H74ZM93 172V171H92ZM98 172V171H97ZM118 172V171H117ZM129 172H130V170H129ZM128 172V173H129ZM166 171H164V173H165ZM168 172V171H167ZM200 172V171H199ZM217 172V171H216ZM220 172L218 173V174H220ZM236 173H238L237 171H235ZM241 172V173H242ZM253 172V171H252ZM251 172V174H253ZM45 173H46V170H45ZM57 173H58V171H57ZM56 173V174H57ZM59 173H60V171H59ZM90 173V172H89ZM108 173V172H107ZM106 173V175H108ZM133 173V172H132ZM135 174H136V172H134ZM138 173V172H137ZM143 173V172H142ZM141 173V174H142ZM148 173V172H147ZM157 173H159V172H157ZM156 172H155V174H157ZM162 173H163V171H162ZM203 173H205V171L204 172H202L201 171V175H203L202 177L204 178V174ZM222 173V172H221ZM228 173V172H227ZM254 173H255V171H254ZM75 174V173H74ZM99 174V173H98ZM117 174V173H116ZM131 174V173H130ZM140 174V175H141ZM160 174V173H159ZM166 174V176H167V174L168 173H165ZM171 174V173H170ZM172 174H173V172H172ZM172 174H171V176H172ZM188 174V173H187ZM210 174H209V176H210ZM217 174V173H216ZM216 174H214V175H216ZM222 174H225V173H222ZM230 174H234V172L233 173H231L230 172ZM247 174V173H246ZM249 174H250V172H249ZM263 174H264V171H263ZM51 175V174H50ZM63 175V174H62ZM70 175V176H69ZM76 176H77V174H75ZM103 175H105V173L103 174ZM123 175H125V174H123ZM138 175H139V173H138ZM144 175V174H143ZM174 175V174H173ZM186 175V174H185ZM191 175V174H190ZM189 174H188V176H190ZM194 175V174H193ZM193 175H191V176H193ZM198 175V174H197ZM221 175V174H220ZM232 175H231V178H232ZM43 176V175H42ZM60 176V175H59ZM80 177H81V175H79ZM97 176V175H96ZM115 175H113V177H114ZM142 176V175H141ZM157 176V175H156ZM160 176V175H159ZM166 176H164V177H166ZM174 176H176V175H174ZM188 176H185V177H188ZM196 176V175H195ZM209 176H208V179L210 180V178H209ZM211 176H213V175H211ZM222 176V175H221ZM230 176V175H229ZM229 176H227V174H226V177L228 178ZM235 176H236V174H235ZM239 176V175H238ZM261 176V175H260ZM35 177V176H34ZM45 177H46V175H44L43 176V178L45 179ZM49 178H51V176H48ZM64 177V176H63ZM62 176H61V178H63ZM72 177H73V175H72ZM71 177V178H72ZM98 177V176H97ZM108 178H109V176H107ZM117 177V176H116ZM121 176H119V178H120ZM125 177H126V175H125ZM137 177V176H136ZM148 177H150V176H148ZM177 177V176H176ZM181 177H182V175H181ZM197 177H200V176H197ZM202 177H200V178H202ZM215 177H217V175L215 176ZM219 177V176H218ZM248 177H250V175L248 176ZM252 177V176H251ZM257 177H259V176H257ZM53 178V177H52ZM65 178H66V176H65ZM71 178H69V179H71ZM77 177H75V179H76ZM79 178V177H78ZM82 178V177H81ZM102 179H103V176L101 177ZM100 178V179H101ZM108 178H105L107 181H108V185H110L111 186V182L109 183V181L110 180H108ZM124 180H128V182H129V178L127 179H125L124 178V176L122 177ZM121 178V179H122ZM132 178V177H131ZM142 178V177H141ZM144 178V177H143ZM156 178V177H155ZM162 179H163V177H161ZM169 178H171V177H169ZM189 178V177H188ZM187 178V181H189L190 179H188ZM191 178H193V177H191ZM196 178V177H195ZM194 178V179H195ZM202 178V179H203ZM241 178V177H240ZM241 178V180H243ZM254 178V177H253ZM32 179V178H31ZM54 179L55 178H53V181H54ZM68 179V178H67ZM99 179V178H98ZM112 179V183H114V184H116V186H117V179L116 178H114V179H116L115 181H116V183L115 182H113V178H111ZM121 179H120V181H121ZM122 179V180H123ZM134 179V178H133ZM136 179V178H135ZM138 179V178H137ZM140 179V178H139ZM160 179V177L159 178H157V179H153V180H159ZM178 179H180V178H178ZM183 181H184V179L185 178H181ZM181 179H180V181H181ZM193 179V180H194ZM202 179H200V181L202 180ZM206 179V178H205ZM215 179V178H214ZM218 179V178H217ZM217 179H215V182H218L219 183V181H217ZM222 179V178H221ZM220 179V180H221ZM224 180L226 179L225 178V176H224V178H223ZM222 179V180H223ZM229 180H230V178H228ZM238 180H239V178H237ZM57 180H58V178H57ZM72 180H74L73 178L71 179V181ZM106 180H104V181H106ZM132 180V179H131ZM145 180H147V178H145ZM165 180V179H164ZM164 180H162V181H164ZM167 181H170V179H166ZM174 180V179H173ZM176 180V179H175ZM197 180V179H196ZM221 180V181H222ZM224 180L222 181V183L224 182ZM233 180H235L234 178H233ZM42 181V180H41ZM41 181H40V183H41ZM65 181H67V180H64V182ZM82 181V180H81ZM96 181V180H95ZM101 181V180H100ZM99 181V182H100ZM120 181H118V182H120ZM134 181V180H133ZM136 181V180H135ZM134 181V182H135ZM154 181V182H155ZM162 181H160L159 180V184H158V182L157 183H154V184H158L159 186H163V185H161V182ZM172 181V180H171ZM177 181V180H176ZM176 181H174L175 183H176ZM187 181H185V182H187ZM195 181V180H194ZM199 181V180H198ZM198 182L197 184H199L198 186H201V182ZM211 181V180H210ZM210 181H208V183H210ZM230 181H232V179L230 180ZM236 181V180H235ZM245 181V180H244ZM248 181H250L249 182V184H251V183H253V182H251V180L250 179H248ZM247 181V182H248ZM254 181V180H253ZM258 182H259V180H257ZM263 181V180H262ZM261 181V182H262ZM45 182H47V180L45 181ZM93 182V181H92ZM98 182V183H99ZM123 182V181H122ZM127 182V181H126ZM125 182V183H126ZM127 182V183H128ZM149 182V181H148ZM178 182V181H177ZM191 182H192V180H191ZM196 182V181H195ZM194 182V183H195ZM203 182V181H202ZM227 182V181H226ZM226 182H224V183H226ZM237 183L238 182H240V180L239 181H236ZM235 182V183H236ZM246 182V183H247ZM40 183H37V184H40ZM52 183V182H51ZM67 183H71L70 181L69 182H67ZM77 183V182H76ZM105 183V182H104ZM125 183H124V185H125ZM130 183H132V182H130ZM136 183H138V181L136 182ZM143 183V182H142ZM141 183V184H142ZM145 183V182H144ZM169 183V185H170V182H168ZM172 183V182H171ZM175 183H172V184H175ZM183 182H181V184H182ZM188 183V182H187ZM190 183V182H189ZM212 183V182H211ZM221 182L219 183V184H222ZM228 183V182H227ZM234 183V182H233ZM245 182H243V184H244ZM255 183V182H254ZM260 183V182H259ZM34 184H36V183H34ZM43 183H41V185H42ZM79 184V183H78ZM100 184V183H99ZM120 184H122L123 185V183H120ZM135 184V183H134ZM134 184H131V185H133V188H134ZM148 184V183H147ZM152 184V183H151ZM151 184L149 185V186H151ZM180 184V185H181ZM184 184V183H183ZM204 184L205 183H203L202 185L204 186ZM214 184V183H213ZM229 184V183H228ZM239 184V183H238ZM240 184H241V182H240ZM248 184V183H247ZM256 184H258V183H256ZM255 184V185H256ZM261 184H263V183H261ZM49 185H50V183H49ZM60 185V184H59ZM66 185H68V187H70V185H72V183L69 185V184H66ZM82 185V184H81ZM107 185V186H108ZM123 185V186H124ZM127 185V184H126ZM126 185H125V187H126ZM136 185H138V184H136ZM135 185V186H136ZM167 185V182H166V184L164 185V186H166ZM169 185H167V186H169ZM195 185V184H194ZM209 185V187L212 185H210V184H208ZM215 185V184H214ZM217 185V184H216ZM223 185V184H222ZM221 185V186H222ZM226 185V184H225ZM225 185H223V187L225 188L226 186ZM231 185V184H230ZM232 185H234V184H232ZM252 185H254V184H252ZM251 185V187H253ZM254 185V186H255ZM259 185V184H258ZM39 186V185H38ZM43 186V185H42ZM41 186V187H42ZM53 184H52V186H50L51 188H53ZM91 186H92V184H91ZM110 186H108V189L110 188ZM115 186V187H116ZM123 186H122V188H123ZM129 186V185H128ZM143 186V185H142ZM144 186H146V184L144 185ZM149 186H148V188H149ZM153 186V185H152ZM158 186V187H159ZM176 187L178 186V185H175ZM183 187H185V186H187V185H182ZM182 186H180L181 187V189L183 188ZM189 186V185H188ZM191 186H192V183H191ZM190 186V187H191ZM197 185H195V187H196ZM198 186H197V188H198ZM205 186H207V185H205ZM218 186V185H217ZM216 186V187H217ZM236 186H237V184H236ZM236 186L233 188V189H235L236 188ZM244 186H246V185H244ZM243 186V187H244ZM260 186V185H259ZM40 187V186H39ZM49 187V188H50ZM55 187V186H54ZM58 187H61V186H58ZM63 187V186H62ZM73 187V186H72ZM78 187V186H77ZM81 187V186H80ZM88 187V186H87ZM96 187V186H95ZM101 187H102V190H103V186L101 185ZM114 187V186H113ZM117 187H120L121 188V186H117ZM179 187V186H178ZM180 187H179V192L181 191L180 190ZM194 187V186H193ZM213 187V186H212ZM222 187V188H223ZM233 187V186H232ZM248 187H250V186H248ZM250 187V188H251ZM264 187V186H263ZM38 188V187H37ZM36 188V189H37ZM55 188H57V186L55 187ZM65 188V187H64ZM89 188V187H88ZM97 188V187H96ZM96 188H94V189H96ZM130 188L131 187H129L127 190L130 192V193H132V190H130ZM141 188V187H140ZM154 188H155V186H154ZM171 188V187H170ZM192 188V187H191ZM196 188V189H197ZM200 188V187H199ZM214 188H215V186H214ZM43 189V188H42ZM44 189L46 190V188L44 187ZM58 189V188H57ZM60 189H62V188H60ZM73 189V188H72ZM71 189V190H72ZM99 189L101 190V188L99 187ZM108 189H104V190H108ZM115 189H117V188H113V190H115ZM137 189H138V187H137ZM145 189H147V188H145ZM156 189V188H155ZM158 189H162L163 191H165V190H167V189H165L164 190V188L163 187H159ZM174 189H176V188H174ZM196 189H189V190H194V191H196ZM205 189H207V188H205ZM211 189V187L209 188V190ZM219 189H220V187H219ZM226 189V188H225ZM230 189H231V187H230ZM238 189V188H237ZM245 189H246V187H245ZM38 190H39V188H38ZM53 190H54V188H53ZM64 190V189H63ZM71 190H69V191H71ZM77 190V189H76ZM78 190H80V189H78ZM78 190H77V192H78ZM85 190H87V188H85ZM92 189H90V191H91ZM97 190V189H96ZM119 190V189H118ZM136 190V189H135ZM150 190H151V188H150ZM184 190L185 191H183V195H185V197H183V195H181V197H183L182 199H183V201L187 198H189V197H187L186 196V192H187V190L184 188ZM198 190H202V188L201 189H198ZM214 190V189H213ZM222 190H224V189H222ZM36 192H37V190H35ZM35 191H34V193H35ZM40 191V190H39ZM38 191V192H39ZM42 191V190H41ZM49 190H47V192H48ZM69 191H67V192H69ZM73 191H75V190H72L71 192L73 193ZM81 191V190H80ZM88 191V190H87ZM99 191V190H98ZM97 191V192H98ZM110 193H111V191L110 190H108ZM137 191V190H136ZM163 191H156V192H162V193H164ZM171 191H173V190H171ZM170 190H169V192H171ZM176 191V190H175ZM204 191V190H203ZM206 191V190H205ZM208 191V190H207ZM207 191H206V193H207ZM212 191V190H211ZM217 191H219V190H217ZM239 191H241V192H243L242 190H241V188H240V190ZM253 191H255V192H257V190L256 189H254ZM261 191V190H260ZM92 192H93V190H92ZM107 192V191H106ZM119 192V191H118ZM126 193H127V191H125ZM125 192H123V194H125ZM135 191H133V193H134ZM146 192V191H145ZM145 192H143L142 191V196H143V193H145ZM155 192V193H156ZM166 192V194L168 193L167 191H165ZM185 192V193H184ZM209 192V191H208ZM224 192H225V190H224ZM224 192L222 193V194H224ZM230 192V191H229ZM228 192V193H229ZM244 192H246V191H244ZM243 192V193H244ZM252 192V191H251ZM254 192V193H255ZM24 193V192H23ZM64 193H66V192H64ZM95 193H96V191H95ZM99 194H101V195H103L102 193H104V192H98ZM109 193V194H110ZM121 193V192H120ZM130 193H129V195H130ZM133 193H132V195H133ZM154 193V194H155ZM172 193V192H171ZM175 193H177V194H179L178 192H175ZM174 193V195H177V194H175ZM205 193V192H204ZM228 193H227V195H228ZM231 193H233V191L231 192ZM234 193H235V190H234ZM248 193V192H247ZM253 193V192H252ZM253 193V194H254ZM258 193V192H257ZM25 194V193H24ZM36 194V193H35ZM39 194V193H38ZM67 194V193H66ZM82 194H86V193H82ZM97 194V193H96ZM114 194V193H113ZM118 194V193H117ZM122 194V193H121ZM122 194V195H123ZM141 195V192L138 190V194L136 193V195L138 196V195ZM151 194H152V192H151ZM160 194V193H159ZM182 194V193H181ZM194 195H195V193H193ZM192 194V195H193ZM200 194H203L202 193V191H201V193ZM212 195L213 194H215V193H213V191H212V193H211ZM216 194H217V192H216ZM215 194V195H216ZM219 194H221V192H219ZM226 194V193H225ZM224 194V195H225ZM262 195L261 196H263V193H261ZM42 195V194H41ZM41 195H39L40 197H41ZM65 195V194H64ZM68 195V194H67ZM75 195H76V193H75ZM94 194L92 193V196H93ZM98 195V194H97ZM96 195V196H97ZM100 195V196H101ZM107 195V194H106ZM120 194H118V196H119ZM128 194H126V196H127ZM148 195H150V194H148ZM156 195V197H157V194H155ZM168 195H170V193L169 194H167L166 196H168ZM174 195H173V197H174ZM187 195H188V192H187ZM197 195H199V194H197ZM203 195H205V194H203ZM203 195H202V197H203ZM207 195V194H206ZM215 195H213V197H217V195L215 196ZM224 195H223V197H224ZM231 195H233V194H231ZM243 195V194H242ZM244 195H245V193H244ZM243 195V196H244ZM249 195V194H248ZM248 195H247V197H248ZM255 195V194H254ZM254 195H252V197L254 196ZM257 195V194H256ZM38 196V199L40 198ZM59 196H61V195H59ZM58 196V197H59ZM80 196H81V193H80ZM83 196V195H82ZM96 196L94 197L93 196V199L95 198L96 199ZM121 196V195H120ZM126 196H124V197H126ZM134 196V195H133ZM142 196H140V199L139 200H141V197ZM162 196V195H161ZM170 196H172V194L170 195ZM190 196V195H189ZM200 196V195H199ZM198 196V197H199ZM235 196V195H234ZM259 196V195H258ZM258 196H254V197H258ZM259 197V198H256L257 200L258 199H262V197ZM33 197V196H32ZM49 197V196H48ZM47 197V198H48ZM85 197V196H84ZM87 197V196H86ZM111 197V196H110ZM112 197H113V195H112ZM116 198H117V195L115 196ZM124 197H122L123 199H124ZM139 197V196H138ZM145 197V196H144ZM153 197V196H152ZM156 197L154 198V199H156ZM159 197H160V195H159ZM158 197V198H159ZM201 197V196H200ZM205 197V196H204ZM207 197V196H206ZM27 198V197H26ZM36 198V197H35ZM68 198V197H67ZM105 198V197H104ZM104 198H99L101 201H102V199H104ZM107 198V197H106ZM120 198V197H119ZM119 198H117V200L119 199ZM134 198V197H133ZM148 198H150V200H151V202L152 201H154V200H152V198H151V195H150V197H148ZM162 198V197H161ZM165 198V197H164ZM176 198V197H175ZM179 198V197H178ZM195 198H197V196H195L194 198H190V199H192V200H194ZM230 198H233V197H230ZM237 198V197H236ZM238 198H240V196H238ZM242 198V197H241ZM250 198H251V196H250ZM264 198V197H263ZM29 199H31V198H29ZM37 199V198H36ZM35 199V200H36ZM44 199V198H43ZM43 199H42V201H43ZM62 199V198H61ZM68 199H70V201H71V198H68ZM79 199H81V198H79ZM92 199V201H94ZM111 199V198H110ZM121 199V198H120ZM119 199V203H120V201H122V199L120 200ZM129 200H130V197L128 198ZM128 199L126 198V199H124L123 200V202L119 205V203H117V206H119V208H117V207H114L113 209L111 208V210H109V208H107V211H98V209H97V211L99 212V213H101V214H99V213H96L97 215L99 214L101 217H105L104 219H94V221L95 222H101V220H104L103 222H105L106 224H105V227H107L108 228V232L110 233L111 232V228H115V229H117V231H121V229H123V228H125V227H127L129 224H130V222H131V224L130 225H134L135 226V229L133 228V230H137V232H138V235H139V232L141 231V230H143L144 228H145V225H146V222H147V219H143L142 218V216L144 217V213H142V211L143 210H141V209H143V208H139L140 210H141V213L139 212V211H137V212H135V214H134V210L131 212L132 214H130V213H128V210H130L129 209V206H131V205H128V203H129V201H128ZM131 199H132V197H131ZM138 199V198H137ZM177 199V198H176ZM180 199V198H179ZM197 199H200V198H197ZM204 199H206V198H201L200 199V201H199V203H202V200H204ZM219 199V198H218ZM221 199V198H220ZM219 199V200H220ZM226 199V198H225ZM229 199V198H228ZM243 199V198H242ZM241 199V200H242ZM248 199H249V197H248ZM247 199V200H248ZM22 200V199H21ZM34 200V199H33ZM46 200V199H45ZM88 200V199H87ZM106 200V199H105ZM108 200V199H107ZM114 200V199H113ZM150 200H147L148 201V203L149 204H147L146 205V203H145V205L146 206H148V205H150L151 203H150ZM157 200V199H156ZM173 200V199H172ZM172 200H171V198H170V201L172 202ZM189 200V199H188ZM208 200H209V198H208ZM212 200H215V198H213ZM212 200H210V201H212ZM217 200V199H216ZM216 200L215 201H213L214 203L213 204H216ZM223 200H224V198H223ZM222 200V201H223ZM235 200V199H234ZM239 200V199H238ZM244 200H246V198L244 197ZM243 200V201H244ZM15 201V202H14ZM28 201V200H27ZM63 201H66V200H63ZM73 201V200H72ZM78 201V200H77ZM83 201V200H82ZM131 201V204H132V206L133 207H135L134 205H133V202L132 201H134V200H130ZM136 201V200H135ZM143 200H141V204L143 203L142 202ZM166 201H168V200H166ZM183 201H180L179 200V203L180 204H183V203H181V202H183ZM191 201V200H190ZM206 201H207V199H206ZM205 201V202H206ZM209 201V202H210ZM221 201V202H222ZM228 201V200H227ZM227 201H225V202H227ZM236 201V202H235ZM235 201H233V204L234 203H236V204H238V203H240L239 201H238V203H237V200H235ZM249 201H250V203H252L251 201H252V199L250 200L249 199ZM255 202H257L256 200H254ZM41 202V201H40ZM57 202V201H56ZM97 202V201H96ZM110 202H112L111 200H110ZM109 201H108V205H110L111 203H110ZM115 202V201H114ZM161 202V201H160ZM159 202V203H160ZM164 202V201H163ZM171 202H169L168 201V206H165L166 207V209H164V208H162L164 211H167V208L168 207H170L169 205V203H171ZM177 202V201H176ZM184 202H186V200L184 201ZM189 202V201H188ZM185 203L186 205L187 204H189V203ZM204 202V201H203ZM217 206H218V204H220V202L217 200ZM225 202H222V203H224L225 204ZM245 202H247V201H244V203ZM261 202H263V201H260V203ZM20 203V202H19ZM27 203V202H26ZM58 203V202H57ZM61 203V202H60ZM71 203H74V202H71ZM84 203H85V200H84ZM86 203H87V201H86ZM92 203V202H91ZM93 203H95V201L93 202ZM92 203V204H93ZM103 203H105V202H103ZM116 203V202H115ZM139 203V204H140ZM157 203H158V200H157ZM166 203V202H165ZM175 203V202H174ZM178 202H177V206L178 205H180ZM191 203V202H190ZM193 204H195L194 202H192ZM212 203V202H211ZM211 203H210V205H211ZM244 203H242V205H240L242 208H244V207H247L248 206V204H247V206L244 204ZM259 203V202H258ZM259 203V204H260ZM7 204V205H8ZM88 204V203H87ZM97 204V203H96ZM95 204V205H96ZM103 205L102 203H100V201H99V204H97L98 205V207H99V205ZM106 204V203H105ZM134 204H135V202H134ZM184 204V205H185ZM193 204L191 205V207L193 206ZM203 204V203H202ZM209 204V203H208ZM232 204V203H231ZM254 204H257V203H254ZM30 205H33V203H31ZM58 205H60V204H58ZM96 205V206H97ZM136 205V204H135ZM156 205V204H155ZM154 205V206H155ZM160 205H161V203H160ZM190 205V204H189ZM195 205H198V204H195ZM205 205H207V203H205ZM204 205V206H205ZM216 205H215V207H216ZM226 205H228L227 203H226ZM239 205V204H238ZM245 205V206H244ZM253 205V204H252ZM258 205V204H257ZM6 206V205H5ZM17 206H14V207H17ZM70 206H71V204H70ZM82 206V205H81ZM89 206H91V205H88V207ZM106 206V205H105ZM113 206H116V205H113ZM146 206H144V208L146 207ZM158 206V205H157ZM172 206H174V205H172ZM176 206V205H175ZM176 206V207H177ZM182 206V205H181ZM203 206V207H204ZM220 206V205H219ZM223 206H225V205H223ZM229 206V205H228ZM250 206H251V204H250ZM250 206H248L247 207V211L249 210V209H252V207H250ZM68 207V206H67ZM84 207H85V204H84ZM95 207V206H94ZM132 207V208H133ZM140 207H141V205H140ZM150 207H151V205H150ZM149 207V208H150ZM160 207V206H159ZM161 207H164V204H163V206H161ZM202 207V206H201ZM205 207H207L208 208V205L207 206H205ZM211 207H213L212 205L211 206H209V208H211ZM221 207V206H220ZM219 207V208H220ZM232 207V206H231ZM235 207V206H234ZM255 207V206H254ZM253 207V208H254ZM260 207H262V206H259L258 208H260ZM11 208H12V206H11ZM59 209H60V207H58ZM72 208V207H71ZM87 208V207H86ZM85 208V209H86ZM96 208V207H95ZM136 208V207H135ZM147 208V207H146ZM153 208V207H152ZM185 208H187V206L185 207ZM195 210H196V208L197 209H199V207H193ZM206 208V211H208V209ZM228 208V207H227ZM229 208H230V206H229ZM228 208V209H229ZM237 208H238V206H237ZM258 208H257V210H258ZM263 208V207H262ZM0 209H2V208H0ZM13 209V208H12ZM28 209V208H27ZM31 209V208H30ZM70 209V208H69ZM73 209V208H72ZM74 209H76V208H74ZM90 209H92V208H90ZM94 209V208H93ZM100 209V208H99ZM102 210H103V207L101 208ZM114 209H117V210H114ZM134 209V208H133ZM151 209V208H150ZM160 209V208H159ZM159 209H158V211H159ZM168 209H171V208H168ZM174 209H177V208H174ZM202 208H200V210H201ZM204 209V208H203ZM214 209V208H213ZM213 209H211V210H213ZM215 209H217V208H215ZM240 209V208H239ZM255 209V208H254ZM3 210V209H2ZM1 210V211H2ZM61 210V209H60ZM67 210H68V208H67ZM71 210V209H70ZM77 210V209H76ZM82 213H83V210H81V209H79ZM88 210V209H87ZM96 210V209H95ZM104 210H105V208H104ZM156 210V209H155ZM161 210V209H160ZM162 210V211H163ZM172 210V209H171ZM179 211H181L182 209H178ZM188 210V209H187ZM225 210H227L226 208H225ZM224 210V211H225ZM232 210H234V209H232ZM237 210V209H236ZM263 210H264V208H263ZM261 211V212H264V211ZM0 211V212H1ZM4 211V210H3ZM6 211V210H5ZM4 211V212H5ZM24 212H25V210H23ZM74 211V210H73ZM86 211V210H85ZM92 210H90L89 212H91ZM96 211V212H97ZM146 211H147V209H146ZM161 211V212H162ZM173 212H176V213H174V218L172 217L173 215H169L170 217H168V216H166V217H168V220H166V221H169L170 219H172V223H174L173 224V227H175L176 228V226H178V224H187V225H184V226H188V224L189 223H183V219L181 218V215L180 214H178V212L176 211V210H172ZM183 211H184V208H183ZM214 211V210H213ZM240 211H243V209H240ZM239 211V212H240ZM244 211H246V209H244ZM247 211H246V213H247ZM251 211V210H250ZM11 212V211H10ZM55 212V211H54ZM68 212V211H67ZM81 212H80V215L82 216L83 214H81ZM130 212V211H129ZM148 212V211H147ZM150 212V211H149ZM148 212V216H149V213ZM155 212V211H154ZM154 212H152L151 211V213H154ZM161 212H160V214H161ZM170 212V211H169ZM184 212H186V209H185V211ZM183 212V213H184ZM191 212H194V211H192L191 210ZM196 212L199 214H201V212H198L197 210H196ZM205 212V211H204ZM216 211H214V213H215ZM221 212V211H220ZM227 212H229V211H226V214H228ZM237 212V211H236ZM249 212V211H248ZM258 213H260L259 211H257ZM7 213V212H6ZM70 213V212H69ZM71 213H72V210H71ZM76 213H78V210H77V212ZM75 213V214H76ZM92 213V212H91ZM93 213L95 214V212L93 211ZM157 213V212H156ZM156 213H154L155 215H156ZM168 213V212H167ZM203 213V212H202ZM223 213H225V212H223ZM223 213H222V215H223ZM233 213V212H232ZM241 213V212H240ZM239 213V214H240ZM3 214H5V213H3ZM9 214V213H8ZM25 214V213H24ZM54 214V213H53ZM58 214V213H57ZM59 214H61V213H59ZM74 214V215H75ZM86 214H88V211H86ZM159 214V213H158ZM157 214V215H158ZM166 213H164V215H165ZM169 214H171V213H169ZM173 214V213H172ZM182 214V213H181ZM188 214H190V213H188ZM197 214V215H198ZM204 214V213H203ZM217 214H218V211H217V213L216 214H214V215H216L217 216ZM220 214V213H219ZM218 214V216H220ZM234 214V213H233ZM239 214L237 215V217L239 216ZM244 214H245V212H244ZM244 214H242V215H244ZM249 214V213H248ZM253 214V212L251 213V215ZM255 214V213H254ZM261 214H263V213H261ZM1 215V214H0ZM10 215V214H9ZM20 215V214H19ZM26 215V214H25ZM52 215V214H51ZM72 215V214H71ZM77 215V214H76ZM92 215V214H91ZM91 215H87V217H90ZM156 215V216H157ZM162 215V214H161ZM167 215V214H166ZM202 215V214H201ZM205 215V214H204ZM214 215H211L210 217H213ZM225 215V214H224ZM235 215H236V213H235ZM242 215L240 214V216L242 217ZM246 215V214H245ZM256 215H257V213H256ZM18 216V215H17ZM16 216V217H17ZM70 216V215H69ZM78 216H79V214H78ZM86 216V215H85ZM85 216H82V218L83 217H85ZM93 216V215H92ZM100 216H96V217H100ZM117 216L119 217V219L117 220ZM145 216H147V215H145ZM186 216V215H185ZM189 216V215H188ZM190 216H192L191 214H190ZM194 216V215H193ZM215 216V217H216ZM228 216V215H227ZM233 216L234 215H232L231 216V218L232 219H234L233 218ZM239 216V217H240ZM246 216H248L249 217V215H246ZM245 216V218H247ZM257 216H259V215H257ZM262 216V215H261ZM263 216H264V214H263ZM5 217V216H4ZM46 217H47V215H46ZM55 217V216H54ZM73 217V216H72ZM71 217V218H72ZM95 217V216H94ZM151 217V216H150ZM150 217H147V218H149L150 219ZM152 217H153V215H152ZM155 217V216H154ZM158 217V216H157ZM157 217H155V218H157ZM201 217H203V216H201ZM204 217H206V216H204ZM223 217V216H222ZM225 217V216H224ZM229 217V219H230V216H228ZM240 217V218H241ZM250 217H252V216H250ZM20 218V217H19ZM76 217H74L73 219H75ZM91 218V217H90ZM154 218V219H155ZM161 217L159 216L158 217V219H160ZM164 218V217H163ZM170 218V219H169ZM198 218H200V215L198 216ZM207 218V217H206ZM220 217H217L216 219H219ZM25 219V218H24ZM93 219V218H92ZM92 219H90V222L92 221ZM153 219V220H154ZM166 219V218H165ZM194 219V218H193ZM204 219V218H203ZM211 219H215V218H211ZM221 219V218H220ZM224 219H226V217L224 218ZM232 219H231V221H232ZM243 219V218H242ZM251 219V218H250ZM254 219V216H253V218H252V220ZM258 219V218H257ZM257 219H254L253 220V222L252 223H254V221L255 222H257L258 220ZM260 219H264L263 217L262 218H260ZM260 219H259V222H262V220L260 221ZM29 220V219H28ZM60 220V219H59ZM137 220V221H136ZM151 220V219H150ZM149 220V221H150ZM188 220H190V222H192L191 221V219L189 218ZM188 220H185V221H188ZM197 221H199L198 219H196ZM207 220V219H206ZM238 220H240L239 218H238ZM244 220V219H243ZM243 220L239 223V224H241L242 222H243ZM17 221V220H16ZM19 221V220H18ZM17 221V222H18ZM78 221V220H77ZM87 220L86 219H80L79 220V223H80V225L82 226V228H85L87 231L89 230V231H92V230H94V227L96 228V224L94 223V222H89L90 224H88V222H86ZM88 221H89V219H88ZM136 221V222H135ZM159 221H161V219L159 220ZM165 221V220H164ZM163 221V222H164ZM184 221V222H185ZM204 222H205V220H203ZM212 221V220H211ZM218 221V220H217ZM222 221V220H221ZM224 221H226V220H224ZM234 221H235V219H234ZM245 221V220H244ZM249 221V220H248ZM264 221V220H263ZM16 222V223H17ZM20 222V221H19ZM54 222V221H53ZM65 222V221H64ZM67 222V221H66ZM74 222H76V221H74ZM151 222H152V220H151ZM194 222H196V221H194ZM200 222L201 221H199L198 223L200 224ZM204 222H202V223H204ZM216 222V221H215ZM227 222H228V220H227ZM259 222H258V224H259ZM77 223V222H76ZM153 223V222H152ZM158 223V222H157ZM161 223V222H160ZM219 224H220V222H218ZM218 223L216 224L217 225V229L220 227H218ZM231 223V222H230ZM233 223V222H232ZM231 223V224H232ZM237 223V222H236ZM235 223V224H236ZM246 224H249V223H247V222H245ZM244 223V224H245ZM250 223H251V221H250ZM18 224V223H17ZM48 223L46 222V225H47ZM58 224V223H57ZM61 224V223H60ZM103 224V223H102ZM102 224H99L100 226H102ZM148 224V223H147ZM162 224V223H161ZM161 224H157L158 226L159 225H161ZM164 224H166L165 222H164ZM163 224V225H164ZM191 224H193V223H191ZM209 224V223H208ZM224 223H222L221 224V226L223 225ZM229 224V223H228ZM256 224V223H255ZM24 225V224H23ZM41 225V224H40ZM45 225V226H46ZM79 225V227H81ZM107 225V226H106ZM149 225V224H148ZM153 226H154V224H152ZM156 225V224H155ZM157 225L156 226H154V229H155V227L156 228H158L157 227ZM162 225V226H163ZM168 224H166V226H167ZM171 225V224H170ZM193 225H195V224H193ZM202 225H204V224H202ZM225 225V224H224ZM230 225V224H229ZM234 225V224H233ZM237 226H239L238 225V223L236 224ZM252 225V224H251ZM257 225V224H256ZM261 225V224H260ZM7 226V225H6ZM35 226H38V224L37 225H35ZM65 226V225H64ZM70 226V225H69ZM72 226V225H71ZM70 226V227H71ZM76 226H78V225H76ZM98 226V225H97ZM99 226V227H100ZM134 226H131V227H134ZM181 225H179V227H180ZM205 226V225H204ZM225 226H227V225H225ZM241 226V225H240ZM245 226H247V225H245ZM250 226V225H249ZM8 227V226H7ZM105 227H103V228H105ZM161 227V226H160ZM159 227V230L161 229ZM164 227H165V225H164ZM168 227V226H167ZM170 228H171V226H169ZM192 227H194V226H192ZM196 227H198V225L196 226ZM195 227V228H196ZM200 227H201V225H200ZM203 227V226H202ZM201 227V229H204V228H202ZM208 227V226H207ZM206 227V228H207ZM230 227H231V225H230ZM243 227V226H242ZM251 227V226H250ZM253 227V226H252ZM255 227H258V226H255ZM264 227V226H263ZM262 227V228H263ZM72 228H73V226H72ZM80 229V230H85V229ZM102 228V229H103ZM150 228V227H149ZM178 228V227H177ZM181 229H182V227H180ZM180 228H178L179 229V231L181 230ZM189 228V227H188ZM191 228V227H190ZM226 228V227H225ZM225 228H221V229H225ZM236 228V227H235ZM247 228H249L248 226H247ZM53 229V228H52ZM100 229V228H99ZM114 229V230H115ZM126 229V228H125ZM124 229V230H125ZM130 229V228H129ZM152 229V228H151ZM178 229H175V230H177V232H176V234L178 233ZM192 229V228H191ZM200 228L198 227V231L200 232V230H199ZM208 229V228H207ZM232 229V228H231ZM234 229V228H233ZM255 229H257V228H255ZM8 230H9V227H8ZM27 230V229H26ZM59 230V229H58ZM68 230V229H67ZM79 230V231H80ZM104 230V229H103ZM123 230V231H124ZM128 230V229H127ZM156 230V229H155ZM154 230V231H155ZM162 230V229H161ZM165 230H167L166 229V227H165ZM165 230H163V231H165ZM170 230H172V229H170ZM173 230H174V228H173ZM192 230H194V229H192ZM209 230L211 231V228H209L208 229V231L207 232H209ZM223 230H221L220 231V229H219V232H221V234L222 233H224L223 232ZM229 230H230V228H229ZM228 230V231H229ZM252 230V229H251ZM259 230H261V229H259ZM258 230V231H259ZM28 231V230H27ZM32 231V230H31ZM88 231V232H89ZM106 232H107V230H105ZM116 231V232H117ZM134 231V232H135ZM153 231V230H152ZM156 231H158V229L156 230ZM204 231H205V229H204ZM233 231V230H232ZM246 231H247V229H246ZM253 231H255L254 229H253ZM257 231V232H258ZM20 233H21V231H19ZM26 232V231H25ZM42 232H44V231H42ZM53 232V231H52ZM57 232V231H56ZM105 232V233H106ZM115 232V231H114ZM113 232V233H114ZM129 232H131V231H129ZM151 232V231H150ZM181 232V231H180ZM180 232H179V234H180ZM192 232V231H191ZM194 232H195V230H194ZM193 232V233H194ZM206 232V233H207ZM218 232V231H217ZM234 232V231H233ZM232 232V235L234 234V236H237V235H240V234H238V233H233ZM236 232V231H235ZM238 232V231H237ZM245 232V231H244ZM251 232V231H250ZM249 232V233H250ZM256 232V231H255ZM256 232V233H257ZM263 232V231H262ZM8 233V232H7ZM6 233V234H7ZM19 233V234H20ZM31 233V232H30ZM46 233V232H45ZM45 233H44V235H45ZM51 233V232H50ZM92 233V232H91ZM108 233V234H109ZM131 233H133V232H131ZM156 233V232H155ZM160 233H167V232H160ZM159 233V234H160ZM185 233V232H184ZM189 233V232H188ZM197 233V232H196ZM206 233H204V235L206 234ZM209 233H211V232H209ZM215 233V232H214ZM229 233H231L230 231H229ZM229 233H228V235H229ZM241 233L243 234V230L241 231ZM249 233H248V235H249ZM264 233V232H263ZM3 234V233H2ZM18 234V235H19ZM25 234H27V233H25ZM24 234V235H25ZM29 234V233H28ZM32 234V233H31ZM35 234V233H34ZM41 234L42 233H40V236H41ZM47 235H48V232L46 233ZM107 234V233H106ZM116 235H117V233H115ZM119 234V233H118ZM127 235H128V233H126ZM125 234V235H126ZM137 234V233H136ZM151 234V233H150ZM152 234H153V232H152ZM158 234V233H157ZM168 234V233H167ZM172 235H174L173 233H171ZM171 234H169V235H171ZM190 234V233H189ZM199 234V233H198ZM200 234H201V232H200ZM236 234V235H235ZM258 234H260V233H258ZM8 235V234H7ZM21 235H23V234H21ZM37 235V234H36ZM36 235H35V237H36ZM127 235H126V237H127ZM137 235V236H138ZM149 235V234H148ZM154 235V234H153ZM165 235V234H164ZM171 235V236H172ZM187 235V234H186ZM186 235H184V236H186ZM192 235H195V233L194 234H192ZM197 235V234H196ZM195 235V236H196ZM209 234H207V235H205L206 237H209L208 236ZM211 235V234H210ZM227 235V234H226ZM231 235V234H230ZM246 232H245V238H246ZM247 235V237H249ZM262 235V234H261ZM5 236V235H4ZM15 236V235H14ZM17 236V235H16ZM32 236H33V234H32ZM32 236H30V237H32ZM60 236H61V234H60ZM71 236V238H73L72 237V235H70ZM79 236V235H78ZM121 236V235H120ZM119 236V237H120ZM130 236V235H129ZM133 236V235H132ZM136 236V239L138 238L139 239V237H137ZM140 236V239H142L143 237H141V235H139ZM147 236V235H146ZM163 236V235H162ZM175 236V235H174ZM182 236H183V234H182ZM189 236H191V235H189ZM199 236V235H198ZM203 236V235H202ZM202 236H200V238H204V237H202ZM215 236H217L216 234H215ZM233 236V237H234ZM242 236V238L244 239V237ZM9 237V236H8ZM20 237V236H19ZM23 236H21V238H22ZM26 238H28V236L26 235L25 236ZM24 237V238H25ZM37 237H39V235H37ZM42 237V236H41ZM116 237V236H115ZM118 237V236H117ZM124 237V236H123ZM122 237V238H123ZM150 237V236H149ZM148 237V238H149ZM154 236H152V238H153ZM157 237V236H156ZM156 237H154L153 238V240H155V238ZM158 237H160L159 235H158ZM164 237V236H163ZM165 237H167V236H165ZM187 237V236H186ZM197 237V236H196ZM195 237V238H196ZM206 237H205V239H206ZM218 237L220 238V236L218 235ZM223 237V236H222ZM227 237V236H226ZM225 237V238H226ZM240 237V236H239ZM251 237V236H250ZM261 237V236H260ZM11 238V237H10ZM14 238V237H13ZM25 238V239H26ZM33 238V237H32ZM32 238H30V239H32ZM40 238V237H39ZM38 238V239H39ZM42 238H44V236L42 237ZM42 238H40V239H42ZM45 238H46V236H45ZM48 238L49 239H53L52 237H50V236H48ZM77 238V237H76ZM91 238H93V237H91ZM125 238V237H124ZM147 238V237H146ZM162 238V237H161ZM169 238V237H168ZM174 238V237H173ZM183 238V237H182ZM181 238V240H179L180 239V237H179V241L180 242H185L186 243V240H188V243H190L189 242V239L191 240L192 238L194 239V237L192 236V238H189V239H185V241H183V239ZM199 238V237H198ZM198 239V240H200V242L199 243H197V245L199 244V248H198V250L199 249H205V248H207L208 249V247L206 246V247H201V239ZM212 238V237H211ZM219 238H217V239H219ZM228 238V237H227ZM237 238V241H239L240 242V244H241V246L239 247V248H241L242 247V244L244 245L247 241L246 240H242L241 238H239L238 239V237H236ZM258 238H259V235H258ZM264 238V237H263ZM29 239V238H28ZM27 239V240H28ZM35 239V238H34ZM120 239V238H119ZM134 239V238H133ZM144 239V238H143ZM165 239V238H164ZM164 239L162 240V241H164ZM170 239V238H169ZM169 239H167V240H169ZM171 239H172V237H171ZM192 239V240H193ZM205 239H203V241L205 240ZM213 239V238H212ZM217 239H216V241H217ZM241 239V240H240ZM2 240H4V239H2ZM17 240H19L18 239V237H17ZM26 240V241H27ZM36 240V239H35ZM44 240V239H43ZM48 240V239H47ZM50 240V241H51ZM63 240V239H62ZM116 240H118V239H116ZM125 240V239H124ZM145 240V239H144ZM149 240V239H148ZM159 240V239H158ZM210 240V239H209ZM208 240V241H209ZM214 240V239H213ZM223 240H225V239H223ZM232 240H234V239H232ZM247 240H248V238H247ZM250 238H249V243H250V245H252L251 247L253 248V246L255 245V246H257L258 247V241L260 240V238L259 239H254V240H251V242H250ZM261 240H262V238H261ZM14 240H12V242H13ZM24 241V240H23ZM74 240L72 239V242H73ZM91 241V240H90ZM101 241V240H100ZM113 241V240H112ZM126 241V240H125ZM136 241H138V240H136ZM141 241V240H140ZM161 241V240H160ZM159 241V242H160ZM161 241V242H162ZM166 241V240H165ZM164 241V243H165V245H166V243L167 242H165ZM171 241V240H170ZM195 241H197V240H195ZM202 241V242H203ZM207 241V242H208ZM221 241V240H220ZM231 241V240H230ZM1 242V241H0ZM8 242V241H7ZM6 242V243H7ZM16 242V238H15V241H14V243ZM19 242V241H18ZM18 242H17V244L15 243V245L13 246V248H11V249H7L9 246H7V248H6V250H8V251H6V250H4L3 249V251H2V249L0 250V252L2 251V253H0V254H3V252H5L3 255H5L6 253V255H5V257H2V258H4L3 260H2V262H0L1 264H23V262L24 263H27V264H39V262H41V264H43V262H45L44 264H54V262H55V264H58L59 262H62V261H65L66 262V258H65V256H67V255H65V256H63V252H61L60 251V248L61 247H59L58 246V254H56V256L52 253V252H49L48 251V253H46V251H44V252H41V254L42 255H39L38 254V252L37 253H30V252H34V250L32 251V250H30V252L27 250V249H24L23 251H20L19 250V248L22 246H19V244H18ZM21 242V241H20ZM19 242V243H20ZM44 242V241H43ZM48 242V241H47ZM46 242V243H47ZM52 242V241H51ZM99 242V241H98ZM139 242V241H138ZM145 242H147L146 240H145ZM145 242H143V243H145ZM151 242V241H150ZM155 242H156V240H155ZM158 242V243H159ZM192 242H194V241H192ZM207 242L205 241V243H206V245H207ZM209 242H211V241H209ZM208 242V244L209 245H212L211 243H209ZM228 242V241H227ZM236 241H234L233 243L231 242L230 244H236L235 243ZM239 242H237V244H239ZM260 242H262V241H260ZM264 242V241H263ZM5 243V244H6ZM11 243V242H10ZM27 243V242H26ZM28 243H30V242H28ZM65 243V242H64ZM154 243V242H153ZM157 243V244H158ZM163 243V244H164ZM182 243V244H183ZM184 243V244H185ZM196 243H194V244H196ZM212 243H213V241H212ZM252 243V244H251ZM48 244V243H47ZM123 244V243H122ZM132 244H133V241H132ZM150 244H152V243H150ZM155 244V246L157 245L156 243H154ZM160 244H162V243H159V245L158 246H160ZM173 245L174 244H176V243H172ZM172 244H170V245H172ZM179 244H181V243H179ZM179 244H178V246H179ZM191 244V243H190ZM216 244V243H215ZM221 244V243H220ZM227 244V243H226ZM225 244V245H226ZM229 244V243H228ZM229 244V245H230ZM248 244V243H247ZM262 244V243H261ZM12 245H13V243H12ZM25 245V244H24ZM31 245V244H30ZM59 245H62V243L60 242V244ZM73 245V244H72ZM89 245H91L90 243H89ZM96 245H98V243H96ZM136 245H140V244H137V242H136ZM147 245H148V243H147ZM153 245V244H152ZM173 245L171 246L172 248H173ZM185 245H187V243L185 244ZM193 245V244H192ZM202 245H204V243L202 244ZM214 245V244H213ZM212 245V246H213ZM263 245V244H262ZM26 246V245H25ZM24 246V247H25ZM48 246V245H47ZM56 246V245H55ZM68 246V245H67ZM75 246V245H74ZM85 246H87V245H85ZM121 246V245H120ZM135 248H136V246L135 245H133ZM140 246H142V248L143 247H146V244L143 246V245H140ZM140 246L138 247L137 246V248H136V250L135 251H137V249L139 250L140 249ZM154 246V245H153ZM153 246H151L150 245V247H153ZM154 246V247H155ZM158 246H156V247H158ZM176 246V245H175ZM196 246V245H195ZM195 246L193 247L194 249H195ZM219 246H221L220 248L222 249L223 248V245H219ZM228 246V245H227ZM230 246H232V245H230ZM230 246H228V248L230 247ZM246 246V245H245ZM254 246V247H255ZM12 247V246H11ZM23 247V248H24ZM76 247V246H75ZM96 247V246H95ZM167 247H170V246H167ZM188 247H190V249H192L191 247L192 246H188ZM187 247V248H188ZM196 247H198V246H196ZM214 247H216V245H214ZM225 248H226V246H224ZM234 247H237L238 248V246H234ZM262 247H264V246H262ZM26 248V247H25ZM27 248H28V246H27ZM63 248H66V247H63ZM87 248H89V246H87ZM97 248V247H96ZM96 248L94 249L95 251H97L96 250ZM107 248V247H106ZM121 248H123L124 249V247H121ZM134 248V249H135ZM187 248H186V250H187ZM225 248H223V249H225ZM238 248V249H239ZM243 248H245V247H243ZM43 250H44V248H42ZM52 249L53 248H51V250L50 251H52ZM57 249V248H56ZM55 249V250H56ZM67 249H68V247H67ZM74 250H75V248H73ZM117 249V248H116ZM119 249H120V247H119ZM144 249V248H143ZM156 249V248H155ZM175 249V248H174ZM193 249V250H194ZM214 249V248H213ZM219 249V248H218ZM217 249V250H218ZM220 249V250H221ZM227 249V248H226ZM225 249V250H226ZM231 249V251H232V249L233 248H230ZM237 249V250H238ZM248 249V248H247ZM255 249H257V248H255ZM259 249V248H258ZM262 249V248H261ZM16 250H19L18 252L16 251ZM47 250V249H46ZM54 250V249H53ZM65 250V249H64ZM120 250H122V249H120ZM148 250H149V248H148ZM161 250H162V248H161ZM164 250H167V249H164ZM163 250V251H164ZM188 250H189V248H188ZM210 251H208V250H206L205 252L207 253V252H210L211 253V247H210V249H209ZM224 250V251H225ZM229 249H227L225 252L228 254V251ZM234 250V249H233ZM240 250V249H239ZM39 251V250H38ZM67 251V250H66ZM65 251V252H66ZM70 250H68V252H69ZM75 251H77V250H75ZM81 251H82V249H81ZM101 251H102V253L104 252L103 251V248L101 249ZM101 251H100V253H101ZM113 251V250H112ZM116 251V250H115ZM124 251V250H123ZM123 251H122V253H123ZM127 251H129V250H127ZM145 251V250H144ZM150 251V250H149ZM148 251V252H149ZM151 251H152V249H151ZM155 251H157V249L155 250ZM173 251V250H172ZM182 251V250H181ZM189 251H192V250H189ZM201 251V250H200ZM213 251V250H212ZM219 251V250H218ZM222 251V250H221ZM221 251H219V252H221ZM223 251V252H224ZM244 251V250H243ZM242 251V252H243ZM245 251H246V249H245ZM254 251H257L256 253L254 252ZM253 252V255L252 256H250V254H252V253H250L249 254V258L251 259V261L249 260V263L248 264H264V250L263 251H261L260 252V250L258 251V250H254ZM99 251H97L96 253H98ZM110 253H111V251H109ZM125 252V251H124ZM139 252H141V251H139ZM142 252H143V250H142ZM159 252V251H158ZM161 252V251H160ZM165 252V251H164ZM184 252H186L185 250L183 251V252H181V253H183L184 254ZM197 252V251H196ZM199 252V251H198ZM217 251H216V248H215V253H216ZM218 252V253H219ZM222 252V254L221 253H219L220 255H222V258H225V257H223L225 254ZM239 252V251H238ZM251 252V251H250ZM71 253V252H70ZM128 253V252H127ZM127 253H124V254H126L127 256H128V259L129 260H131L129 257H131L132 255H128ZM131 253H133L132 251H131ZM135 253V252H134ZM136 253H138V251L136 252ZM150 253V252H149ZM153 253V252H152ZM151 253V254H152ZM166 253H168L169 254V252H165L164 254H163V252H162V255H167ZM179 253H180V251H179ZM180 253V254H181ZM202 253V252H201ZM206 253H203V255L204 254H206ZM240 253V252H239ZM75 254V253H74ZM73 254V255H74ZM104 254V253H103ZM106 254V253H105ZM109 253H108V251H107V254L105 255L106 256V258H108L109 259V257L107 256ZM112 254V253H111ZM114 254V253H113ZM121 254V253H120ZM123 254V255H124ZM129 254H130V252H129ZM171 254L173 255V257H174V255H177V254H173L172 252H171ZM171 254H169L170 256H171ZM179 254V255H180ZM194 254H196V253H194ZM199 254V253H198ZM208 254V253H207ZM219 254H215V257L217 258L218 257V255ZM232 254V253H231ZM83 255V254H82ZM90 255V254H89ZM96 255V254H95ZM98 255V254H97ZM117 257L119 256V255H117V254H115ZM122 255V257L123 258H126V256L124 257ZM135 255V254H134ZM161 255V254H160ZM161 255V257H163V259H164V256H162ZM202 255V254H201ZM210 255L211 254H209V255H207V256H209L210 257ZM212 255H213V252H212ZM229 255V254H228ZM235 255V254H234ZM237 255H238V253H237ZM240 255V254H239ZM239 255H238V258H239ZM243 255H244V253H243ZM243 255H241V257L243 256ZM70 258H71V255H68ZM100 257L101 256H104V255H99ZM98 256V257H99ZM142 256H144V255H142ZM141 256V257H142ZM152 256V255H151ZM158 256V255H157ZM185 256H187V255H185ZM194 256V255H193ZM232 256V255H231ZM230 256V257H231ZM245 257H243L244 259H246V258H248V256H246V255H244ZM31 257V258H30ZM93 257V256H92ZM98 257H96V258H98ZM116 257V258H117ZM121 257V256H120ZM119 257V259H121ZM136 257H139V256H136ZM145 257V256H144ZM188 257V256H187ZM195 257V256H194ZM200 257V256H199ZM213 256H211L210 258H212ZM220 257V256H219ZM219 257L217 258V259H219ZM227 257V256H226ZM229 257V258H230ZM233 257V256H232ZM236 257V256H235ZM28 258H30V262L29 261H27V259ZM96 258H94V260L96 259ZM102 258V257H101ZM106 258H103L102 260H107ZM111 258H112V261L113 260H115V259H113V257H112V255H111ZM122 258V260H124ZM134 259H135V257H133ZM193 258V257H192ZM196 258H198V257H196ZM207 258V257H206ZM205 257H203V256H201V261L200 262H202V261H204V263H205V261L207 260ZM221 258V257H220ZM222 258L220 259V260H222ZM228 258V257H227ZM234 258V257H233ZM232 258V259H233ZM248 258V259H249ZM253 258V259H252ZM43 259H44V261H43ZM73 259H74V257H73ZM72 259V260H73ZM79 259V258H78ZM98 259H100V258H98ZM118 259V258H117ZM116 259V260H117ZM133 259V260H134ZM154 259H157V257H155ZM154 259H152V260H154ZM175 259H176V257H175ZM181 259V258H180ZM188 259H190V258H188ZM203 259V260H202ZM206 259V260H205ZM213 259V258H212ZM217 259H213V260H217ZM241 259V258H240ZM68 260H71V259H69V258H67V261ZM71 260V261H72ZM92 261H93V258L91 259ZM101 260V261H102ZM110 260V259H109ZM128 260V261H129ZM132 260V261H133ZM149 260H151V258L150 259H148V261ZM151 260V261H152ZM171 260V259H170ZM184 260V259H183ZM182 260V261H183ZM228 260V259H227ZM238 260V259H237ZM96 261H97V259H96ZM118 261H121V260H118ZM134 261H136V260H134ZM141 261V260H140ZM163 261H165V259L163 260ZM224 261V260H223ZM226 261V260H225ZM240 261V260H239ZM242 261V260H241ZM58 262V263H57ZM73 262V261H72ZM95 262V261H94ZM98 262V261H97ZM122 262V261H121ZM130 262V261H129ZM170 261H168V263H169ZM174 262V261H173ZM235 262V261H234ZM113 262H111V264H112ZM117 263V262H116ZM115 263V264H116ZM131 263H133V262H131ZM143 262H141L140 264H142ZM146 263V262H145ZM150 263V262H149ZM155 262H153L152 264H154ZM162 263V262H161ZM167 263V262H166ZM166 263H164V264H166ZM172 263V262H171ZM194 263H195V261H194ZM193 263V264H194ZM216 263H217V261H216ZM219 263V262H218ZM223 263H225V262H223ZM231 263H233V261L231 262V259H230V263L229 264H231ZM236 263V262H235ZM60 264V263H59ZM61 264H64L63 262L61 263ZM70 264H72V263H70ZM90 264V263H89ZM119 264V263H118ZM122 264H124V263H122ZM156 264H158V263H156ZM170 264V263H169ZM175 264V263H174ZM180 264V263H179ZM188 264H190V263H188ZM197 264V263H196ZM206 264V263H205ZM210 264V263H209ZM211 264H213V261H212V263ZM219 264H221V263H219ZM226 264V263H225ZM234 264V263H233ZM243 264H244V262H243Z\"/></svg>",
    "mask_w": 264,
    "mask_h": 264
},
{
    "label": "clouds",
    "instance_id": "clouds-1",
    "mask_svg": "<svg viewBox=\"0 0 264 264\" xmlns=\"http://www.w3.org/2000/svg\"><path fill=\"white\" fill-rule=\"evenodd\" d=\"M119 219V217L117 216V220Z\"/></svg>",
    "mask_w": 264,
    "mask_h": 264
}]
</instances>
